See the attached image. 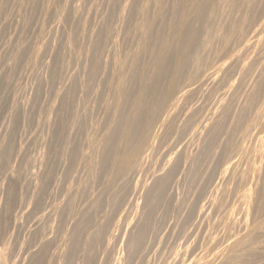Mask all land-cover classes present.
<instances>
[{"label":"bare ground","instance_id":"1","mask_svg":"<svg viewBox=\"0 0 264 264\" xmlns=\"http://www.w3.org/2000/svg\"><path fill=\"white\" fill-rule=\"evenodd\" d=\"M3 1V0H2ZM5 1V0H4ZM7 1V0H6ZM13 1V0H12ZM39 2L38 3H40V0H38ZM50 1H52V0H50ZM63 0H61V2H62ZM73 0H70V1H68V0H66V2L65 1H63V2H65L66 3V5L64 6V7H60V10L61 11H58L59 13V17L58 18H60L59 20H61L62 21V25H63V21H64V23L67 25V24H70V25H72L73 23H75V21H76V23H75V25L77 24V26H78V24H80L79 23V19L77 20V17H79V15H80V17H84L83 16V13L85 14V16L87 15L86 13H85V11L86 12H88L89 10H85V8L89 5V4H87L86 2H85V4H87V5H85L86 7H84V10L82 9V8H80V9H82L83 11H81V12H83L82 13V15L80 14V10L78 9V5L76 4V3H78V2H76V3H74V1L72 2ZM76 1H78V0H76ZM82 1V0H81ZM81 1H80V4H82L81 3ZM84 1H86V0H84ZM117 1V0H116ZM116 1H115V3H116ZM122 1L123 0H121V3H122ZM138 1V0H137ZM137 1L136 0H132V2H136V4H138L137 3ZM141 1V0H140ZM147 1V0H146ZM151 1V0H150ZM154 0H152V2H153ZM163 1V0H162ZM171 1V3H172V0H170ZM181 1V5H182V9H180V11L178 10V11H176V10H172L171 11V8L173 7H171L170 6V10L168 9V7H165V5L164 6H162V8H166V9H168L169 11H171V12H169V13H167V14H169V16H166V15H164L163 16V14H161V12L159 13V11H158V14H161V16L162 17H160V15H157V16H159L160 18V22H157L158 24V26H160V25H162L163 27H159L161 30H158L157 29V25L155 24V25H153V26H157L156 27V29H157V31H155V29H152V28H155V27H152L151 26V22H149L148 21V16L150 17V15H148L147 16V14H149V13H151V10L153 11V7H152V9H151V7L150 6H148V7H150V12H149V8L147 9L148 10V12H147V10H144V8H143V10L141 9L142 7H144V6H142V5H140V6H142V7H140V6H138V5H135V9H136V6L137 7H139V9H141V13L143 14V16L141 15V13H140V15L139 16H142V20H141V18H140V20H141V23L139 22V24L137 23V27L139 28L138 30H140V33L139 34H142V36L144 37V40H145V38H146V40H147V38H152V40L154 39V41H152V44H153V42H157V45H155L156 46V48L155 49H153L152 48V51H150V52H152V54L150 53V55L151 56H149V60H148V62H147V64H146V66L145 65H142V61L144 60L143 59V57H142V52L144 51H142V52H140V54L141 55H135V56H133L132 57V55H134V54H129V57H131L130 59H128V58H126V57H128V56H126V55H128V54H124L126 57H124L123 59H121L122 58V56H124L123 55V48H122V53H121V58H120V56L117 58V59H115L114 57V60H115V64L117 65L116 66V70H118V71H116L117 73L116 74H118V75H116V82L112 79V81L116 84H114L113 85V87H115V89L113 88L112 89V92H114L113 94H111V93H109L110 95H112L111 96V98H110V100L112 99V105L110 106V107H108V110L110 109V111H111V115L110 114H108V115H110V117H107L108 119L106 120L105 118H103L105 121H101V122H103V123H96V121H95V123L93 124V130H92V135L91 136H89L88 135V137H89V139H88V144H89V147L87 146L86 147V150H87V148H89L90 150H88V151H86L85 150V148H84V150L85 151H82L83 149V147H82V145H80L82 148H79L80 149V151H82L81 153H79V150L78 149H75L79 144H81V143H79V142H77V143H75L76 145L74 146V144L73 145H71V147L72 146H74L75 148H73V151H75V150H78L75 154H74V156H77L78 155V153H79V155L77 156L78 157V159H76V157H74L75 158V160H76V162H77V160H78V165H80L81 166V170H80V168H79V172H81V174H82V172H83V174L79 177V175H78V178H76L75 177V179L77 180V181H75L76 182V187H73V189L72 188H70V190L71 191H68L69 193H68V195L66 196L67 198H65V201L61 204V205H59V206H57V205H54V203H55V200H54V203H53V200L51 201V203L53 204V206H51V208H50V206H49V208H50V210H48L47 208H44L43 209V206H44V199H49V198H45V195H47V188L45 187V186H47L49 183L51 184L52 182H49V183H47L46 181H48V180H46V179H43V180H45V182L47 183H44L43 181H41L42 183H44V185H43V187L44 188H42V187H40V186H36L37 184H33L34 186H33V188H31V189H33L32 191L31 190H29L30 188V186H28V188H27V190H29V191H31L32 192V196H31V202H29V204L28 205H32L31 207H32V210L29 212V214L28 215H32V217L31 218H34V230H33V233L31 234L30 233V236L29 237H31L32 235H33V237H35V241L36 240H38L37 241V243H38V247H37V250H34V249H32V251H31V248H32V246H31V248L29 247V243H31V241H29V243H26V245H25V247H19L20 248V250H19V252H18V254L19 255H17L18 256V258H16V260L14 259V263L13 264H21V262L23 261V260H25V256L27 255V257L29 258V264H42L41 262V260L43 259V257H44V255H46V252L49 250V248L58 240L59 242H61V244H62V247H64L63 248V254H62V257L64 258H61V259H63V262H61V264L63 263V264H69L70 263V261L73 259V258H76L77 256H80L79 254H81V258L82 259H80V263H82V262H84V264L86 263V264H92L93 262H95V259H96V257H97V255H98V253H100L101 252V254H100V256L101 255H103V256H105V255H108L110 252V250L111 251H113L112 249H114L113 247H112V249H110V242L111 241H113L112 243H113V245H114V241H115V245H116V241H118V239H119V237H120V232H122L123 230V225L124 224H128V223H125L126 222V220L128 221V219H126L127 218V211H128V209L126 210V208L124 209V207L126 206V207H129V209H131L132 207H135L136 209H139V204H140V202H139V200H137V195H138V193H140V191L144 188V190H145V192H144V195H142L143 197V205L141 206V210H140V214H139V219H138V221L135 223V225L133 226V227H131V230H130V228H129V230H130V232H129V234H127L128 235V237L126 236L125 238H128V239H126L127 241H125L126 243H125V249H123L124 251H126V254L127 255H125L126 256V258H127V260H129L128 262H130V264H131V262H132V264L134 263L133 262V260H132V258L133 257H135V256H139L140 255V253L142 252H144V251H142L143 249L144 250H146V248L144 247V245L146 244V242H148V239H149V235L151 236V234L153 233V234H156L157 233V230H158V228H159V225L157 224V221H156V212L157 211H159L160 209H162V208H164V207H166L167 206V204H170V203H167L168 201H170V196H168V195H170V194H168V189H169V186L171 185L170 183H173V182H171L172 181V179L175 177V175H176V173H178V170H179V167H181V162H184V163H187L188 164V167H187V171H186V169H185V171L187 172V174H186V176H187V178L190 176L192 179H190V182H192V180L194 181L197 177L196 176H198V173H200V169H201V167L204 169V167H206L205 166V164L202 166V164L204 163V161H205V159L204 158H206V155L207 154H209V152L207 153V151L209 150V149H212V148H210V147H212V144L214 143V141H216V138H217V136H219V135H221V134H219V131L221 130V132H222V129H221V127L223 128V126H222V124L220 125V123H219V119L220 118H218V117H216L217 115L218 116H220L219 114H221V115H223V117L226 119L227 117H225V116H228V113L229 114H233L234 113V109H235V111L236 110H239L238 109V105L236 106V108H232L231 106L233 105V103H231L230 101L231 100H228L229 98H227L226 100H224V102H222V104H220L219 106L221 107L220 109V111L217 113V112H215L214 113V115H213V117H211L210 118V120L212 119V118H215L216 120H219L218 121V123H219V126H217V125H215V124H213V123H215V121L213 120V122H212V120L211 121H208V119L207 120H205V116H203L201 113H199V111H198V109H200V106L198 107V106H193V107H190V108H188L187 109V107H186V105H187V103H188V101L194 96V95H196V96H202V94H201V92H203V90L205 89V87H204V89L199 93V91H200V89L201 88H203V86L205 85V73H206V69H205V66H206V62L208 61L209 62V60H211L212 59V55L210 54V52L214 55V53H215V56L217 57V58H222L223 59V57H228L227 55L228 54H230V52H232L233 51V48H234V45H235V43L237 44V42H241V39H245L244 38V36H245V34L247 33V31L249 30V31H251L252 29L251 28H254V26H255V23L257 24L258 23V28L256 29L255 28V30H253V34H255V35H253V37H258L259 36V34L260 33H263L264 34V32L262 31V30H264V19H263V17H262V22H261V17H260V20H258L259 19V14L260 13H262V11H264V0H186L185 1V4L183 3L182 4V0H179V2ZM9 2V1H8ZM8 2H7V5H8ZM14 3V5L16 6V7H18V6H21V2H23V0H14L13 1ZM15 2H16V4H15ZM19 2H20V5H19ZM30 2V1H29ZM35 2V1H34ZM42 2V1H41ZM47 2H49V0L47 1ZM53 2L56 4V3H60V1L58 0L57 2H55V1H52V4H53ZM88 2H91L90 0L88 1ZM93 2V1H92ZM97 2H98V0H97ZM105 2V1H104ZM107 2V1H106ZM112 2V1H111ZM124 2V1H123ZM129 2V1H128ZM143 2H144V0H143ZM165 2V1H164ZM166 2H169L168 0L166 1ZM178 2V0L176 1V3ZM184 2V1H183ZM10 3H11V1H10ZM45 3V2H44ZM99 3V2H98ZM118 3V2H117ZM140 3V2H139ZM156 3V4H155ZM175 3V5H177V6H175L174 5V3L172 4V5H174L176 8H180L181 7V5L178 3V4H176ZM220 3H221V8H222V11H220V12H218V8L220 7ZM5 4H6V2H5ZM4 4V5H5ZM13 4H11L12 6H13ZM35 4H37L36 2H35ZM41 4V3H40ZM46 4V3H45ZM50 4V3H49ZM49 4H46V6H44V7H46L47 8V6L49 5ZM58 4H56V6L58 5ZM63 4V3H62ZM61 4V5H62ZM79 4V3H78ZM93 4V3H92ZM101 4V3H100ZM105 4V3H104ZM133 3H129V7L130 8H132V5ZM142 4V3H141ZM151 4V3H150ZM149 4V5H150ZM163 4V3H162ZM26 5V4H25ZM42 5V4H41ZM54 5V4H53ZM97 5V4H96ZM99 5V4H98ZM105 5H107V3L105 4ZM105 5H103V8H104V6ZM120 5H122V4H120ZM134 5H133V8H134ZM143 5H144V3H143ZM156 6V8L158 9V8H160V11H161V2H160V0H155L154 1V4H153V6ZM157 5H158V7H157ZM170 5V4H169ZM168 5V6H169ZM178 5L180 6V7H178ZM184 5V6H183ZM23 6V5H22ZM21 6V7H22ZM35 6V5H34ZM43 6V5H42ZM55 6V5H54ZM54 6H51L52 7V9L53 10H56V6L54 7ZM84 5H82V6H80V7H83ZM91 6V5H90ZM94 6H95V4H94ZM102 6V5H101ZM115 6V5H114ZM117 6H118V4H117ZM127 6V5H126ZM128 6H127V8H128ZM167 6V5H166ZM1 7V6H0ZM4 7H7V8H11L10 6H4ZM16 7H14L15 9H16ZM28 7H30V6H28ZM27 7V8H28ZM32 7H33V5H32ZM36 7V6H35ZM57 7H59V6H57ZM112 8H114L113 6H111ZM110 7V8H111ZM124 7V6H123ZM146 7V6H145ZM7 8H3L4 10L5 9H7ZM20 8V7H19ZM23 8V7H22ZM22 8H20V9H22ZM26 8V9H27ZM50 8V7H49ZM62 8V9H61ZM91 9H94V11H92L93 13L94 12H96V10H95V8H92V6L90 7ZM96 8H97V6H96ZM102 8V7H101ZM106 8V7H105ZM109 8V9H110ZM118 8V7H117ZM127 8H126V11H127ZM132 8V10H134ZM147 8V7H146ZM175 8V9H176ZM12 9V8H11ZM9 10L10 11V13L12 12V10ZM29 9V8H28ZM48 9V8H47ZM119 9V8H118ZM172 9H174V8H172ZM245 9V10H244ZM260 9V10H259ZM19 10V9H18ZM23 10V9H22ZM33 10H38V9H34L33 8ZM41 10V9H40ZM46 10V9H45ZM48 10H51V8L50 9H48ZM58 10H59V8H58ZM106 10V9H105ZM115 10H116V8H115ZM136 10H138V9H136ZM221 10V9H220ZM259 10V14H258V11ZM16 11H17V9H16ZM27 11V10H26ZM31 11V10H30ZM57 11V10H56ZM79 12V14H78V16H77V13ZM114 11V10H113ZM120 11V10H119ZM118 11V12H119ZM122 11V10H121ZM128 11H129V8H128ZM157 11V10H156ZM155 11V12H156ZM8 12V11H7ZM14 12H15V10H14ZM21 13H22V11H20ZM23 12H24V10H23ZM37 12H39V11H37ZM42 12H44V11H42ZM41 12V13H42ZM48 12H50V11H48ZM51 12H54V11H51ZM50 12V13H51ZM63 12V13H62ZM66 12V13H65ZM91 12V11H90ZM99 12V11H98ZM101 12V11H100ZM111 12V11H110ZM125 12V11H124ZM130 12V11H129ZM132 13H133V11H131ZM131 12H130V14H131ZM139 12H140V10H139ZM164 12H165V10H164ZM163 11H162V13H164ZM166 12H168V11H166ZM165 12V13H166ZM6 13V12H5ZM21 13H20V15H21ZM31 13V12H30ZM33 13H35V11H33ZM92 13V14H93ZM105 13V12H104ZM134 13H135V11H134ZM154 13V12H153ZM157 13V12H156ZM164 13V14H165ZM15 14H17V12H15ZM38 14V13H37ZM52 14V13H51ZM101 14H103L102 12H101ZM109 14H114V13H109ZM120 14V13H119ZM263 14V13H262ZM9 15V14H8ZM7 15V16H8ZM14 15V14H13ZM20 15H19V13H18V16L20 17ZM28 15V14H27ZM39 15V14H38ZM43 15H44V13H43ZM94 15V14H93ZM107 15V14H106ZM132 15V14H131ZM131 15H130V17H128V14L126 15L127 16V18H133L134 20H132V19H130V22H131V20L132 21H134L135 22V17L138 15V13H136V16H133V17H131ZM134 15V14H133ZM153 15V14H152ZM156 15V14H155ZM256 15V16H255ZM264 15V14H263ZM263 15H261V16H263ZM3 16H5V14H4V12H3V10H1V8H0V23H1V19H2V17ZM12 16V15H11ZM11 16H9V17H11ZM32 16V15H31ZM54 17H53V19L54 18H56V22H57V17L55 16V14L53 15ZM90 16H91V14H90ZM90 16H87V17H89L90 18ZM102 16V15H101ZM108 16V15H107ZM112 16H114V15H112ZM119 16V15H118ZM123 16V15H122ZM121 16V17H122ZM139 16H138V18H139ZM146 16H147V18H146ZM26 17V16H25ZM28 17H30V15L28 16ZM27 17V18H28ZM71 17H72V19H71ZM79 17V18H80ZM86 17V19L88 20V18ZM92 17H94V16H92ZM91 17V18H92ZM95 17H97V16H95ZM117 17V16H116ZM124 17H125V15H124ZM156 17V16H155ZM4 18V17H3ZM26 18V19H27ZM32 18V17H31ZM30 18V19H31ZM34 18V17H33ZM43 18V17H42ZM46 18H47V16H46ZM102 18H103V16H102ZM105 19H106V16L104 17ZM109 18V17H108ZM126 18V17H125ZM137 18V19H138ZM153 18V17H152ZM11 19V18H10ZM10 19H9V21H10ZM13 19V18H12ZM20 19V18H19ZM26 19H24L25 21H27ZM29 19V18H28ZM39 19V18H38ZM50 19V18H49ZM70 19V20H69ZM82 21H86V19H84V18H80ZM93 19V18H92ZM100 19V18H99ZM110 19V18H109ZM108 19V20H109ZM113 18H111V20H112ZM120 19V18H119ZM129 19H127V20H129ZM154 19V18H153ZM4 22L3 23H5L6 21H7V18L5 17L4 19ZM16 20V19H15ZM23 20V21H24ZM32 20V19H31ZM40 20V19H39ZM103 20V19H102ZM101 20V21H102ZM116 20H117V18H116ZM121 20V19H120ZM149 20H150V18H149ZM155 20V19H154ZM11 21H14V20H11ZM10 21V22H11ZM29 21V20H28ZM34 21V20H33ZM36 21V20H35ZM38 21V20H37ZM46 21V20H45ZM60 21V22H61ZM69 21H71V23L69 22ZM82 21H81V24H82V28L80 27L81 26V24H80V28L78 27L77 29L79 30V31H76L74 28H73V32H74V30L76 31V33H78V34H80V36L82 37V35L81 34H85V31L86 30H88V28L89 27H91V26H89V27H87V29L85 28V26H84V24L82 23ZM93 21V20H92ZM92 21L90 22L89 20H88V23H92ZM104 21V20H103ZM107 21V20H106ZM156 21V20H155ZM157 21H158V19H157ZM258 21H260V22H258ZM8 22V21H7ZM17 22V21H16ZM21 23H23L22 21H20ZM42 22V21H41ZM40 22V23H41ZM50 22H52L51 21V19H50ZM73 22V23H72ZM98 22V21H97ZM111 22V21H110ZM114 22H115V20H114ZM154 22V21H153ZM9 23V22H8ZM11 23H13V22H11ZM11 23H9V25L11 24ZM15 23V22H14ZM13 23V24H14ZM30 23V22H29ZM32 23V22H31ZM39 23V22H38ZM46 23V22H45ZM99 23H100V21H99ZM117 23H118V21H117ZM117 23H116V26H118V27H120L121 26V24H122V20H121V23H118V24H120V26L119 25H117ZM124 23H125V21H123V24L122 25H124ZM126 23H127V21H126ZM125 23V24H126ZM156 23V22H155ZM260 23V24H259ZM2 24V23H1ZM15 24H17V23H15ZM14 24V25H15ZM36 25H37V22L35 23ZM44 24V23H43ZM50 24V23H49ZM54 24V23H53ZM58 24H59V21H58ZM87 24V23H86ZM85 24V25H86ZM101 24H103V23H101ZM104 24H105V21H104ZM107 24H112V23H109V22H107ZM129 21H128V23H127V25L129 26ZM134 24V23H133ZM5 25H7V26H9L8 24H6L5 23ZM12 25V24H11ZM18 25V28H19V24H17ZM24 25V23L22 24V26ZM30 25V24H29ZM39 25V24H38ZM37 25V26H38ZM46 25V24H45ZM44 25V26H45ZM56 25H57V23H56ZM65 25V26H66ZM74 25V24H73ZM97 25V24H96ZM126 25V27L127 28H125V29H127L128 30V26ZM139 25V26H138ZM16 26V25H15ZM25 26H26V24H25ZM28 26V25H27ZM31 26V25H30ZM36 26V27H37ZM43 25L41 24V27H42ZM43 26V27H44ZM46 26H49V25H46ZM53 26L54 25H52V27L51 28H53ZM61 27V31L63 30L62 29V26H61V23H60V25H58L57 27ZM65 26L63 25V27L65 28ZM93 26V25H92ZM95 26V25H94ZM99 26H100V24H99ZM106 26V28H109V27H107V25H105ZM125 26V25H124ZM132 26V25H131ZM130 26V27H131ZM136 26H135V28H136ZM164 26H167L166 28H168V32L170 31V32H172V36L170 35L171 33H169V36L168 37H166V36H164L163 35V30H162V28H164V30H165V27ZM4 27V26H3ZM50 27V26H49ZM56 27V28H57ZM59 27V28H60ZM73 27V26H72ZM75 28H76V26H74ZM100 27H102V26H100ZM110 27H114V26H110ZM123 27V26H122ZM133 27H134V25H133ZM20 28H21V26H20ZM27 28V27H26ZM30 28V27H29ZM29 28H27V29H29ZM32 28V27H31ZM30 28V29H31ZM48 28V27H47ZM46 28V29H47ZM56 28H53L52 30H53V33L54 34H51L50 33V35L52 36V38H54V36L53 35H55L56 34V36H57V33L55 32L56 30H58V29H56ZM69 28H70V26H69ZM99 28V27H98ZM116 28V27H115ZM115 28H112L113 30L115 29ZM132 28V27H131ZM2 29V28H1ZM0 29V30H1ZM4 29V28H3ZM5 29H6V27H5ZM11 29H12V27H11ZM27 29H26V31H27ZM46 29H45V33H48V31H46ZM90 29V28H89ZM103 29V28H102ZM112 29H110L111 31H112ZM124 29V28H123ZM122 29V30H123ZM132 29H134V28H132ZM131 29V30H132ZM25 30V29H24ZM33 30V29H32ZM31 30V31H32ZM47 30H49V29H47ZM52 30H50V31H52ZM55 30V31H54ZM60 30V29H59ZM58 30V31H59ZM91 30H92V28H91ZM105 30V29H104ZM108 30V29H107ZM109 30V31H110ZM116 30V29H115ZM119 31H121L120 29H118ZM117 30V31H118ZM127 30H126V32H127ZM130 30V29H129ZM33 31H35V30H33ZM41 31V30H40ZM61 31H59V32H61ZM66 31V30H65ZM65 31H63V32H65ZM123 31H125V30H123ZM135 32L137 31V29H135L134 30ZM155 31V32H154ZM262 31V32H261ZM6 32V31H5ZM20 32V31H19ZM24 32V31H23ZM44 32H43V34H44ZM88 33H87V35H88V38L91 40H93V42H94V37H95V35L98 33V30H97V33L95 32V30H94V32L92 31V34H91V32L88 30L87 31ZM90 32V33H89ZM113 32V31H112ZM130 32H132V31H130ZM168 32H167V30H165V33L164 34H168ZM7 33V32H6ZM15 33H16V31H15ZM18 33V32H17ZM16 33V34H17ZM29 33V32H28ZM36 33H38V32H36ZM66 33V32H65ZM95 35H94V34ZM100 33V32H99ZM104 33H106V32H104ZM104 33H102V34H104ZM109 33V32H108ZM114 33V32H113ZM132 33H134V32H132ZM136 33H138V31L136 32ZM135 33V34H136ZM251 33V32H250ZM250 33L248 34V35H250ZM4 34V33H3ZM9 34H11V33H9ZM15 34V35H16ZM20 33H18L16 36H18ZM33 34V33H32ZM62 34V33H61ZM60 33H58V35L60 36L61 35ZM74 34V33H73ZM101 34V35H102ZM110 34V33H109ZM115 34V33H114ZM113 34V35H114ZM123 34H124V32H123ZM125 34H127L128 35V33H125ZM124 34V35H125ZM131 34V33H130ZM258 34V35H257ZM22 35H24V33L22 34ZM21 35V36H22ZM26 35V34H25ZM41 34L39 33V36H40ZM64 35V34H63ZM69 35H70V33H69ZM86 35V34H85ZM90 35V36H89ZM98 35V34H97ZM105 35H107V34H105ZM260 35H262V34H260ZM2 36V35H1ZM5 36H6V34H5ZM27 36V35H26ZM34 36V35H33ZM38 36V35H37ZM37 36H35L34 38L35 39H33V40H36L37 39ZM39 36H38V39H37V41H39ZM41 36H43V35H41ZM45 36H46V34H45ZM51 36H50V38H48V36H46V39L48 38V39H51V41L49 40V42H51V43H48V39L46 40L47 41V43H45V45H43L42 47H44V49H46V50H44L43 51V49H42V51L44 52V53H46L47 55H48V57L50 56H52V53H50L51 55H49V52H51V50L53 49V47L51 48V47H49V48H51V49H49V48H46L47 46L46 45H49V44H54V42H56V44H54V45H56L57 46V43H59V40H58V42L57 41H55L54 39V42L52 43V38H51ZM58 36V37H59ZM66 36V35H65ZM77 36V34H75V35H73V36H67V38H66V41H65V44L63 43V48L66 46V50L68 49V51H72V50H74V47H76L77 46V39H79L78 41L79 42H81V38H80V36L78 35V37L79 38H77L76 37ZM110 36V35H109ZM116 36V35H115ZM118 36V35H117ZM122 36V35H121ZM126 36V35H125ZM130 36H133L132 34L130 35ZM141 36V35H140ZM140 37L141 39L143 38V37ZM170 36H171V38H170ZM263 36V35H262ZM14 38H15V36H13ZM19 37V36H18ZM18 37H16V38H18ZM62 37H64V36H62ZM84 37V36H83ZM97 37V36H96ZM104 37V36H103ZM128 37V38H127ZM135 37H137V35L135 36ZM139 37V36H138ZM137 37V38H138ZM250 37V36H249ZM257 37L255 38V39H257ZM260 37V36H259ZM258 37V38H259ZM3 38V37H2ZM24 38V37H23ZM27 38H28V36H27ZM41 38H45V37H41ZM65 38V37H64ZM84 38H86L85 40H87L86 42L88 43V40L89 39H87V37H84ZM106 38V37H105ZM122 38V37H121ZM121 38H120V40H121ZM125 38V37H124ZM126 38L129 40V39H131V37H129V36H126ZM125 38V39H126ZM133 38V37H132ZM136 38V41H138V39ZM262 38H264V36L262 37ZM0 39H1V37H0ZM5 39V38H4ZM6 39H7V37H6ZM20 39V38H19ZM55 39H56V37H55ZM57 39H60L61 40V36H60V38H57ZM97 39H99V38H97ZM96 39V40H97ZM127 39H126V41L125 40H123V41H125V43L126 44H123L124 46H122V47H124V50H126V51H124V53H126L127 52V44H128V41H127ZM248 39H250V38H247V40ZM254 39V38H253ZM3 40V39H2ZM8 40V39H7ZM11 40V39H10ZM12 40H14V42H16L15 41V39H12ZM16 40H18V39H16ZM22 40V39H21ZM28 40V39H27ZM32 40V39H31ZM30 40V41H31ZM32 40V41H33ZM85 40L83 41L84 43H85ZM103 40V39H102ZM135 40V39H134ZM133 40V41H134ZM215 40H217L218 42H220L219 44H221L220 45V47L219 48H215V50L213 49V47H215V46H217L218 45V42L216 43V42H214ZM238 40V41H237ZM251 40V39H250ZM259 40V39H258ZM261 40V39H260ZM24 41H25V39H24ZM31 41V42H32ZM62 41V40H61ZM60 41V47H61V45H62V42ZM63 41V42H64ZM101 41V40H100ZM99 41V43H102V42H100ZM105 41V40H104ZM103 41V42H104ZM115 41H117V37H116V40H114V42ZM130 41V40H129ZM132 41V40H131ZM133 41H132V43H133ZM136 41H134V42H136ZM140 41V40H139ZM236 41V42H235ZM262 41H264V39L262 40ZM3 42H4V40H3ZM9 42H11V41H9ZM14 42H13V44H14ZM18 42V41H17ZM23 42V41H22ZM21 42V43H22ZM26 42H28V41H26ZM31 42H28V44H30ZM105 42H107V41H105ZM112 42V41H111ZM114 42L113 43H109V45L110 44H114ZM147 42V41H146ZM148 42H149V40H148ZM249 42V41H248ZM253 41H251V43H252ZM38 43H40V42H38ZM43 43V42H42ZM83 43V45H85L86 44V46H87V43H85L84 44ZM118 43V42H117ZM119 43H124V42H120L119 41ZM130 43L131 42H129V45H130ZM140 43H142V42H140ZM150 43V42H149ZM213 43L214 44H217V45H215V46H213ZM234 43V44H233ZM247 43V42H246ZM253 43H255L256 44V41L255 42H253ZM252 43V44H253ZM2 44V43H1ZM11 44H12V42H11ZM23 44V43H22ZM25 45H26V43H24ZM33 44H35V41H34V43ZM93 44V45H92ZM107 44H108V42H107ZM134 44V43H133ZM132 44V45H133ZM138 44V43H137ZM143 44V43H142ZM232 44H233V47L231 48V46H232ZM244 44V43H243ZM250 44V43H249ZM249 44H244L243 45V47H244V51H242L241 50V48L239 49V50H241L242 51V53H244V52H246V50L248 49V51H250L251 49H250V47H249ZM261 44H263V43H261ZM8 45V44H7ZM10 45V44H9ZM8 45V46H9ZM16 45V44H15ZM21 45V44H20ZM32 45V44H31ZM30 45V46H31ZM40 45H42V44H40ZM52 45H50V46H52ZM95 44L94 43H91V46H90V43H89V45H88V47L90 46V48H86L87 49V51L85 52V54H86V56H89V55H91V58H93L92 57V55H94L92 52H93V50L95 49V52H96V48H92V46H94ZM102 45V44H101ZM104 45V47L106 48V46H105V44H103ZM127 45V46H126ZM135 45V44H134ZM141 45V44H140ZM139 44L136 46V47H138L139 48V46H140ZM146 45H148L147 43H146ZM150 45V44H149ZM4 46V45H3ZM2 46V47H3ZM8 46H5V48L6 47H8ZM12 47H13V45H11ZM10 46V47H11ZM29 46V45H28ZM29 46V47H30ZM35 47H37L38 46V44L37 45H34ZM58 46H59V44H58ZM79 46H80V44H79ZM86 46H83V47H86ZM95 46H97V45H95ZM112 46V45H111ZM114 46V48H113V50H114V52H115V50H116V47H118V45L115 47V45H113ZM126 46V47H125ZM131 46V45H130ZM129 46V47H130ZM153 46V45H152ZM237 46V45H236ZM1 47V48H2ZM10 47H8L9 49H10ZM19 47H21V46H19ZM41 47V46H40ZM80 47H82V46H80ZM98 47H99V45H98ZM103 47V46H102ZM128 47V48H129ZM135 47V46H134ZM134 47H132V49L134 48ZM144 47H147V46H145L144 45ZM149 47H151V45L149 46ZM154 47V46H153ZM240 47H241V45H240ZM243 47H242V49H243ZM252 47H255V46H252ZM257 47V46H256ZM8 48H7V50H8ZM15 48H16V46H15ZM18 48V47H17ZM16 48V49H17ZM31 48L33 49V45H32V47H30V50H31ZM62 48V49H63ZM77 48H79L78 46H77ZM77 48H75V50L77 49ZM105 48H103V49H105ZM111 48V47H110ZM126 48V49H125ZM238 48V47H237ZM28 50L26 51V48H24V46L23 47H21L20 48V52H19V55L18 54H16L15 53V50H14V48H13V54L15 53V55H18V56H14L13 54V56L14 57H12V60H10L11 62H10V64L9 63H6V69H7V71L9 70L10 71V69L13 67L14 68V66H16V68L17 67H21L20 65L18 66V64H19V62L21 63L22 61H21V59L20 58H22L23 57V55L25 54V52H27V54L28 53H30L31 51H33V50H31L30 52H28L29 51V48H27ZM36 49V53H37V49H39V47L38 48H35ZM47 49H49L50 51H48L47 52ZM54 49H58V48H55L54 47ZM61 49V48H60ZM60 49H58V51L60 50ZM61 49V50H62ZM100 49H102V48H100ZM118 49H119V47H118ZM130 49V48H129ZM148 49H150V48H148ZM217 49V50H216ZM250 49V50H249ZM264 49V48H263ZM40 50H41V48H40ZM75 50H74V53H75ZM82 49H77V52L78 51H81ZM99 50V49H98ZM97 50V51H98ZM136 50H137V48H136ZM136 50H134L133 49V51L134 52H136ZM253 50V49H252ZM260 50H262V49H260ZM260 50H258L257 51V53H255L256 55L258 54V52H260ZM4 51V50H3ZM6 51V50H5ZM9 51H11V49L9 50ZM16 51V52H17ZM39 51V50H38ZM46 51V52H45ZM54 51V50H53ZM83 51V50H82ZM111 51V50H110ZM109 50L107 51V55H108V52H110ZM120 51V50H119ZM129 52L131 51V49L130 50H128ZM141 51V50H140ZM146 51H147V49H146ZM236 51V50H235ZM234 51V52H235ZM238 51V50H237ZM254 51H255V49H254ZM42 52V53H43ZM60 52V51H59ZM59 52H57L58 54H60ZM62 52H64V54H66L65 53V50H63ZM61 52V53H62ZM94 52V53H95ZM101 52L102 53H104L102 50H100L99 51V54H101ZM114 52H113V55H114ZM128 52V53H129ZM132 52V51H131ZM130 52V53H131ZM138 52V51H137ZM6 53V52H5ZM39 53H41V52H39ZM54 53H55V51H54ZM72 53V52H71ZM92 53V54H91ZM98 53V52H97ZM117 52H115V54H116ZM148 55H149V53L148 52H146ZM241 53V55H240V53H235V55L237 56H234L235 57V63L236 62H240V61H242V59L240 60V56H242V57H245V56H243V55H245V53L244 54H242ZM252 53V52H251ZM250 53V54H251ZM261 54H262V52H260ZM264 53V52H263ZM1 54V53H0ZM9 53H7V55H8ZM10 54H11V52H10ZM33 55L35 54L34 53V51H33V53H32ZM45 54V55H46ZM58 54H57V56H58ZM64 54H63V56H64ZM77 54V53H76ZM79 54V56L81 55L80 54V52L78 53ZM84 54V55H85ZM105 53L104 54H101V56L103 57L104 56V58H106L105 57V55H106ZM110 54V53H109ZM7 55H5V56H7ZM11 55V56H12ZM30 55H31V53L29 54V57H30ZM47 55L45 56L46 58H47ZM67 55H69L68 54V52H67V54L65 55L66 57H67ZM72 55H74V57H76V55L75 54H73L72 53ZM72 55H70L71 56V59L73 60V58H72ZM83 55V56H84ZM96 55H98V54H96ZM111 55V54H110ZM209 55H211V58H210V56ZM233 55V54H232ZM240 55V56H239ZM248 55V54H247ZM256 55H255V58H256ZM25 56V55H24ZM35 56V55H34ZM55 56H56V54H55ZM60 56V55H59ZM86 56H84V57H82V55H81V57L82 58H85ZM99 56V55H98ZM144 56V55H143ZM251 56V55H250ZM261 56V55H260ZM26 57H27V59H28V62H29V59H32V57L31 58H29L27 55L25 56V59H26ZM40 56H38V58H39ZM44 57V56H43ZM44 57V58H45ZM61 57V56H60ZM66 57H63L64 58V61H63V59H61L63 62H67L66 61V59L68 60V58H66ZM101 57V59H100V61H102V58ZM110 57V56H109ZM142 57V58H141ZM232 57V56H231ZM233 57V58H234ZM262 57H263V55H262ZM7 58L9 59V58H11L10 57V55H9V57L7 56ZM24 58V57H23ZM22 58V59H23ZM52 58H53V56H52ZM56 58V57H55ZM55 58H53V60L55 59ZM77 58H78V55H77ZM100 58V57H99ZM108 58V57H107ZM106 58V59H107ZM141 58V59H140ZM147 58V57H146ZM216 58V59H217ZM248 58V57H247ZM253 58V57H252ZM4 59V58H3ZM6 59V58H5ZM4 59V60H5ZM26 59V60H27ZM36 59H37V57H36ZM42 59V58H41ZM40 59V60H41ZM48 59V58H47ZM58 59H59V57H58ZM71 59H69V60H71ZM89 59H90V57H89ZM89 59H87V61L89 60ZM96 59H98V58H96ZM95 59V60H96ZM105 59V60H106ZM109 59V58H108ZM107 59V60H108ZM112 59V58H111ZM143 59V60H142ZM213 59H215V58H213ZM221 59V60H222ZM259 59H261V57L259 58ZM259 59L258 60H256V61H258V63L257 62H255L256 64H259ZM7 60V59H6ZM26 60H24L23 61V63L24 62H27ZM40 60H36L37 62H39ZM46 60V59H45ZM45 60H43L44 62H45ZM60 59L58 60V62L60 63V61H61ZM71 60V61H72ZM75 60H77V59H75ZM80 60V59H79ZM93 60V59H92ZM95 60H93V62L95 63H97V61H95ZM105 60H103V62L101 63V62H99L100 64H103V67L105 66L104 64V62H105ZM113 60V59H112ZM140 60H142V61H140ZM240 60V61H239ZM250 60H251V57H250ZM252 60H254V59H252ZM262 60H264V59H262ZM3 61V60H2ZM36 61H34V63L36 62ZM42 61V60H41ZM40 61V62H41ZM43 61L41 62V66H42V63H43ZM49 61V60H48ZM52 61V60H51ZM57 61V60H56ZM61 61V62H62ZM71 61L69 62V64L71 63ZM87 61L85 62H82V63H87ZM91 61V60H90ZM90 61L88 62V64L90 63ZM98 61H99V59H98ZM129 61V67H128V65H127V62ZM141 63H140V62ZM216 61V60H215ZM215 61H213V62H215ZM217 61L218 62H220L218 59H217ZM216 61V62H217ZM53 62V61H52ZM51 62V63H52ZM78 62V61H77ZM77 62H76V64L75 65H77ZM109 62V61H108ZM107 61H106V63H108ZM112 62V61H111ZM111 62H110V64H111ZM212 62V63H213ZM215 62V64L217 65V63ZM244 61H242V63H243ZM251 62H253V61H251ZM2 63V65H0V66H3V64L5 65V63H3V62H1ZM0 63V64H1ZM23 63H21V64H23ZM33 63V62H32ZM33 63V64H34ZM47 63V62H46ZM49 63V62H48ZM50 63V65H55L56 63H52L51 64ZM59 63H58V65H59ZM92 63V62H91ZM95 63V64H96ZM99 63H97V65H100ZM113 63V62H112ZM139 63L141 64V67L139 66ZM145 63H146V59H145ZM144 63V64H145ZM211 63V64H212ZM221 63V62H220ZM233 63V62H232ZM231 63V64H232ZM8 64V65H7ZM38 64V63H37ZM37 64H35L36 66H38V68L36 69V67L34 68V71H35V69H36V72L38 73V69L40 68L41 69V67H39V64L37 65ZM45 64V63H44ZM62 64V67L61 68H64V66H63V63H61ZM60 64V65H61ZM73 64V65H74ZM87 64V65H88ZM114 64V63H113ZM208 64V63H207ZM226 64V63H225ZM25 65H26V63H25ZM32 65V64H31ZM34 65V66H35ZM58 65H56V67L58 66ZM72 65V64H71ZM70 65V66H71ZM82 65V64H81ZM93 65L94 64H92L91 66L93 67ZM125 65H127V66H125ZM212 65H214V63L212 64ZM212 65H211V67H212ZM216 65H214V66H216ZM220 66H221V64H219ZM218 65V66H219ZM239 65H241V62H240V64ZM255 64L254 63H248L247 62V64H242V66H241V70H240V76H239V78L240 79H238V83H243V80H244V78L246 77V76H248V75H254L253 76V78H255V80H254V82L252 83V86H251V91L250 92H254V94L252 95V93H250V95H252L253 96V98H254V95L256 96V93H255V90L257 89V94H258V92L262 89V88H264V72H263V66H262V68H255L254 69V66ZM261 65H262V63H261ZM264 65V64H263ZM44 66V65H43ZM46 66H48V65H46ZM46 66H45V68H46ZM67 66V65H66ZM84 66V65H83ZM88 66H90V65H88ZM107 66V65H106ZM111 67H113V66H115V65H113L112 66V64L110 65ZM109 66V67H110ZM124 66L125 67H128V70H126L127 68H124ZM208 66V65H207ZM213 66V67H214ZM223 66H224V61H223ZM223 66H221L220 68H219V70H221V68H223ZM227 66V65H226ZM226 66H225V68H226ZM233 66V65H232ZM236 66H238V63L236 64ZM235 66V67H236ZM254 66V67H253ZM258 66V65H257ZM23 67H25V66H22L21 68H22V70L24 71L26 68H24L23 69ZM26 67H29L28 65L26 66ZM51 67V66H50ZM53 67V66H52ZM72 67V66H71ZM101 67H102V65H101ZM101 67H99V69H98V67H97V69L98 70H101L100 68ZM209 67H210V65H209ZM235 67H233V69L235 68ZM239 67V66H238ZM261 67V66H260ZM0 68H2V67H0ZM12 68V69H13ZM30 68V67H29ZM29 68H27V70L29 69ZM44 68V67H43ZM55 66L53 67V68H49V70L50 69H53L52 71H51V73L52 72H56V71H58V70H56V71H54L55 69ZM58 68V67H57ZM56 68V69H57ZM60 68V69H61ZM78 68V67H77ZM81 68V67H80ZM86 68V67H85ZM107 68V70H109V68H108V66L107 67H104V70L103 71H105V74H107L106 73V71L107 70H105ZM115 68V67H114ZM207 68V67H206ZM218 68V67H217ZM3 69H5L4 67H3ZM6 69H5V71H3L2 69L0 70V71H3V72H7L6 71ZM15 69V68H14ZM13 69V70H14ZM19 69V68H18ZM17 69V70H18ZM33 69V68H32ZM47 69V68H46ZM45 69V70H46ZM97 69H95V70H97ZM103 69V68H102ZM208 69H210V68H208ZM214 69V72L212 73V74H210V72L212 71V69H210L211 71L210 72H208L210 75H209V77L207 76V78L209 79V80H211V81H215V77L218 75L217 73H218V70L216 69L215 70V68H213ZM232 69V68H231ZM256 69H258L257 70V74H255V70ZM261 69V70H260ZM30 70L31 69H29L27 72H30ZM42 71H43V69H41ZM40 70V71H41ZM44 70V71H45ZM48 70V69H47ZM63 69H61V71H62ZM77 70H79V69H77ZM86 70H87V68H86ZM89 70H91L90 69V67H89V69H88V71ZM97 70V71H98ZM223 70H225V69H222V71ZM239 70V69H238ZM8 71V72H9ZM18 71H20V70H18ZM39 71V72H40ZM41 71V72H42ZM43 71V72H44ZM68 71V70H67ZM70 71H71V69H70ZM96 71V73H98L99 74V71L97 72ZM112 71V70H111ZM114 71V70H113ZM226 71L228 72V70L226 69ZM234 71H235V74H236V69H234ZM12 72H15V73H17L16 71H12ZM12 72H10V74H11V77L13 76L12 75ZM40 72V73H41ZM59 72V71H58ZM58 72H56V73H58ZM78 72V71H77ZM80 72H82V71H80ZM83 72H84V68H83ZM91 72H94L93 70H91ZM90 72V73H91ZM225 72V71H224ZM224 72H222V73H224ZM229 72H231V76H233V78H230L229 80H231V79H234L235 77H234V75H233V70L232 71H229ZM23 73V72H22ZM30 73H32V72H30ZM46 73H47V71H46ZM60 73H64V72H60ZM74 73H76V70H75V72ZM74 73H73V75H74ZM100 73H103L102 71L100 72ZM112 73V72H111ZM207 73V74H208ZM239 73V72H238ZM5 74V73H4ZM7 74H9V73H7ZM6 74V75H7ZM14 74V73H13ZM18 74V73H17ZM20 74H21V72H20ZM19 74V75H20ZM25 74V73H24ZM23 74V75H24ZM42 74V73H41ZM77 74V73H76ZM83 74V73H82ZM88 74V72L86 71L85 72V77L86 76H88L87 75ZM104 74V73H103ZM206 74V75H207ZM229 74V73H228ZM27 75H28V73H27ZM45 75H47V74H45ZM54 75V74H53ZM53 75H51L50 77L51 78H53ZM58 75H61V74H59L58 73ZM64 75V74H63ZM68 75V74H67ZM66 75V76H67ZM93 74H91V76H92ZM102 75V74H101ZM107 75H109L108 77H110L111 76V74L110 73H108ZM107 75H106V77H107ZM113 75V74H112ZM223 75V74H222ZM221 75V77H223ZM239 75V74H238ZM1 76L2 75H0V80H2L1 79ZM4 76V75H3ZM21 76V75H20ZM76 76V75H75ZM75 76H73V77H75ZM89 76H90V74H89ZM94 76V75H93ZM92 76V77H93ZM114 76H115V74H114ZM227 76V75H226ZM225 76V77H226ZM10 77V75H9V78H11ZM23 77V76H22ZM37 77V76H36ZM38 77H39V75H38ZM38 77H37V79H38ZM42 77H44L43 79L45 80V76H44V74H43V76ZM49 77V78H50ZM65 76H63V78H64ZM69 77H70V75H69ZM77 77V76H76ZM80 77V76H79ZM95 77V76H94ZM103 77L105 78V76L103 75ZM108 77H107V79H108ZM220 77V80H222V78ZM224 77V78H225ZM227 77H230V75L229 76H227ZM250 77V76H249ZM4 79H5V77H3ZM18 78H19V76H18ZM47 78V77H46ZM66 78V77H65ZM78 78V77H77ZM87 78V77H86ZM89 78V77H88ZM97 78V77H96ZM104 78H102V79H104ZM207 78H206V80H207ZM217 78H218V76H217ZM8 79V78H7ZM12 79H15V77L14 78H12ZM17 79V78H16ZM43 79H41V77L39 78V81H42ZM71 79H72V77H71ZM74 80H75V78H73ZM70 80V82L72 83L74 80ZM106 79V80H107ZM110 79V78H109ZM236 79V78H235ZM234 79V80H235ZM248 79V78H247ZM6 80V79H5ZM19 79H17V81H18ZM24 80V79H23ZM30 80V79H29ZM49 80V79H48ZM58 80V79H57ZM57 80L55 81V84L57 85ZM66 80V79H65ZM64 80V84L66 83V81ZM78 80V79H77ZM87 80V79H86ZM94 80H95V78H94ZM111 80V79H110ZM249 80H252V78L250 79L249 78ZM3 81V80H2ZM7 81V80H6ZM5 81V82H6ZM12 81H14V80H12ZM16 81V80H15ZM17 81H16V83H17ZM37 82V83H39V84H37L36 82V85H42L41 84V82ZM83 81V80H82ZM85 81V80H84ZM92 81V80H91ZM103 82H105L104 80H102ZM102 81H101V83H99V84H102ZM223 81H225L224 79H223ZM247 81V86L249 85V87H250V85H251V82L249 83L248 82V80H246ZM9 82H11L10 80H9ZM25 82V81H24ZM47 82V81H46ZM48 82H50V81H48ZM60 82L62 83V81L60 80ZM69 82V81H68ZM97 82V81H96ZM207 82H208V80H207ZM206 82V83H207ZM222 82V81H221ZM229 82V81H228ZM233 82H235V81H233ZM4 83V82H3ZM8 82H6V84H7ZM18 83H19V81H18ZM22 83H23V81H22ZM51 83V82H50ZM60 83V84H61ZM74 83L75 84H77V82H76V80L74 81ZM92 83H95V81H93V82H91V85H92ZM112 83V82H111ZM217 83V82H216ZM219 83V82H218ZM232 83V82H231ZM246 83V82H245ZM249 83V84H248ZM15 84V83H14ZM13 83L12 84H7V85H9L8 87L10 88V85H12V87L13 88H15L16 86L14 85ZM21 84V83H20ZM25 84V83H24ZM31 84V83H30ZM47 84V83H46ZM46 84H44L43 86H45ZM49 84V83H48ZM47 84V85H48ZM54 84V85H55ZM64 84H63V86H64ZM79 84V83H78ZM88 84V83H87ZM96 84V83H95ZM104 84V83H103ZM102 84V85H103ZM108 84V86L106 85V83L104 84V86L106 85L107 87H109L110 85H112V84H109V82L107 83ZM215 84V83H214ZM213 84V85H214ZM220 84H222V83H220ZM220 84H218V85H220ZM227 84V85H226ZM228 84H230V83H225V85H226V87L227 86H229ZM235 84V83H234ZM234 84H232V85H234ZM14 85V86H13ZM17 85V84H16ZM29 85V84H28ZM66 85V84H65ZM68 86H69V84H67ZM66 85V86H67ZM71 86H73V84H70ZM83 85V84H82ZM102 85L100 86V87H102ZM135 86V88H133V90L134 91H130L131 89V87L130 86ZM212 85V86H213ZM217 85V84H216ZM224 85V84H223ZM3 86V85H2ZM22 86H24L23 84H22ZM51 84H49L48 85V87L50 88V89H52L51 87ZM61 86V85H60ZM66 86H64V87H66ZM76 86H78V85H76ZM84 86V85H83ZM88 86V85H87ZM94 86V85H93ZM103 86V87H104ZM105 86V87H106ZM208 86L209 85H207V88H208ZM215 86V85H214ZM213 86V87H214ZM11 87V88H12ZM20 87V86H19ZM25 87V86H24ZM34 87H36L37 88V86H34ZM40 87V89H42L43 87L42 86H39ZM47 86H45L44 87V89H47L48 88ZM70 87V86H69ZM75 87V86H74ZM74 87H72L73 89H74ZM79 87H80V85H79ZM79 87H78V89H79ZM95 87H97V86H95ZM102 87V88H103ZM210 87V86H209ZM226 87H224V88H226ZM244 87H246V84L245 85H243V88H241V90H239L240 91V93L243 91L242 89H244ZM248 87V88H249ZM8 88V89H9ZM36 88H33L32 90H34L35 89V92H36ZM48 88V89H49ZM53 88H55L56 89V87H53ZM59 88V87H58ZM61 88V87H60ZM71 88V87H70ZM83 88V87H82ZM81 88V90H84V89H82ZM85 88H87L86 87V85H85ZM92 88H94V87H91V89ZM112 88V87H111ZM212 88V87H211ZM211 88H209L210 90H211ZM217 88V87H216ZM215 87H214V89H216ZM247 88V87H246ZM0 89H1V87H0ZM38 89V88H37ZM39 89V92H36V93H40V90ZM44 89H42V91L41 92H43V90ZM55 89H52L53 91L55 90ZM104 89V88H103ZM105 89H107V88H105ZM213 89V88H212ZM219 89L221 90V86H219ZM228 89H232V86H231V88L229 87ZM233 89L235 90H237L238 89V87L237 88H234L233 87ZM5 90V89H4ZM24 90V89H23ZM22 90V91H23ZM52 90L49 92V91H47L46 90V92H48V93H50L51 95L52 94H55L56 92V90L54 91L55 93H53L52 92ZM63 90H64V88H63ZM62 90V91H63ZM75 90V89H74ZM87 90V89H86ZM96 90V89H95ZM95 90H93V91H95ZM108 90V89H107ZM114 90V91H113ZM206 91H207V89H205ZM216 90H218V89H216ZM224 90V89H223ZM246 90V89H245ZM9 91H11V89L9 90ZM9 91L7 90L6 92H8L7 94H8V96L10 95V93L13 91H11L10 93H9ZM18 91H20V90H18ZM27 91H28V89H27ZM69 91H70V89L68 88V87H66V90L64 91V93L65 94H71V93H69ZM78 91V90H77ZM89 91H90V89H89ZM97 91V90H96ZM104 91V90H103ZM109 91V90H108ZM111 91V90H110ZM219 91V90H218ZM222 91V90H221ZM230 91V90H229ZM228 91V93L226 92V95H228V94H230L231 93V91L229 92ZM1 92H3V91H1ZM5 92V91H4ZM17 92V91H16ZM24 92V91H23ZM33 92V91H32ZM34 92V93H35ZM45 92V91H44ZM43 92V93H44ZM52 92V93H51ZM59 92V91H58ZM57 92V93H58ZM74 92H76V90L74 91ZM87 92V94L85 93V92H83L84 94H86V95H88V91H86ZM101 94H102V89H101ZM208 92V91H207ZM211 92V91H210ZM224 92V91H223ZM247 92V91H246ZM13 93V92H12ZM30 93V92H29ZM48 93H46L48 96H49V94ZM97 93V92H96ZM95 93V94H96ZM197 93H199L200 95H197ZM212 93H214V91L212 92ZM216 93H217V91H216ZM222 94V92H219V94ZM239 93V92H238ZM248 93V92H247ZM60 94H61V92H60ZM74 94V93H73ZM80 94H82V93H80ZM90 94V93H89ZM95 94H94V96H95ZM105 94H106V92H104V96H105ZM204 94V93H203ZM211 94V93H210ZM218 94V95H219ZM235 94V93H234ZM233 94V95H234ZM242 94V93H241ZM12 95V94H11ZM10 95V96H11ZM43 95H45V94H43ZM63 93L61 94V97H65V98H67V100L69 99L68 97H66L67 95H63ZM72 95V94H71ZM86 95H81V96H85L86 97ZM96 95H98V93L96 94ZM215 95V94H214ZM224 95V94H223ZM232 95V94H231ZM238 95V94H237ZM245 95V94H244ZM244 95H243V97H244ZM247 95V94H246ZM12 96H14V95H12ZM17 95H15V99H16V101L14 102V104L15 103H17V105L14 107L11 103V99H14V98H10V97H8V99L10 98V104H8V100H6V98L7 97H5V95H4V97H5V100L6 101H4L3 100V102H1V103H4V102H7V103H4V104H8V105H12L13 107H14V109H11V112L14 110V113L12 112V113H9L10 115H8V116H11V114H12V116H13V120L11 119V121H13L14 123H12L11 122V126H13V129L16 131V132H21V131H17L16 129H17V127H19V125L21 124V123H23L22 121H21V123H19V121H17L19 124H17L18 126L16 127V124H15V121L14 120H18V118H20V117H18L17 115H18V113L19 112H21L23 109H25V108H21L19 105H18V103L20 104H22L23 105V103L25 102V103H28V102H31V101H29V100H32V99H34V96L32 97L31 96V98L32 99H30V97H29V100H27V102H26V99H25V101L22 103V99L20 100V102H18V100H17V98L18 97H16ZM27 96V95H26ZM58 96V95H57ZM89 96V95H88ZM87 96V97H88ZM93 96V95H92ZM195 96V97H196ZM201 96L199 97L200 99H202L201 98ZM204 96H206V94L204 95ZM217 95H215V97H216ZM3 97V98H4ZM23 97H24V95H23ZM40 97V96H39ZM38 97V98H39ZM49 97H51V96H49ZM53 97H55L56 98V96H54L53 95ZM52 97V102L54 101L53 98ZM60 97V96H59ZM70 97V96H69ZM236 97H238V96H234L233 98H235V99H237ZM250 98H252L251 96H249ZM2 98V99H3ZM41 98V97H40ZM58 98V97H57ZM72 98V97H71ZM89 98V97H88ZM88 98H87V102H88ZM91 98V97H90ZM93 98V97H92ZM97 98V97H96ZM101 98H104L103 96L101 97ZM107 98V97H106ZM220 98H222V97H220ZM224 98V97H223ZM239 98V97H238ZM2 99H1V101H2ZM20 99V98H19ZM37 99V98H36ZM35 99V100H36ZM48 99V98H47ZM58 99H60V98H58ZM57 99V100H58ZM75 99H78V98H75ZM81 99V98H80ZM83 99V98H82ZM194 98H192V100H190V101H193L194 102V100H193ZM197 98H195V100H196ZM216 99H218V96H217V98ZM240 99V98H239ZM248 99V98H247ZM255 100H256V97L254 98ZM258 99V98H257ZM70 100V99H69ZM73 100V99H72ZM72 100L71 101H69V105H71V108H72V106H73V108L72 109H74V106L75 105H73L74 104V102L72 103ZM104 100H105V98H104ZM215 100V99H214ZM222 100V101H223ZM241 100V99H240ZM246 100V99H245ZM13 101V100H12ZM33 101V100H32ZM38 101L39 102H41L39 99H38ZM44 101V100H43ZM50 101V102H51ZM62 103L64 102V98H63V101H62V98H61V100H60ZM75 101H77V100H75ZM81 101V100H80ZM84 101H85V98H84ZM96 101V99L94 100V102ZM108 101V100H107ZM106 101V102H107ZM198 101V100H197ZM203 102L205 101L204 100V98H203V100H202ZM208 101V100H207ZM218 101V100H217ZM221 101V100H220ZM243 101V100H242ZM249 101V100H248ZM252 100H250V102L248 103V106L247 107H245L244 109L243 108H241L242 110H239V112L237 111L236 112V114L234 115V118H235V124H234V122H233V124H232V122L231 123H229V122H227L228 124H232V125H235V126H233L234 127V131L232 132H230L229 131V129H228V131L230 132H228L229 134L228 135H230V136H232V134H235L236 132L235 131H237V134H238V136L237 135H235V137H238V139H236L235 138V140H236V142L235 143H233V145H232V147L230 148V144L233 142L232 140H234V138H233V136H232V142L230 143L229 141V144L227 145V149H231V155L229 156V155H227V154H229V153H227L225 156L226 157H228L226 160L224 159L225 158V156H224V158H223V156H222V158L224 159V161H222V158L220 157V156H218L217 155V157H218V159H221V163H224V167H223V169H221V172H219V173H221V175H219V176H221L222 177V179L224 180V179H229V181H231V180H234V179H236V180H238L237 181V183H238V185H239V187H236V188H239L238 190H237V193H236V195H235V193H234V191L236 190L235 189V184H237V183H233V187H234V191H232L231 189H230V192L232 191L233 193L232 194H234L235 195V198H234V196H232V197H230L231 198V200H232V202H231V205L229 206V205H226L225 206V204L223 203L224 201H222V199H221V201H219V199H220V197H217V198H219V199H217L216 197H215V199L213 200V199H211V200H213L212 201V205L213 206H215L214 208H216V209H219V211L221 212L222 211V213L221 214H223L222 216L225 218L224 220H223V222L225 221L226 222V224H227V228H230V229H228V231H229V237H233L234 238V236H235V239H236V235L235 234H238V233H241L242 231H243V235L242 236H240V237H237V239L235 240V241H233V242H226V243H230L228 246H227V255L224 257L225 258V262L226 261H236V262H238V263H243L245 260H243L244 258V255H248V256H251L254 252L256 253L257 251H255L254 249H253V247H255L254 245H256V244H258L259 242V240L261 239V238H263L264 239V218H263V222H260L259 220H261L260 218H262V217H264V137H262L261 138V136L263 135L262 133H260L262 130H264L262 127H261V131L260 130H258L257 131V121H258V119L260 118V117H262L263 115H264V100L261 102V103H259V105H258V107L257 108H255L256 110H255V112L253 113V115L252 116H249L250 115V113H251V110H252V108H254L256 105H257V102H251ZM257 101V100H256ZM33 102H35V101H33ZM38 102V103H39ZM50 102H48V104L50 103ZM66 102V101H65ZM68 102V101H67ZM79 102V101H78ZM105 102V103H106ZM110 102V101H109ZM239 101H237V103H238ZM0 103V104H1ZM38 103H35L34 105L36 106ZM44 103V102H43ZM55 103V102H54ZM57 103H59V100H58V102ZM76 103V102H75ZM196 103V102H195ZM194 103V104H195ZM206 103V102H205ZM217 103H220L219 101L217 102ZM236 103V104H237ZM240 103V102H239ZM243 103V102H242ZM20 104V105H21ZM29 105H30V103H28ZM40 104V103H39ZM52 104V103H51ZM61 104V103H60ZM68 104V103H67ZM77 104V103H76ZM84 104V103H83ZM85 104H86V102H85ZM84 104V105H85ZM90 104V103H89ZM191 105V102L190 103H188V105ZM193 104V105H194ZM209 104V103H208ZM215 104V103H214ZM232 104V105H231ZM21 105V106H22ZM27 104H24L23 106H26ZM32 105H33V103H32ZM32 105H30V107L32 106ZM41 105V104H40ZM43 105V104H42ZM45 106H46V103L44 104ZM44 105H43V107H44ZM57 105H59V104H57ZM63 105V104H62ZM79 105V104H78ZM82 105V104H81ZM101 105V104H100ZM108 105V103H106V106ZM202 105V104H201ZM205 105V104H204ZM217 105V104H216ZM245 105V104H244ZM9 106V107H10ZM56 106V105H55ZM53 107L52 105H50V107L48 106L47 108V110H45V112L46 111H48V112H46V113H49V114H51L52 113V111L53 110H56V109H54V108H56V107ZM83 106V105H82ZM81 106V107H82ZM97 106V105H96ZM103 105H101V109H104L103 107H102ZM192 106V105H191ZM209 106H210V104H209ZM219 106H218V108H219ZM234 106V107H235ZM243 106V105H242ZM254 106V107H253ZM1 107V106H0ZM7 107V109L9 108L8 106H6ZM27 107H28V109H27ZM29 106H26V109L25 110H30L29 108H30ZM38 106H36V108H37ZM85 107H87V106H85ZM95 107V106H94ZM204 107V106H203ZM206 107V106H205ZM214 107V106H213ZM58 108H59V106H58ZM61 108V107H60ZM60 108H59V110H60ZM64 108V107H63ZM62 108V109H63ZM80 108V107H79ZM97 108V107H96ZM95 108V109H96ZM207 108V107H206ZM6 109V108H5ZM31 109H33L32 107H31ZM34 109H35V107H34ZM38 109V108H37ZM42 109V108H41ZM82 109H85V108H82ZM87 109H90L91 110V107L90 108H87ZM106 110H107V108H105ZM208 109V108H207ZM215 109V108H214ZM233 109V110H232ZM4 110V109H3ZM2 110V111H3ZM24 110V111H25ZM44 110V109H43ZM78 110H81V108L80 109H78ZM100 110V109H99ZM99 110H98V113H99ZM1 110H0V114H2L1 112H2ZM34 111V110H33ZM64 111V110H63ZM74 111H77L76 110V107H75V110H73V112ZM82 111V110H81ZM80 111V112H81ZM102 111V110H101ZM209 111H211L210 109H209ZM232 111V112H231ZM5 112H7V111H5L4 110V114H5ZM26 112H28V111H26ZM25 112V113H26ZM31 111H29L28 113H30ZM37 113L39 112V111H36ZM42 112V111H41ZM42 113V114H46V113ZM58 112V111H57ZM71 112V111H70ZM92 112V110L90 111V113ZM103 112V111H102ZM176 112V114L174 115V113ZM231 112V113H230ZM22 113H23V111H22ZM59 113V112H58ZM77 113V112H76ZM84 113L86 114V112H85V110H84ZM84 113H81V116H82V114H84ZM93 113V112H92ZM105 113V112H104ZM182 114L183 115V113H184V116H185V119H183V120H185V121H183V120H181V118H177L178 116H177V114L179 115V114ZM211 113V112H210ZM39 114V113H38ZM54 114H55V111H54ZM62 114V113H61ZM68 113H66V115H67ZM74 113H72V115H73ZM78 114V113H77ZM80 114V113H79ZM101 114V112L99 113V115ZM199 114V115H198ZM26 115L27 114H25L24 116L26 117ZM29 115V114H28ZM27 115V116H28ZM30 115H31V113H30ZM33 115V114H32ZM37 115V114H36ZM48 115V114H47ZM59 115L60 114H58L57 116L59 117ZM96 115V114H95ZM101 115H103V114H101ZM181 115V116H182ZM216 115V116H215ZM7 116V117H8ZM18 118H17V117ZM23 116V117H24ZM38 116V115H37ZM46 116V115H45ZM50 116H52V114L50 115ZM54 116V115H53ZM55 116H56V114H55ZM63 116V115H62ZM76 116H78V115H76ZM76 116H75V118H76ZM80 115H79V118L81 117ZM85 116V115H84ZM88 116L89 117H91L88 113H87V117L86 118H88ZM93 116V115H92ZM177 116V117H176ZM180 116V115H179ZM211 116V115H210ZM229 116H231V115H229ZM24 117V118H25ZM32 117H34L35 118V115L34 116H31V118ZM57 117V118H58ZM61 117V116H60ZM58 118V119H61V118ZM97 117V116H96ZM100 117V116H99ZM104 117H106V116H104ZM174 117V118H173ZM175 117L177 118V121H183V124L181 125V126H183V128H179V129H181V131H182V129H183V131H182V133H179V135H181V136H183V135H185V137L187 138V136H188V138H189V140H191L192 142H196V149H197V151H196V154L195 155H190L189 156V154H188V156H187V154H184V152L182 151L183 150V148H182V150L179 148V150H181L180 152L178 151V152H176V153H178V155L177 154H175V156H174V159H173V157H172V159H173V161H171V162H169V159H170V157H169V155H168V157H169V159H166V161H168V165H166V168H165V166H163V168H159V169H161L160 170V172H162V169H163V173H162V175L161 174H159L160 172H158L159 171V169H158V171H157V169H156V171L158 172V176H154L155 175V173L153 174V182H152V184L149 186V185H147L146 184V186H145V184H142V180L140 181V183L142 184V185H140V184H138V181H137V178L138 177H140V175L142 176L143 175V171H144V169H146L145 168V163H146V160H148V158L149 157H152L153 156V158H154V148L152 147L153 145V143H152V140H156V139H159V137L161 136V133L160 132H158L159 130H161L162 131V129H164L165 130V128L167 129L166 131H167V134L169 133V134H171V132L173 133V131H174V129L173 128H171L169 125H171L172 126V124L170 123V122H172L174 125L176 124L175 122H176V119H175ZM233 116H231V118H232ZM3 118H4V116H3ZM11 118V117H10ZM17 118V119H16ZM30 118V117H29ZM34 118H33V121H34ZM36 118H38V117H36ZM36 118H35V120H36ZM40 118V117H39ZM51 118V120L52 119H54L55 117H50ZM68 118V117H67ZM74 118V117H73ZM73 118L71 117V119L73 120ZM83 118V117H82ZM82 118H80V121H82ZM85 118V119H86ZM92 118V117H91ZM169 118H171L172 120L173 119H175V122H173L172 120H170ZM184 118V117H183ZM207 118V117H206ZM234 118H232V120L234 119ZM263 118V117H262ZM0 119H1V117H0ZM6 119L7 118H5V120H4V122L7 124V126L5 127V128H7L8 127V119H9V117H8V119H7V121H6ZM26 119H27V117H26ZM43 119V118H42ZM63 119V118H62ZM78 119V118H77ZM96 119V118H95ZM98 119H100V118H97V120ZM179 119V120H178ZM2 120V119H1ZM23 121H24V119H22ZM29 120V119H28ZM27 120V121H28ZM31 120V119H30ZM45 120V119H44ZM49 119H47V121H48ZM51 120H50V122H51ZM55 120H56V118H55ZM54 120V121H55ZM69 121H70V119H68ZM67 120V121H68ZM71 120V121H72ZM83 120H84V118H83ZM90 120H92L93 121V118L92 119H90ZM170 120V121H169ZM224 120V119H223ZM227 120V119H226ZM229 120V119H228ZM45 122V123H47V124H45V125H47L46 127L48 128V130H49V128H51V127H56V126H53V125H51V127H49L48 126V122ZM54 121H52V124L54 123H56V122H54ZM68 121V122H69ZM80 121H79V123L78 124H76V125H78L79 127H80ZM86 120H84L83 122H82V124L85 122ZM89 121V120H88ZM87 121V122H88ZM92 121H89V124H90V122H92ZM169 121V122H168ZM221 121H222V119H221ZM225 121V120H224ZM234 121V120H233ZM261 121H262V119H261ZM1 122H3V121H1ZM0 122V123H1ZM8 122V123H7ZM35 122V121H34ZM37 122H38V120H36V124H37ZM43 122V121H42ZM41 122V123H42ZM50 122H49V124H50ZM59 122V121H58ZM73 122V121H72ZM78 122V121H77ZM77 122H75L74 121V123H77ZM94 122V121H93ZM92 122V123H93ZM25 123V122H24ZM28 123V122H27ZM31 123H32V121H31ZM60 123H61V120H60ZM181 123V122H180ZM180 123H178L179 125H180ZM227 123H223V124H227ZM15 124V125H14ZM33 124V123H32ZM39 124V123H38ZM37 124V125H38ZM42 124H44V123H42ZM59 124V123H58ZM62 124V123H61ZM61 124H59V126L61 125ZM81 124V125H82ZM85 124V123H84ZM89 124L87 125V123H86V129L88 128L87 126H89ZM216 124H217V121H216ZM227 124V128H228V125ZM262 124H264V122H262ZM29 125H31V124H29ZM29 125H27V126H29ZM34 125V124H33ZM37 125L36 126H29V127H31V129L33 128V127H37ZM63 125V124H62ZM61 125V126H62ZM65 125V124H64ZM174 125H173V127H174ZM259 125H260V123H259ZM258 125V126H259ZM2 126H3V124H2ZM5 126V125H4ZM16 127V129H15V127ZM23 125L21 124V127H22ZM26 126V125H25ZM26 126V127H27ZM39 126V125H38ZM59 126H58V128L57 129H59V130H57V131H59V134H58V136H59V138H60V136H61V134L62 133H60L61 131H63L64 129L66 130V127L65 128H63V130L62 129H60L59 128ZM65 126H67L68 128L69 127H71V128H73L72 126H68V124L67 125H65ZM75 126V125H74ZM83 126H85V125H83ZM90 126H91V124H90ZM177 126V125H176ZM264 126V125H263ZM63 127V126H62ZM92 127V126H91ZM178 127H180V126H178ZM177 127V128H178ZM4 128V129H5ZM9 128L10 129H12L11 127H10V124H9ZM25 128V127H24ZM44 128H45V126H44ZM46 128V129H47ZM74 128H76V127H74ZM82 128V127H81ZM84 129H85V127H83ZM90 128V127H89ZM172 129L173 131H171L170 129ZM224 128L226 129V127L224 126ZM223 128V129H224ZM231 128V127H230ZM236 128V129H235ZM4 129H2V130H4ZM20 129V128H19ZM21 129H23V128H21ZM28 129V128H27ZM30 129V128H29ZM33 129H35V128H33ZM38 129V128H37ZM53 129H56V128H53ZM52 129V130H53ZM156 129H158V131L156 130ZM175 129H176V127H175ZM231 129H233V128H231ZM260 129V128H259ZM1 130V131H2ZM6 130V132H8L9 133V129H5ZM52 130H50V131H52ZM61 130V131H60ZM69 130V129H68ZM73 130V129H72ZM78 128H77V132H78ZM88 130V129H87ZM87 130L85 131V132H87ZM227 130V129H226ZM1 131H0V133H1ZM26 131V130H25ZM28 131V130H27ZM38 132H40V130H37ZM44 131V130H43ZM47 131V130H46ZM54 131V130H53ZM84 131V130H83ZM169 131H171V132H169ZM177 131V130H176ZM179 132H181L180 130H178ZM13 132V131H12ZM22 132H23V130H22ZM35 133H36V130L34 131ZM33 132V135L35 134ZM70 132V131H69ZM73 132H75V131H73ZM80 132V131H79ZM81 132H82V130H81ZM175 132V131H174ZM220 132V133H221ZM224 132V131H223ZM222 132V134H224ZM263 132V131H262ZM4 133H5V131H4ZM4 133H2L3 135H4ZM11 133V132H10ZM24 133V135L23 136H25V132H23ZM28 133H29V131H28ZM28 133H27V136L26 137H29L28 136ZM41 133V132H40ZM53 133V132H52ZM55 133H56V130H55ZM64 133V132H63ZM67 133H68V131H67ZM88 134L90 133V129L88 130V132H87ZM90 133V134H91ZM177 133V132H176ZM226 133H227V131H226ZM232 133V134H231ZM13 134H15V132L14 133H12V136H13ZM18 134V133H17ZM22 134V133H21ZM20 134V135H21ZM30 134H32V131L29 133V135ZM37 134V133H36ZM44 134V133H43ZM71 134V133H70ZM80 134V133H79ZM79 134H78V136H79ZM82 134V133H81ZM163 134H165V133H163ZM167 134H165V135H167ZM168 134V135H169ZM173 134H175V133H173ZM173 134H171V135H173ZM219 134V135H218ZM261 134V136H260V138H259V135ZM1 135V134H0ZM8 134H6L4 137H5V141H6V136H7ZM19 135V134H18ZM18 135H16V136H18ZM38 135V134H37ZM40 135V134H39ZM38 135V136H39ZM47 135H48V132H47ZM49 135H50V133H49ZM54 135V134H53ZM53 135H51L52 136V138L50 137V136H48V137H50L51 139H55V138H53L54 136ZM62 135H64V134H62ZM75 135H76V133H75ZM75 135H73L72 137H74ZM86 135V134H85ZM84 135V138H86L87 137V135L85 136ZM167 135V136H168ZM171 135H170V138H171ZM178 135V134H177ZM176 135V136H177ZM187 135V136H186ZM225 135H227V134H225ZM224 135V136H225ZM225 136V137H229V136ZM9 136V135H8ZM7 136V137H8ZM11 136V135H10ZM10 136H9V138H10ZM11 136V137H12ZM16 136H13V137H16ZM42 136V135H41ZM40 136V137H41ZM44 136V135H43ZM42 136V137H43ZM58 136H57V139H59L58 138ZM67 136H68V134H67ZM77 135L74 137V139L77 137V138H79ZM167 136H164L165 137V139H167L166 137ZM3 136H1V138H2ZM3 137V138H4ZM12 137V138H13ZM34 137V136H33ZM39 137V138H40ZM44 137H46V136H44ZM65 138L64 139H66V135L64 136ZM162 137V136H161ZM180 137V136H179ZM184 136H183V138H185ZM0 138V139H1ZM2 138V139H3ZM17 138V137H16ZM16 138H15V141L17 142L18 140H16ZM22 138V137H21ZM20 138V139H21ZM24 138V137H23ZM30 138H31V136H30ZM50 138H48V139H50ZM63 138V137H62ZM76 138V139H77ZM83 137H80L78 140H80V141H84V140H81ZM173 138H174V135H173ZM177 138H178V136H177ZM177 138H175L176 140H174V139H172L173 141H177L178 139ZM230 138V137H229ZM228 138V139H229ZM253 138H255V139H253ZM25 140H28V138L26 139V138H24ZM37 140L38 139V137L35 135V138H34V140ZM43 138H40V140H42ZM46 139V138H45ZM71 139V138H70ZM75 139V140H76ZM87 139V138H86ZM161 139V138H160ZM168 139H169V136H168ZM167 139V140H168ZM211 139V140H210ZM223 139V138H222ZM227 139V140H228ZM231 139V138H230ZM229 139V140H230ZM248 139H250V141L253 139V141L254 140H258V142L260 143L259 144V146L257 147V148H255L254 150L252 149V153H253V155L252 156H250V158L248 157L247 158V150L248 149H250V148H248L247 150H245L246 149V147H244V145L245 144H243V143H245ZM11 140V139H10ZM10 140H8V141H10ZM14 140V139H13ZM24 140V141H25ZM31 139H29V141H30ZM34 140H32L33 141V143L35 142ZM39 140V139H38ZM61 140V139H60ZM68 140V139H67ZM67 140H66V142H67ZM73 140V139H72ZM75 140H73L74 142H75ZM163 140V139H162ZM171 140V141H172ZM184 139H182L181 141H183ZM187 140V139H186ZM219 140V139H218ZM217 140V141H218ZM221 140V139H220ZM220 140H219V142L218 143H220ZM224 140V139H223ZM222 140V141H223ZM225 140H226V138H225ZM237 140H239V141H237ZM1 141H3V140H1ZM12 141V140H11ZM14 141V142H15ZM23 141V139L21 140V141H18L19 143L20 142H22ZM47 141V140H46ZM49 141V140H48ZM47 141V142H48ZM56 141V140H55ZM190 141V142H191ZM252 141V142H253ZM15 142V143H16ZM26 142V143H25ZM25 142H22V143H25V144H28V145H30L29 143H27V141H25ZM38 142V141H37ZM43 143H44V139H43V141H42ZM53 142V141H52ZM51 142V144H53ZM65 142V141H64ZM68 142H69V140H68ZM87 142V141H86ZM160 142H161V140H160ZM180 142V141H179ZM185 142V141H184ZM183 142V143H184ZM255 142H257V141H254V143ZM257 142V143H258ZM8 143H10V142H8ZM13 143V142H12ZM14 143V144H15ZM30 143H32V142H30ZM32 143V144H33ZM39 143L41 144V147L44 145V148L46 147L45 146V143L43 144V143H41L40 141H39ZM49 143H50V141H49ZM70 143L72 144L73 142L70 140ZM69 143V144H70ZM79 143V144H78ZM171 143V142H170ZM174 143V142H173ZM172 143V144H173ZM188 143H189V141H188ZM188 143H187V145H188ZM217 143V142H216ZM222 143V142H221ZM225 142H223V144H224ZM248 143L249 144H251L249 141H248ZM254 143H252V144H254ZM1 144H2V142H1ZM1 144H0V146H1ZM13 144V145H14ZM31 144V145H32ZM43 144V145H42ZM51 144H49L50 146H51ZM78 144V145H77ZM174 144H177V143H174ZM181 144H182V142H181ZM186 144V143H185ZM185 144H183V145H185ZM190 144V143H189ZM195 144V143H194ZM215 144V143H214ZM3 145L4 144H2V150H0V161H2V159L7 155L8 156V154H9V156L11 155V152L13 153V154H16V153H18V152H20L21 150L18 148L17 150L15 149V147L14 148H11V149H9V147H7L8 149H6V148H4V149H6L7 150V152H6V150H4L3 149ZM12 145V144H11ZM12 145V146H13ZM19 144L17 143V146H18ZM20 145H21V143H20ZM23 145V144H22ZM48 145V144H47ZM65 145H67V144H65ZM65 145H64V147H62V149L63 148H65ZM87 144L85 143V146H86ZM158 145V144H157ZM156 145V146H157ZM162 145V144H161ZM182 145V146H183ZM215 145H217V144H215ZM214 145V146H215ZM222 145V144H221ZM225 145H226V143H225ZM225 145H223V147H226ZM14 146H16V145H14ZM25 148H27V145H23ZM34 146H36V148L38 147V146H40V145H34ZM32 147L31 146V149L32 148H34L33 150L36 152L37 150H36V148L35 147ZM49 146V147H50ZM53 146V145H52ZM68 146V145H67ZM84 146V145H83ZM163 146V145H162ZM165 146V145H164ZM174 146V149L176 150V145H173ZM173 146L170 144V148H173ZM177 146H180V145H177ZM193 146V145H192ZM213 146V147H214ZM246 146V145H245ZM247 146H248V144H247ZM251 146V145H250ZM4 147H5V145H4ZM19 147V146H18ZM22 147V146H21ZM60 147V146H59ZM59 147H58V149H59ZM161 147V146H160ZM194 147V146H193ZM218 147V146H217ZM229 147V148H228ZM253 147H255V146H253ZM17 148V147H16ZM28 148H30V147H28ZM40 148V147H39ZM39 148H37V149H39ZM53 148H57V145L56 146H54ZM52 148V149H53ZM61 148V147H60ZM219 148V147H218ZM1 149V148H0ZM23 149V148H22ZM42 149V148H41ZM47 149V148H46ZM158 149V148H157ZM164 149H165V147H164ZM169 149V148H168ZM167 149V150H168ZM173 149V150H174ZM178 149V148H177ZM223 149V148H222ZM226 148L225 149H223V150H227ZM5 151V156L4 157H2L1 158V156H2V154H1V151H2V153H4V151ZM15 150V151H14ZM20 150V151H19ZM33 150H30V152L31 151H33ZM43 150V149H42ZM41 150V151H42ZM55 150H57V149H55ZM185 150L187 151V149H186V147H185ZM24 151H28L29 152V150L27 149V150H25L24 149ZM41 151H39V152H41ZM60 151V150H59ZM62 151H64V150H62ZM71 151V150H70ZM69 151V152H70ZM73 151H71V152H73ZM156 151V150H155ZM170 151V150H169ZM172 151V150H171ZM215 151V150H214ZM225 151H224V154H225ZM229 151V150H228ZM249 151V150H248ZM38 152V151H37ZM37 152H36V154H37ZM38 152V153H39ZM43 152V151H42ZM41 152V153H42ZM45 152H47V151H45ZM52 153H54L53 151H51ZM161 152V151H160ZM173 152V151H172ZM216 152V151H215ZM250 152V151H249ZM248 152V153H249ZM20 153H22L23 154V151L22 152H20ZM34 153V152H33ZM41 153H39V154H41ZM51 153V154H52ZM56 153V152H55ZM54 153V155H56ZM67 153V152H66ZM156 153V152H155ZM159 153V152H158ZM163 153H166L167 154V152H163ZM192 153V152H191ZM222 154L223 152H219V154ZM30 154V153H29ZM32 154V153H31ZM46 154V153H45ZM50 154V156H52ZM68 155H69V157H71L72 155H70V153H67ZM66 154V155H67ZM214 155H215V153H213ZM246 154V155H245ZM4 155V154H3ZM17 155V154H16ZM34 155V154H33ZM44 155V154H43ZM43 155L41 154V156L43 157ZM47 155V154H46ZM58 155H59V157H60V153H58ZM58 155H56V158H57V156ZM65 155V156H66ZM161 155V154H160ZM165 155V154H164ZM213 155V156H214ZM248 155H251V153L250 154H248ZM5 157L4 159H6V158H9V156L8 157ZM30 156V155H29ZM29 156H27L28 158H29ZM49 156V155H48ZM64 156V155H63ZM64 156V157H65ZM158 156V155H157ZM208 156V155H207ZM212 156V155H211ZM11 158H12V156H10ZM13 157H16L15 155L13 156ZM24 157V156H23ZM37 157V156H36ZM39 157H40V155H39ZM38 157V158H39ZM47 157V156H46ZM73 157H71L70 158V160L72 159L73 160ZM165 157V156H164ZM163 157V158H164ZM167 157V158H168ZM216 156H214L213 158H215ZM220 157V158H219ZM18 158V157H17ZM20 158V157H19ZM52 158H54V157H52ZM52 158H48V159H52ZM62 158V157H61ZM61 158H58V159H61ZM10 159V158H9ZM44 158H42V161L41 160H39L40 162V164L45 160H43ZM47 159V158H46ZM58 159H56L57 161H59ZM159 159V158H158ZM172 159H170V160H172ZM207 159V158H206ZM215 159H217V158H215ZM245 159H246V161H245ZM7 160V159H6ZM5 160V161H6ZM12 161L14 160V159H11ZM16 160H18V159H16ZM20 160H21V163L23 162V158H22V156H21V159H19V162H17L16 163V165H18V167H21V165L22 164H20L19 165V163H20ZM25 160V159H24ZM37 159H35V158H33V159H29L28 160V163L25 161L24 163H27L26 164V166L24 165V167H23V165H22V168H24L25 170V173L23 172V169L21 170V169H17V170H15V173H16V171H22L24 174H25V176H24V179L25 180H27L28 182H29V184L30 183H33L35 180H36V175H37V173L35 174L33 171H32V169L31 168H33V166L36 164V162H37V164H38V160L36 161ZM55 159H52L51 161H54ZM65 160V159H64ZM68 161V158H67V162H69V163H72L71 161ZM9 161V160H8ZM15 161V160H14ZM13 161V162H14ZM45 161H47V160H45ZM57 161H55L56 162V164H58V162ZM66 161V160H65ZM216 162H219L218 160H215ZM246 163H245V162ZM7 162V161H6ZM54 162V163H55ZM60 162V164L63 162V158H62V160L61 161H59ZM243 162L245 163V166L243 165V168H242V164H243ZM2 162H0V164H1ZM23 163V164H24ZM45 163V162H44ZM52 163V162H51ZM53 163V165H55ZM69 163H67V165L69 164ZM75 163V162H74ZM77 163L75 164L77 167H79L78 165H77ZM156 163V162H155ZM220 163V162H219ZM3 164V163H2ZM10 165H11V163H9ZM36 164V165H37ZM40 164H38V167H39V165ZM46 164H48V163H46ZM46 164H45V167H46ZM60 164H58L60 167H61V165ZM162 164L164 165V162H162ZM208 164V163H207ZM206 164V165H207ZM15 165V166H16ZM35 165V166H36ZM44 165V164H43ZM67 165L65 166L64 164H63V167L65 166V167H67ZM70 165H73V163L72 164H70ZM70 165H68V169H69V167H70ZM149 165V164H148ZM210 165H211V163H210ZM215 165V164H214ZM220 165V164H219ZM4 166V165H3ZM12 166V165H11ZM10 166V167H11ZM15 166H13V168L15 167ZM74 166V165H73ZM72 166V167H73ZM146 166H147V164H146ZM151 166V165H150ZM162 166V165H161ZM187 166V165H186ZM216 166V165H215ZM222 166V165H221ZM8 167V170H9V165L7 166ZM37 167V168H38ZM44 167V168H45ZM58 167V166H57ZM76 167V168H77ZM153 167V166H152ZM157 167V166H156ZM217 167H218V163H217ZM0 168H1V166H0ZM50 168V167H49ZM71 168V167H70ZM148 168H149V166H148ZM148 168H147V170H145V171H151L152 169H149L148 170ZM214 168V167H213ZM2 169V168H1ZM16 169V168H15ZM34 169V168H33ZM36 169V168H35ZM41 169V168H40ZM39 168L38 169H36L37 171L38 170H40ZM63 169L65 170V172L63 171ZM62 169V171L64 172V174L67 176V174H66V169L65 168H63ZM67 169V170H68ZM154 169V168H153ZM206 169H207V167H206ZM5 170H6V168H5ZM11 170V169H10ZM48 170V167L46 168V171ZM61 169H59V171H60ZM73 170H74V167H73ZM77 170V169H76ZM216 170L218 171L219 170V168L217 169L216 168ZM215 169L213 170V171H216ZM3 171H4V167H3V170H2V172L1 173H3ZM14 171V170H13ZM20 171V172H21ZM36 171V172H37ZM41 171V170H40ZM40 171L38 172V174H42L43 172H41L40 173ZM44 171H45V169H44ZM49 171V170H48ZM51 171H52V169H51ZM58 171V170H57ZM70 171V169L68 170V172ZM72 171V170H71ZM75 171V170H74ZM78 171V170H77ZM77 171H75V172H77ZM155 170H153L152 172H154ZM155 171V172H156ZM204 172H205V170H203ZM8 172V171H7ZM20 172H19V174H20ZM22 172H21V174H22ZM75 172L74 173H72V174H75ZM207 172H208V170H207ZM0 173V174H1ZM9 173V172H8ZM142 173V174H141ZM183 173H184V171H183ZM182 173V174H183ZM206 173V172H205ZM19 174H18V172H17V174H16V176L18 177L19 176ZM48 174V173H47ZM47 174H45V172H44V175H47ZM50 174V173H49ZM64 174L63 175H61L60 177H63L64 176ZM72 174H71V176H72ZM185 174H183L184 176H185ZM203 174V173H202ZM201 174V176H203ZM210 175H212L211 173H209ZM2 175V174H1ZM4 175V174H3ZM23 175V174H22ZM22 175H20L21 177H22ZM43 175V174H42ZM41 175V176H42ZM54 175V174H53ZM57 175L59 176L60 174H59V172L57 173ZM56 175V170H55V176H57ZM9 176H10V178H9ZM14 172H12L10 175H8V178L11 180L12 178L13 179H15V178H17V177H15L14 178ZM19 176V177H20ZM40 176V177H41ZM51 176V174L49 175V177ZM68 176H70V172L68 173ZM67 176V177H68ZM70 176V177H71ZM75 176H76V174H75ZM144 177H145V175H143ZM142 176V177H143ZM149 176V175H148ZM151 176H152V174H151ZM185 176V177H186ZM199 176H200V174H199ZM198 176V177H199ZM217 176V175H216ZM229 176V177H228ZM236 176H238V179H237V177ZM1 177H3V176H1ZM18 177V178H19ZM20 177V178H21ZM38 177H39V175H38ZM43 177H45V178H47L48 179V176H42V178ZM53 177V176H52ZM65 177V176H64ZM69 177V178H70ZM147 177V176H146ZM235 177V178H234ZM4 178V177H3ZM8 178H7V180H8ZM17 178V179H18ZM57 178V177H56ZM68 178V179H69ZM184 178V177H183ZM200 178H204V176L203 177H200ZM199 178V179H200ZM207 179L209 178V177H206ZM217 178V177H216ZM23 178H21V180H22ZM23 179V180H24ZM39 178H37V181H39L38 180ZM55 179V178H54ZM61 179V178H60ZM60 179H57V180H60ZM67 179V181H68V183L70 184L71 183V181L69 182V180ZM71 179V178H70ZM140 179H142L141 177H140ZM148 179H149V177H148ZM186 179V178H185ZM20 180V179H19ZM18 180V181H19ZM24 180V181H25ZM72 180H73V178H72ZM197 180V179H196ZM204 180V182H205V180L206 179H203ZM202 179H201V181H203ZM212 180V179H211ZM216 180V179H215ZM215 180H214V182H215ZM257 180H259V182L260 181H262L261 183V185H258L256 182H257ZM9 181V180H8ZM18 181H16V183L18 182ZM25 182V183H27L28 184V182ZM56 182V179L55 180H53V182ZM61 181V180H60ZM174 181V180H173ZM175 181H176V179H175ZM200 181V182H201ZM222 181V180H221ZM228 181V180H227ZM226 181V182H227ZM228 181V182H229ZM7 182V181H6ZM6 182H3V186L6 184ZM21 182V181H20ZM20 182H18L17 184H19ZM41 182L39 181V183H40V185H42L41 184ZM73 182V181H72ZM199 182V181H198ZM204 182L202 183V184H204ZM206 182H207V180H206ZM205 182V183H206ZM213 182V181H212ZM217 182V181H216ZM226 182H225V184H226ZM258 182V183H259ZM0 183H2V182H0ZM9 183V182H8ZM15 183V182H14ZM24 183V182H23ZM37 183V182H36ZM63 183V182H62ZM143 183H145V181H143ZM181 183V182H180ZM186 183V182H185ZM189 183V182H188ZM195 183V182H194ZM11 184V183H10ZM13 184V183H12ZM10 185L11 186V189H13L12 187H13V185ZM21 185H22V182L20 183ZM19 184V185H20ZM28 184V185H29ZM46 184V185H45ZM61 184V183H60ZM63 184H65V183H63ZM69 184H66V185H69ZM75 184V183H74ZM174 184H176V183H174ZM193 184V183H192ZM197 184V183H196ZM217 184V183H216ZM228 184H230V185H232L231 183H228ZM260 184V183H259ZM7 185H9V184H7ZM39 185V184H38ZM57 186L59 185V184H56ZM62 185V184H61ZM72 185V184H71ZM195 185V184H194ZM199 185V184H198ZM205 185V184H204ZM211 185H212V183H211ZM211 185H209V186H211ZM219 185V184H218ZM223 186H224V183L222 184ZM237 185V186H238ZM257 185L258 186H261V188L259 187H257ZM1 186V185H0ZM25 186V187H24ZM24 186H22V188L24 187V188H26V185H24ZM51 185H49V187H50ZM64 186V185H63ZM149 186V187H148ZM220 186V185H219ZM2 187V186H1ZM0 187V188H1ZM32 187V186H31ZM54 187H56L55 185H54ZM54 187L51 189V187H50V189L51 190H53L54 189ZM172 187H173V185H172ZM177 187H178V185H177ZM199 187H202V186H199ZM208 187V186H207ZM225 187V186H224ZM231 187V186H230ZM5 188H6V190H8L9 191V189L6 187V185H5ZM58 188V187H57ZM67 188V187H66ZM188 188V187H187ZM186 188V189H187ZM191 188V187H190ZM189 188V189H190ZM195 188V187H194ZM198 188V187H197ZM226 188V187H225ZM68 189V188H67ZM184 189V188H183ZM193 189V188H192ZM191 189V190H192ZM203 189H204V186L202 187V190L200 189V191H201V193L203 192ZM219 189H220V187H219ZM222 190H221V192L220 193H222V192H226V191H223V188H221ZM2 190H3V188H2ZM15 190V189H14ZM21 190V189H20ZM25 190V189H24ZM26 190V191H27ZM49 190V189H48ZM55 190H57V189H55ZM54 190V191H55ZM64 191H63V193L65 192V187H64V189H63ZM177 190V189H176ZM180 191H181V189H179ZM188 190V189H187ZM199 190V189H198ZM209 190V189H208ZM214 190V189H213ZM212 190V191H213ZM229 190V189H228ZM11 191V190H10ZM13 191V190H12ZM11 191V192H12ZM171 191V190H170ZM195 191V190H194ZM200 191H198V192H200ZM216 191V190H215ZM220 191V190H219ZM4 192H6L5 190H4ZM11 192H9V193H4V194H10ZM14 192H16V191H13V193ZM18 192H20V191H18ZM18 192H16V193H18ZM30 192V193H31ZM67 192V191H66ZM65 192V193H66ZM178 192V191H177ZM177 192H173V193H177ZM196 192V191H195ZM205 192V191H204ZM230 192H228L227 191V193H230ZM0 193H1V189H0ZM15 193V194H16ZM23 193H25V191L23 192ZM23 193H22V195H23ZM50 193V190L48 191V194ZM55 193H56V191H55ZM61 193H62V191H61ZM62 193V194H63ZM65 193L63 194L64 196H65ZM173 193L171 194V195H173ZM179 193V192H178ZM185 193V192H184ZM192 193V192H191ZM211 193V192H210ZM217 193V192H216ZM20 195H21V193H19ZM26 194H27V196H29L28 194L29 193H25L24 195H25V197H24V195H23V200H26L25 198H27V196H26ZM136 194V197L134 196ZM204 194V193H203ZM214 194H215V192L213 193V196H214ZM3 195V194H2ZM18 194H16V196H17ZM20 195H18L19 197H20ZM51 195V194H50ZM57 195V194H56ZM176 195V194H175ZM184 195V194H183ZM191 195V194H190ZM199 196L201 195V194H198ZM216 195V194H215ZM222 195V194H221ZM1 196V195H0ZM60 196H61V194H60ZM63 196V197H64ZM182 196V195H181ZM195 196H197V195H195ZM203 196V195H202ZM202 196H200V197H202ZM217 196V195H216ZM225 196H226V193H225V195H224V198H225ZM228 196V195H227ZM226 196V197H227ZM229 196H230V194H229ZM228 196V197H229ZM4 197H6L7 198V196H4ZM8 197H9V195H8ZM12 197V196H11ZM22 197V196H21ZM30 197V196H29ZM48 197V196H47ZM51 197H55L54 195H53V192H52V195H51ZM50 197V198H51ZM135 197V198H134ZM176 197V196H175ZM179 197V196H178ZM194 197V196H193ZM206 197V196H205ZM223 197V196H222ZM227 197V198H228ZM2 198H3V196H2ZM1 198V199H2ZM10 198V197H9ZM13 198H14V195H13ZM18 198V197H17ZM174 198V197H173ZM223 198V199H224ZM5 199V198H4ZM8 199V198H7ZM59 199H60V197H59ZM177 199V198H176ZM229 199V198H228ZM8 200H10L11 202L13 201H16L15 199L14 200H11V198L10 199H8ZM21 200H22V198H21ZM64 200V199H63ZM183 200V199H182ZM190 200V199H189ZM199 200V199H198ZM18 201V200H17ZM28 201V200H27ZM46 201V200H45ZM49 201V200H48ZM174 201V200H173ZM192 201V200H191ZM195 201V200H194ZM201 201V200H200ZM226 201V200H225ZM5 202V201H4ZM4 202H3V204H4ZM9 202V201H8ZM8 202H6V203H8ZM10 202V203H11ZM12 202V203H13ZM24 202V201H23ZM58 202V201H57ZM182 202V201H181ZM184 202H185V200H184ZM196 202H198V201H196ZM202 202H204V201H202ZM10 203H8V205L7 204H4V205H7V206H9L10 205ZM15 203V202H14ZM19 204H20V202H18ZM167 203V204H166ZM180 203V202H179ZM205 203V202H204ZM227 203V202H226ZM229 203V202H228ZM16 204V207H17V203H15ZM48 205H50V203H47ZM47 204H46V206H47ZM58 204V203H57ZM188 204V203H187ZM194 204V203H193ZM199 204V203H198ZM202 204V203H201ZM12 205V204H11ZM28 205H27V207H28ZM171 205V204H170ZM185 205V204H184ZM204 205V204H203ZM225 207H224V206ZM0 206H1V204H0ZM13 206V205H12ZM169 206V205H168ZM176 206V205H175ZM181 206V205H180ZM187 206V205H186ZM189 206V205H188ZM193 206H195V205H193ZM192 206V207H193ZM198 206V205H197ZM200 206V205H199ZM207 206V205H206ZM206 206H204V207H206ZM210 206H211V204H210ZM229 206V207H228ZM6 207V206H5ZM14 207V206H13ZM20 207H21V205H20ZM20 207H19V211L18 212H20ZM23 207V206H22ZM22 207H21V209H22ZM178 207V206H177ZM182 207V206H181ZM181 207H180V209H181ZM201 207H202V205H201ZM135 208H134V210H135ZM179 208V207H178ZM191 208V207H190ZM190 208H188V209H190ZM199 208V207H198ZM209 208V207H208ZM9 209H13V208H11V207H9ZM23 209H25V208H23ZM30 208L28 207V210H29ZM45 209H47L46 211H45ZM165 209V208H164ZM197 209V208H196ZM200 209V208H199ZM210 209V208H209ZM215 209V210H216ZM8 210V209H7ZM26 210V209H25ZM166 211H165V213H163V215L165 214L166 216H167V213L169 212V210L166 208L165 209ZM167 210H168V212H167ZM203 210V209H202ZM214 209H213V213H214V211H215ZM6 211V210H5ZM14 211V210H13ZM22 211H24V210H22ZM131 211H132V213H133V209H131ZM131 211H129V212H131ZM136 211H138V210H136ZM161 211V210H160ZM162 211L164 212V210L162 209ZM185 211H186V209H185ZM192 211V210H191ZM191 211H189V212H191ZM196 211V210H195ZM198 211V210H197ZM218 211V212H219ZM4 212V211H3ZM2 212V208L0 207V215H2L1 213H3ZM27 212V213H28ZM56 212H57V215H59V218L57 219L56 217H53V216H51V215H53L54 213H55V215H56ZM167 212V213H166ZM179 212V211H178ZM182 212V211H181ZM202 211H200L199 213H201ZM216 212V211H215ZM17 213V212H16ZM21 214H23L22 212H20ZM26 212H25V214H27ZM59 213V214H58ZM139 213V212H138ZM160 213V212H159ZM158 213V214H159ZM180 213V212H179ZM192 213H193V211H192ZM204 213V212H203ZM206 213V212H205ZM213 213H211V214H213ZM9 215H13L12 214V212L11 213H8ZM18 215H20L19 213H17ZM133 214H135V213H133ZM137 214V213H136ZM135 214V215H136ZM172 214V213H171ZM184 214H185V212H184ZM187 214V213H186ZM189 214H191V213H189ZM17 215V216H18ZM130 215H131V213H130ZM201 215V214H200ZM203 215H205V214H203ZM213 215H215V213L213 214ZM216 215H218L217 214V212H216ZM216 215H215V217H216ZM8 217V215H5V217ZM21 216V215H20ZM22 216H25V215H22ZM22 216H21V218H22ZM137 216V215H136ZM136 216H134V218H136ZM166 216H164L165 218H167ZM169 216V215H168ZM183 216V214L181 215V217ZM185 216V215H184ZM188 216V218H189V215H187ZM186 216V217H187ZM0 217H2V216H0ZM4 217V216H3ZM11 217V216H10ZM10 217H9V219L8 218H5V219H8L9 221L11 220L10 219ZM28 217V216H27ZM50 217H53V218H56L57 220H58V223L57 222H55V225L56 226H54L53 224L50 226L49 224H48V222H49V220H51L50 219ZM161 217V216H160ZM194 217H196V215L194 216ZM201 217V216H200ZM206 217V216H205ZM205 217H204V220H205ZM211 217H212V215H211ZM219 217H220V214H219ZM222 217V218H223ZM16 218L17 217H15V216H13V218H12V221H11V225H12V223L14 224V225H21L22 227H21V229H20V231H19V228H18V231L16 232V231H14V235H17V233L18 232H21V231H23L24 229H23V225L25 226V227H28V226H26V223H25V221L23 222V223H25V224H21V223H19V224H17L18 222H17V220H16ZM20 218V217H19ZM20 218V219H21ZM52 218V219H53ZM133 218V219H134ZM138 218V217H137ZM169 218V217H168ZM187 218V219H188ZM192 218V217H191ZM213 218H214V216H213ZM211 219V221L210 222H212V223H215V222H218V221H216V220H214V219ZM0 219H3V218H0ZM4 219V220H5ZM56 219H53V220H56ZM130 219V218H129ZM133 219H131V221H133ZM161 219V218H160ZM163 219V218H162ZM161 219V220H162ZM170 219V218H169ZM180 219V218H179ZM182 219V222H183V218H181ZM180 219V220H181ZM190 219V218H189ZM196 219V218H195ZM219 219V218H218ZM217 219V220H218ZM22 220H24L23 218H22ZM27 220H29L28 222H27V224L29 223V222H31L32 220L31 219H27ZM26 220V221H27ZM31 220V221H30ZM137 220V219H136ZM158 220V219H157ZM160 220V221H161ZM184 220H185V218H184ZM210 220V219H209ZM212 220H214V222L212 221ZM220 220H221V217H220ZM7 221V220H6ZM8 221V222H9ZM48 221V222H47ZM166 221H167V219H166ZM191 221H192V219H191ZM197 222H200V221H198V220H196ZM202 221V220H201ZM4 222V221H3ZM20 222V221H19ZM51 223H52V220L50 221ZM53 222V223H54ZM178 222V221H177ZM194 222V221H193ZM196 222V223H197ZM221 222H222V220H221ZM220 221H219V224L221 223ZM223 222H222V224H223ZM57 223V224H56ZM165 223V222H164ZM211 223V224H212ZM6 224H7V222H6ZM45 224H47V226L45 225ZM174 224V223H173ZM192 224H195V223H192ZM201 224H202V222H201ZM218 224V225H219ZM7 225H9V224H7ZM29 225H30V223H29ZM49 225V226H48ZM130 225V224H129ZM180 225V223L178 224V226ZM197 225V224H196ZM205 225V224H204ZM215 225V224H214ZM221 225V224H220ZM219 225V226H220ZM232 225V226H231ZM2 225L0 224V227H1ZM125 226V225H124ZM128 226V225H127ZM161 226V225H160ZM217 226V225H216ZM229 226V227H228ZM9 227H11L10 225H9ZM14 227V226H13ZM168 227V226H167ZM198 227H199V225H198ZM212 227H213V225H212ZM210 227L211 228V230L212 229H214V231H215V229L217 228V227ZM223 227H224V225H223ZM223 227H221V228H223ZM232 227V228H231ZM1 228H6L4 225L1 227ZM0 228V229H1ZM29 228H30V226H29ZM32 228V227H31ZM126 228V227H125ZM171 228V227H170ZM180 228H182V227H180ZM183 228H185V227H183ZM182 228V229H183ZM187 228V227H186ZM220 228V229H221ZM14 228H12V230H13ZM23 229V230H22ZM191 229V228H190ZM219 229V230H220ZM15 230V229H14ZM31 230V229H30ZM30 230H29V232H30ZM49 230L50 231H52L53 232V235H52V238H51V236H45L46 235V231L48 232L47 234H49ZM127 230V229H126ZM207 230V229H206ZM222 230V229H221ZM223 230H225L226 231V228L225 229H223ZM222 230V231H223ZM1 231V230H0ZM3 231V230H2ZM26 231V230H25ZM28 231V230H27ZM26 231V232H27ZM114 231H115V233H117V234H115L114 233ZM173 231V230H172ZM195 231V230H194ZM197 231V230H196ZM202 231V230H201ZM213 231V230H212ZM213 231V232H214ZM218 231V230H217ZM3 232H6L7 233V228H6V230L5 231H3ZM2 232V233H3ZM11 232H13V231H11ZM11 232H10V234H11ZM125 232H127V231H125ZM159 233H157L156 235L157 236H160V235H158V234H160L161 232L160 231H158ZM182 232H184V229H183V231ZM189 232V231H188ZM216 232V231H215ZM224 232V231H223ZM238 232V233H237ZM2 233L0 232V237H1V235H2ZM8 233H9V228H8ZM7 233V234H8ZM51 233V232H50ZM164 233V232H163ZM169 233V232H168ZM212 233V232H211ZM4 234V233H3ZM22 234V233H21ZM28 234V233H27ZM27 234H26V237H27ZM152 234V236L154 237H152L153 239H151V240H155V241H157L156 240V238H155V236L156 235H153ZM162 234V233H161ZM175 234V233H174ZM199 234H202L201 232L199 233ZM210 234V233H209ZM224 234V233H223ZM226 234V233H225ZM186 235V234H185ZM188 235V234H187ZM195 235H197L198 236V234L197 233H195ZM217 235V234H216ZM215 235V236H216ZM241 235V234H240ZM6 236V235H5ZM13 236V235H12ZM23 236V235H22ZM124 236V235H123ZM156 236V237H157ZM192 236V235H191ZM202 236V235H201ZM211 236V239H212V236L213 235H210ZM239 236V235H238ZM8 237H9V235H8ZM14 237V240L16 239L15 238V236H13ZM46 237V238H45ZM47 237L49 238L50 237V239H47ZM147 237H148V239H147ZM167 238H169L168 236H166ZM171 237V236H170ZM181 237V236H180ZM188 237H189V235H188ZM192 237H194V235L192 236ZM196 237V236H195ZM207 237V236H206ZM221 237H222V235H221ZM18 238V237H17ZM28 238V237H27ZM175 238V237H174ZM187 238V237H186ZM208 238H210L209 237V235H208ZM216 238H219L218 236H216ZM215 238V239H216ZM227 238V237H226ZM232 238V239H233ZM23 239H25L24 237H23ZM121 239V238H120ZM159 239V238H158ZM163 239V238H162ZM166 239V238H165ZM164 239V240H165ZM176 239H178V238H176ZM201 238H199V240H200ZM207 239V238H206ZM215 239H212V240H214V242H216L217 244H219V242L220 241H215ZM12 240H13V238H12ZM125 240V239H124ZM171 240V239H170ZM188 240V239H187ZM197 239H195V241H196ZM204 240V239H203ZM212 240H210V241H212ZM218 240H221L220 238L218 239ZM229 240V239H228ZM11 241V240H10ZM21 241H22V239H21ZM149 241H150V239H149ZM160 241V240H159ZM198 241V240H197ZM197 241L195 242V243H197ZM206 241V240H205ZM225 241V240H224ZM224 241H223V244H226V243H224ZM229 241H232L231 240V238H230V240ZM58 242V243H59ZM119 242V241H118ZM152 242V241H151ZM154 242V241H153ZM169 242V241H168ZM172 242V241H171ZM170 242V243H171ZM180 242V241H179ZM199 242V241H198ZM213 242V241H212ZM222 242V241H221ZM220 242V243H221ZM20 243V242H19ZM57 243V242H56ZM194 243V242H193ZM201 243V242H200ZM199 243V244H200ZM202 243H203V241H202ZM201 243V244H202ZM60 244V243H59ZM119 244V243H118ZM121 244V243H120ZM124 244V243H123ZM163 244H164V242H163ZM184 244V243H183ZM187 244V243H186ZM190 244V243H189ZM217 244H215L216 246H217ZM222 244V245H223ZM260 244V243H259ZM262 244V243H261ZM2 246H4V244H1ZM34 245L35 246H37L35 243H34ZM112 245V246H113ZM147 245V244H146ZM150 245L152 246V243H150ZM153 245H155V244H153ZM168 245H169V243H168ZM173 245V244H172ZM177 245H179V244H177ZM194 246H195V244H193ZM191 246V247H193V248H190L191 250H195V253H196V248L194 247V246ZM204 245V244H203ZM214 245V244H213ZM15 246V245H14ZM34 246V247H35ZM59 246H61V245H59ZM187 246V245H186ZM188 246H190V245H188ZM206 246V245H205ZM207 246H209V243H208V245ZM58 247V246H57ZM57 247H55V249L57 248ZM61 247V248H62ZM117 247V246H116ZM120 247H121V245H120ZM162 247V246H161ZM166 247H167V243H166ZM180 247V246H179ZM198 247H199V245H198ZM211 247V246H210ZM210 247L208 248V249H210ZM259 247V246H258ZM4 248V247H3ZM5 248H7V247H5ZM4 248V249H5ZM9 248H11V247H9ZM9 248H7V249H9ZM53 249H54V247H52ZM50 249V250H52V252H54V251H56L57 252V250H55L54 249V251H53V249ZM124 248V247H123ZM152 248V247H151ZM154 248V247H153ZM152 248V249H153ZM157 248V247H156ZM175 248V247H174ZM186 248V247H185ZM200 248V247H199ZM216 248V247H215ZM214 247H212L211 249L212 250H214L215 249ZM218 248H219V246H218ZM255 248H257V247H255ZM116 249V248H115ZM147 249H149V248H147ZM201 249H203V248H201ZM206 249H207V247H206ZM211 249H210V251H211ZM245 249H247V253H243V254H239L238 252L239 251H242V250H245ZM261 249V248H260ZM151 250V249H150ZM183 250H186V249H183ZM189 249L187 248V250L186 251H188ZM193 250V251H194ZM199 250V249H198ZM216 250V249H215ZM214 250V251H215ZM7 251V250H6ZM11 253L13 254V253H15L16 252V249H11ZM14 251V252H13ZM119 251V250H118ZM123 251V252H124ZM147 252L149 251V250H146ZM165 251H167V250H164V252ZM175 251V250H174ZM181 251V250H180ZM186 251H184V252H186ZM203 251V250H202ZM205 251V250H204ZM221 251V250H220ZM10 252V251H9ZM55 252V255H57V253H59V252H57L56 253ZM109 252V253H108ZM114 252H116L117 253V251L115 250ZM113 252V253H114ZM120 252V251H119ZM158 252V251H157ZM183 251H181V253H182ZM183 252V253H184ZM206 252H207V250H206ZM205 252V253H206ZM212 252V254L214 253L213 251H211ZM211 252H210V254H211ZM226 252V251H225ZM263 252V251H262ZM5 252L2 250V249H0V264H6V258H5V254H4ZM10 253V254H11ZM61 253V252H60ZM125 253V252H124ZM141 253V254H142ZM175 253H177V251L175 252ZM181 253L179 254V255H181ZM182 253V254H183ZM187 253V252H186ZM190 253V255H188L189 257L192 255L191 254V251L189 252ZM203 253V252H202ZM216 253H217V251H216ZM215 253V254H216ZM9 253L7 252V255H8ZM119 254V253H118ZM117 254V255H118ZM120 254H122V252L120 253ZM139 254V255H138ZM145 254V253H144ZM178 254V253H177ZM177 254L175 255V256H177ZM185 254V253H184ZM204 254V253H203ZM208 254V253H207ZM259 254V253H258ZM261 254V253H260ZM16 255V254H15ZM75 255H77V256H75ZM149 255V254H148ZM161 255H162V253H161ZM193 255H194V253H193ZM206 255V254H205ZM225 255V254H224ZM8 256H10V255H8ZM12 256H14V255H12ZM12 256L10 257V258H12ZM38 256V257H37ZM50 256V255H49ZM61 256V255H60ZM75 256V257H74ZM113 256V255H112ZM115 256V255H114ZM119 256V255H118ZM144 256V255H143ZM145 256H146V254H145ZM144 256V257H145ZM157 256V255H156ZM175 256L173 257V259H177V258H175ZM183 257H184V255H182ZM252 256H254V255H252ZM251 256V258H253ZM35 257H37L36 259H35ZM117 257V256H116ZM159 257V256H158ZM172 257V256H171ZM193 257V259H194V256H192ZM200 257V256H199ZM199 257L197 258L198 260H200L199 259ZM215 257V256H214ZM218 257V256H217ZM217 257H215V258H217ZM219 257H221V255L219 256ZM256 257V256H255ZM8 259H9V257H7ZM14 258V257H13ZM47 258V257H46ZM78 258V257H77ZM99 258V257H98ZM104 259L103 260H106L105 259V257H103ZM110 258H112V257H110ZM126 258L124 257V259L126 260ZM146 258V257H145ZM144 258V259H145ZM185 258V257H184ZM202 258V257H201ZM205 258V257H204ZM207 258V257H206ZM210 258V257H209ZM35 259V260H34ZM51 259V258H50ZM60 259V258H59ZM109 259V257L107 258V260ZM113 259V258H112ZM116 259V258H115ZM118 259H119V257H118ZM123 259V257H122V260H124ZM138 260L140 259L139 257L137 258ZM143 259V258H142ZM141 259V260H142ZM170 259V258H169ZM181 259H182V257H181ZM179 257H178V260H181ZM191 259V258H190ZM208 259V258H207ZM218 259V258H217ZM246 259V258H245ZM248 259V258H247ZM246 259V260H247ZM10 260V259H9ZM12 260V259H11ZM34 260V261H33ZM45 260V259H44ZM43 260V261H44ZM57 260V259H56ZM75 260V259H74ZM77 260V259H76ZM81 260H82V262H81ZM99 260V259H98ZM106 260V261H107ZM132 260V261H131ZM137 260V261H138ZM141 260H139V261H141ZM167 260V259H166ZM171 260H172V258H171ZM178 260H176V262L178 261ZM203 260V259H202ZM206 260V259H205ZM214 260H216V259H214ZM8 261V260H7ZM52 261H54V260H52ZM59 261V260H58ZM73 261V260H72ZM71 261V262H72ZM97 261V260H96ZM106 261H103V264H104V262H106ZM111 261V260H110ZM121 261V260H120ZM134 261H136V260H134ZM168 261V260H167ZM174 261V260H173ZM182 262H183V260H181ZM186 260H184V262H185ZM190 261V260H189ZM194 261H195V259H194ZM193 261V262H194ZM212 261V260H211ZM221 261V260H220ZM257 261V260H256ZM260 261V260H259ZM8 262H11V261H8ZM7 262V263H8ZM26 262H27V260H26ZM74 262V261H73ZM98 262V261H97ZM96 262V263H97ZM114 262V261H113ZM127 262V263H128ZM144 262V261H143ZM142 262V263H143ZM164 262V261H163ZM169 262V261H168ZM187 262V261H186ZM196 263H197V260L195 261ZM201 262V261H200ZM204 262V261H203ZM217 262V261H216ZM248 261H246V263H247ZM250 262V261H249ZM248 262V263H249ZM75 263V262H74ZM74 263H71V264H74ZM80 263H77V264H80ZM110 263V262H109ZM112 263V262H111ZM120 263V262H119ZM124 263V262H123ZM126 263V264H127ZM145 263V262H144ZM171 263V262H170ZM188 263V262H187ZM186 263V264H187ZM191 263H192V261H191ZM212 263V262H211ZM259 263V262H258ZM10 264V263H9ZM22 264H26V263H22ZM44 264V263H43ZM46 264V263H45ZM76 264V263H75ZM129 264V263H128ZM134 264H136V263H134ZM148 264V263H147ZM149 264H151V263H149ZM169 264V263H168ZM172 264V263H171ZM174 264H176V263H174ZM181 264H184V263H181ZM194 264V263H193ZM207 264H210V263H207ZM213 264H215V261H214V263ZM219 264V263H218ZM222 264H225V263H222ZM227 264V263H226Z\"/></svg>","mask_w":264,"mask_h":264},{"label":"rangeland","instance_id":"2","mask_svg":"<svg viewBox=\"0 0 264 264\" xmlns=\"http://www.w3.org/2000/svg\"><path fill=\"white\" fill-rule=\"evenodd\" d=\"M8 1H9V2H8ZM10 1H11V3H10ZM13 1H14V0H13ZM13 1H12V0H7V1H6V0H5V1H4V0H3V1L0 0V6H1L0 8H1V10H3V12H4V14H5V16H3V17H4V18L6 17V18H7V21H8L9 23H11V22L14 23V22H15V23H17V24H19V25L21 26V28H20V26H19V28H18V25L15 24V23H14V24H15L16 26H15L13 23H11L12 25H11V24L9 25V23L6 21L5 23L9 25V26H7V25H5V23H3V22H4V20H3L4 18L2 17V19H1V23H2V24L0 23V29H1V28H2V29L0 30V37H1V39H0V53H1V54H0V63L3 62V63H5V65L3 64V66H0V67H2V68H0V70L2 69L3 71H5V69H6V63H9V64H10V62H11L10 60H12V57H14V56H15V57L18 56V55H19V52H20V48L23 47V46H24V48H26V51L28 50L27 48H29V51H28V52H30L31 50L34 49L33 51H34V53H35V54H34L35 56L32 54L33 51H31V52H30V53H31L30 57H29V54H30V53L27 54V52H25V54H24L25 56L27 55L29 58L32 57V59H29V62H28L27 57H26L27 60L25 59V56H24V55H23L24 58L22 57L23 59L20 58L21 61H22L21 63H23L24 60L27 61V62H24L23 64H21L20 62H19V64H18V66L20 65L21 67H22V66H25V67H23V69L26 68L24 71L22 70L21 67H17V68H16L17 65L14 66L15 69L12 67L14 70H13L12 68L10 69V71L8 70L9 72L7 71V69H6L7 72L0 71V75H2V76H1V79L3 80V81L0 80V87H1V89H0V103L3 102V100H4V101H6V100L9 101L10 98H14L15 95H17L16 97H18V98H17L18 102H20L21 99H22V100H21L22 103L25 101V99H26V102H27V100H29V97H30V99H32L31 96H32V97L34 96V99H32V100L35 101V102H33L32 100H29V101H31V102H28V103H30V105H32V103H33V105L31 106L33 109H31V107H30V105H29L28 103H25V102L23 103V105H24V104H27L26 106H29V107H30V108H29L30 110H25V109H26V106H23V105L20 103V104L22 105V106H21V105L18 103V105H19L21 108H22V107L25 108V109L22 108V109H23V110H22L23 113H22V111L18 113L17 116L20 117V118H18V117L16 116V117L18 118V120H14V121H15V124H16V123L19 124V123H21V121L23 122V123H21V124L23 125L22 127H21V124L19 125V127H17L18 125L16 124L17 129H16V127L14 126L15 129H16L17 131L19 130V131H21V132H16V131L13 129V126H11V125H12L11 122L14 123L13 121H11V119L13 120V116H12V114H11V116H8V115H10L9 113H12V112L14 113V110H15L14 107L17 105V103L14 104V102L16 101V99H15V98H14V99H11V102H12L11 104H12L13 106L15 105L14 107H13L12 105H11V106L8 105V104H10V101H9V102L7 101V102H8L7 105L4 104V103H7V102H4V103H1V104H0V106H1V107H0V110L2 111V110L4 109L5 111H7V112H5V114H4V110H3V111L1 112L2 114H0V117H1V119H2V120L0 119V122L3 121V122L0 123V131H1L2 129H4V128L7 126V124L4 122V120H5V118L8 119V117H9V119H8V122H9V123L7 122V123H8V127L5 128V129H9V130H8L9 133L6 132L5 129L2 130L1 133H0V134H1V135H0V138H1V136L4 137L6 134H8L9 136H10V135L12 136V133H14V132H15V134H13V136H16V135L19 134L18 136H16L17 138H16V137H13V136H12L13 138H12L11 136H10V138H9V136L7 135L8 137L6 136V141H5V137H4V138L2 137L3 139H2V138L0 139V144H1V142H2V144L5 145V147H4V145H3V149H4V148L8 149L7 147H9V149L15 147L16 150L19 148V149L21 150V151L19 150L20 152L23 151V154L20 153V152H18V153H16L17 155H16V154H13V153L11 152V155H10V156H12V158H11V157L9 156V154H8V156H9L10 159H9V158H6L7 160L4 159V158L7 156V155L5 156V151H4V150H6V149L3 150L4 153H2V151H1V154H2L1 158L4 157V156H5V157L2 159V161H0V162L3 163V164H2V163L0 164V166H1V168H2V169L0 168V173L2 172L3 167H4V171H3V173H1L2 175L0 174V182H2V183H0V185L2 186V187L0 186V187H1V188H0V189H1V193H0V195H1V196H0V204H1V206H0V207L2 208V212L4 211L3 213H1L2 215H0V216H2V217H0V218H3V219H0V224H1L2 226L4 225V226L7 228V233H8V228H9V233L7 234L6 232H3V231L6 230V228H1L2 226L0 227V228H1V229H0L1 231H0V232H1V233H2V232L4 233V234L2 233V235H1V237H0V249H2V250L5 252V253H4V254L6 255L5 258H6L8 261H11V262H8V261L6 260V264H9V263H10V264H13V263H14V259L16 260V258H18L17 255H19L18 252H19L20 248H21V247H25L26 243H29V241L32 240L31 243H29V244H30L29 247L31 248V246H32L31 251H32V249L37 250V247H38V243H37L38 240L35 241V237H33V235H32L31 237H29V236H30V233H31V232L33 233V230H34V227H33V226H34V225H33V224H34V218H31L32 215H28L29 212L32 210V207H31L32 205H31V204L28 205L29 202H31V196H32V192H31V191L33 190V189H31V188H33V186H34L35 184H37V185H36L37 187L40 186V187L44 188V187H43L44 183H46V182H47V183L52 182L51 184L49 183L47 186H45L46 188L48 187V188H47V195H45V198H49V199H48L49 201H48L47 199H44V206H43V209H44V208H47L48 210H50L51 206H53V204L51 203V201L53 200V203H54V200H55L54 205H57V206L61 205V204L65 201V198H67L66 196H67L68 193H69L68 191H71L70 188L73 189V187H76V182H75V181H77V180L75 179V177L78 178V175H79V177H80V176L83 174V172H82V174H81V172H79V168H80V170H81V166L78 165V163H77L78 160H77V162H76V160H75L74 157H76V159H78L77 156L79 155V153H81L82 151H85L87 146L89 147V144H88V139H89V137H88V135H89V136L92 135L91 132H92V130H93L92 128H93V124L95 123V121H96V123H103V122H101V121H105L103 118H105V119L107 120V119H108L107 117H110V115H111V111H110V109L108 110V107H110V106L112 105V102H111L112 99L110 100V98H111L112 95H110L109 93L112 92V89H113V88L115 89V87H113V85H114L115 83L112 81V79L115 81L116 78H117L116 75H118V74H116V73H117L116 71H118V70H116V69H117V68H116L117 65L115 64V60H114V58L116 57L115 59H117V58L121 55V53H122V51H121L122 48H123V55H124V54H128V55H126V56H128V57H126V56L124 55V56H122V58H121V56H120L121 59H123L124 57L130 59L131 57H129V54H131V55L134 54V55H132V57L135 56V55H138V56H139V55H141L140 52H142V51L144 50V51L142 52V57H143L144 60L142 59L143 61H142V60H140V61H142V65H145V66H146V64H147V62H148V60H149V56H151L150 53L152 54V52H150V51H152V48H153V49L156 48L155 45H157V42H153V44H152V41H154V39L152 40V38H147V40H146V38H145V40H144V37L142 36V34H139V33H140V30H138L139 28H138L136 25H137V23L139 24V22L141 23V20H142V16H143L142 13H143V12L141 13V9L143 10V8H144V10H147V9L149 8L148 10H149V12H150V10H151L152 7H153V11L151 10V13H149L148 10H147V12L149 13V14H147V16L150 15V14H151V15H150V17L148 16V18H147V16H146V18L148 19L149 22H151V23H150L151 26H152V27H155V26H153V25H155V24L157 25V24H158L157 22H160V21H159V20H160L159 18L162 17L161 14H163V16H164V15L169 16V14H170L169 12H171L172 10H176V11L179 10V11H180V9L183 8L182 5H181V1L179 2V0H178L177 3H176L177 0H172V3H171L170 0H168L169 2H166L167 0H163V1L160 0V2H161V8H162V6L165 5V7H168V9L170 10V6H171V7L173 6L172 8H174V9L171 8V11H169V10L166 9L165 7L162 8L161 11H160V8L157 9L155 5L153 6L155 0H154L153 2H152V0H151V1H150V0H147V1L144 0V2H143V0H141V1H140V0H138V1L136 0L138 4H136V2H132V0H123L124 2L122 1V3H121V0H117V1H116V0H98L99 3L97 2V0H90L91 2H88L89 0H86V1H84V0H82V1H81V0H78V1L73 0L74 3H76V2L79 3V4H78V3H76V4L79 6L78 9L80 10L79 12H80L81 15H82V13H83V12H81V11H83V10H84V7H86L85 5L89 4V5L85 8V10H86V9L89 7V8L87 9V10H89V11H88V12L85 11V13H86L87 15L85 16V14L83 13V16H84V17H80V15H79V17H80V18H84V19H86V17H87V16H90V14H91L90 18H89V17H87V18H88V20H89L90 22L93 20L92 23H91V24L88 23V20H87V19H86V21L84 22V21H82L83 19L81 20L79 17H77V20L79 19V23H80V24H81V21H82V23L84 24V26H85L86 29H87V27L91 26V27H89L90 29L88 28V30L91 32V34H92V31L94 32V30H95V32L97 33V30H98V33H97L98 35H97V34L95 35V34H94L95 32L93 33V34L95 35V37H94V42H93L92 39L90 40V39L88 38V35H87V33H88L87 31H88V30L85 31V34H86V35H85V34H81L82 37L80 36V34H78L79 32L76 33V31H79V30H80V29H79V30L77 29V28L80 26V24H78V26H77V24L75 25L76 21H75V23L72 22L74 25H73V24H72V25H70V24H67V25H66V24L64 23V21H63V25H64V26L66 25L65 28L63 27V25H62V21L59 20L60 18H58V17H59V14H58L59 12H58V11H61V10H60V7H64V6L66 5V3H65L66 0H63V1H65V2H63V1L61 2V0H59L60 3H59V4L56 3V4H58L57 6H59V7H57L56 4H55L54 2H53V4H54L56 7L52 4V1L57 2L58 0H52V1L49 0V2H47L48 0H40V3H41L43 6H42L40 3H38V2H39L38 0H23V2H21V6L23 5V6H22L23 8H22L21 6L16 7V6L13 4V3H14ZM29 1H30V2H29ZM34 1H35L37 4H35ZM41 1H42V2H41ZM68 1H70V0H68ZM73 1H72V2H73ZM80 1H81V3H82V2H83V3L80 4ZM92 1H93V2H92ZM104 1H105V2H104ZM106 1H107V2H106ZM111 1H112V2H111ZM115 1H116V3H115ZM128 1H129V2H128ZM133 1H134V0H133ZM164 1H165V2H164ZM183 1H184V2H183ZM185 1H186V0H182V4H183V3L185 4ZM5 2H6V4H5ZM7 2H8V5H7ZM44 2H45L46 4H49V3H50V4L47 6V8H48V9L51 8V10H48L46 7H44V6H46V4H45ZM85 2H86L87 4H85ZM117 2H118V3H117ZM139 2H140V3H139ZM62 3H63V4H62ZM92 3H93V4H92ZM100 3H101V4H100ZM104 3H105V4L107 3V5H105ZM129 3H130V4L133 3V4L131 5L132 8H133V5H134V4H135V5H138V6L142 5V6H144V7L140 6V7H142V8L139 9V7L136 6V9H138V10H136V9H135V5H134V8H133L134 10H132V8H130V7L128 6ZM141 3H142V4H141ZM143 3H144V5H143ZM150 3H151V4H150ZM162 3H163V4H162ZM173 3H174V5H175V3H176V4L179 3V4L181 5V7L178 5V7H180V8H176L175 6H177V5L174 6V5H172ZM4 4H5L6 6H10L13 10H12L11 8L4 7V6H5ZM11 4H13V6H12ZM15 4H16V2H15ZM25 4H26V5H25ZM61 4H62V5H61ZM94 4H95V6H94ZM96 4H97V5H96ZM98 4H99V5H98ZM117 4H118V6H117ZM120 4H122V5H120ZM139 4H140V5H139ZM149 4H150V5H149ZM155 4H156V3H155ZM169 4H170V5H169ZM19 5H20V2H19ZM32 5H33V7H32ZM34 5H35L36 7H35ZM63 5H64V6H63ZM82 5H84V6H83V7H80V6H82ZM90 5L92 6V8H95L96 12H94V13L92 12V11H94V9H91V8H90V7H91ZM101 5H102V6H101ZM103 5H105L104 8H103ZM114 5H115V6H114ZM126 5L128 6L130 12L133 11V13L131 12L132 15H131L130 12L128 11V8H127ZM166 5H167V6H166ZM168 5H169V6H168ZM28 6H30V7H28ZM51 6H54V7L56 8L57 11H56V10H53ZM96 6H97V8H96ZM111 6H113L114 8H112ZM123 6H124V7H123ZM145 6H146L147 8H146ZM148 6H150L151 9H150V7H148ZM183 6H184V5H183ZM14 7H16L17 11H16V9H15ZM19 7L22 8V9L24 10V12H23V10L20 9ZM27 7H28L29 9H28ZM49 7H50V8H49ZM101 7H102V8H101ZM105 7H106V8H105ZM110 7H111V8H110ZM117 7H118L119 9H118ZM157 7H158V5H157ZM221 7H222V6H221V3H220V7L218 8V12L222 11V8H221ZM3 8H7V9L4 10ZM26 8H27V9H26ZM33 8H34V9H38V10H33ZM58 8H59V10H58ZM80 8H82L83 10L80 9ZM109 8H110V9H109ZM115 8H116V10H115ZM126 8H127V11H126ZM175 8H176V9H175ZM10 9L12 10L11 13H10V11H9ZM18 9H19V10H18ZM40 9H41V10H40ZM45 9H46V10H45ZM61 9H62V8H61ZM105 9H106V10H105ZM177 9H178V10H177ZM220 9H221V10H220ZM14 10H15V12H17V14H15ZM26 10H27V11H26ZM30 10H31V11H30ZM113 10H114V11H113ZM119 10H120V11H119ZM121 10H122V11H121ZM139 10H140V12H139ZM144 10H143V11H144ZM156 10H157V11H156ZM164 10H165V12H166V11H168V12L165 13ZM244 10H245V9H244ZM259 10H260V9H259ZM259 10L257 11L258 14H259ZM7 11H8V12H7ZM20 11H22V13H21ZM33 11H35V13H33ZM37 11H39V12H37ZM42 11H44V12H42ZM48 11H50V12H51V11H54V12H51V13H52V14H51V13L48 12ZM90 11H91V12H90ZM98 11H99V12H98ZM100 11H101L103 14H101ZM110 11H111V12H110ZM118 11H119V12H118ZM124 11H125V12H124ZM134 11H135V13H134ZM155 11H156L157 13H156ZM158 11H159V13L161 12V14H158ZM162 11H163L165 14L162 13ZM5 12H6V13H5ZM30 12H31V13H30ZM41 12H42V13H41ZM77 12H78V11H77ZM79 12L77 13V16H78ZM104 12H105V13H104ZM153 12H154V13H153ZM18 13H19V15H20V13H21L20 17L18 16ZM37 13H38L39 15H38ZM43 13H44V15H43ZM62 13H63V12H62ZM65 13H66V12H65ZM92 13H93L94 15H93ZM109 13H114V14H109ZM119 13H120V14H119ZM136 13H138L137 16H136ZM140 13H141L142 16H139ZM167 13H169V14H167ZM262 13L264 14V11H262ZM262 13L259 14V19H258V20H260V17H261V22H262V20L264 19V15H263ZM8 14H9V15H8ZM13 14H14V15H13ZM27 14H28V15H27ZM54 14H55V16L58 18V19H57V22H56V18L53 19V17H54L53 15H54ZM106 14H107L108 16H107ZM127 14H128V17H130V15H131V17L136 16V17H135V22L132 21V20H134L133 18H130V19H132L131 22H130V19L127 18V16H126ZM133 14H134V15H133ZM152 14H153V15H152ZM155 14H156V15H155ZM7 15H8V16H7ZM11 15H12V16H11ZM29 15H30V17H28ZM31 15H32V16H31ZM101 15L103 16V18H102ZM112 15H114V16H112ZM118 15H119V16H118ZM122 15H123V16H122ZM124 15H125L126 18L124 17ZM157 15H160V17L157 16ZM261 15H263V16H261ZM9 16H11V17H9ZM25 16H26V17H25ZM46 16H47V18H46ZM92 16H94V17H92ZM95 16H97V17H95ZM105 16H106V19L104 18ZM116 16H117V17H116ZM121 16H122V17H121ZM138 16H139V18H138ZM155 16H156V17H155ZM255 16H256V15H255ZM27 17H28L29 19H28ZM31 17H32V18H31ZM33 17H34V18H33ZM42 17H43V18H42ZM91 17H92L93 19H92ZM108 17H109L110 19H109ZM152 17H153L156 21H155ZM262 17H263V19H262ZM10 18H11V19H10ZM12 18H13V19H12ZM19 18H20V19H19ZM26 18H27V19H26ZM30 18H31L32 20H31ZM38 18H39L40 20H39ZM49 18L51 19L52 22H50V19H49ZM99 18H100V19H99ZM111 18H113V19L111 20ZM116 18H117V20H116ZM119 18L122 20V24H123V21H125V23H126V21H127V23H128V21H129V23H130L129 26L127 25V23H126V24L124 23L125 26L122 25V24H121V26H120V24H118V23H121V20H120ZM137 18H138V19H137ZM140 18H141V20H140ZM149 18H150V20H149ZM9 19H10V21H11V20H14V21H11V22H10ZM15 19H16V20H15ZM24 19H26L27 21H25ZM71 19H72V17H71ZM102 19L105 21V24H104V21H103ZM108 19H109V20H108ZM127 19H129V20H127ZM157 19H158V21H157ZM23 20H24V21H23ZM28 20H29V21H28ZM33 20H34V21H33ZM35 20H36V21H35ZM37 20H38V21H37ZM45 20H46V21H45ZM69 20H70V19H69ZM101 20H102V21H101ZM106 20H107V21H106ZM114 20H115V22H114ZM139 20H140V21H139ZM16 21H17V22H16ZM20 21H22V22L24 23L23 26H22L23 23H21ZM41 21H42V22H41ZM58 21H59V24H58ZM60 21H61V22H60ZM97 21H98V22H97ZM99 21H100V23H99ZM110 21H111V22H110ZM117 21H118V23H117ZM138 21H139V22H138ZM153 21H154V22H153ZM29 22H30V23H29ZM31 22H32V23H31ZM36 22H37V25L39 24L38 26L35 24ZM38 22H39V23H38ZM40 22H41V23H40ZM45 22H46V23H45ZM69 22L71 23V21H69ZM107 22L112 23V24H107ZM155 22H156V23H155ZM258 22H260V21H258ZM261 22H260V23H261ZM43 23H44V24H43ZM49 23H50V24H49ZM53 23H54V24H53ZM56 23H57V25H56ZM60 23H61V26H62V29H63L62 31H61V27H60V26H59L60 28L57 27L58 25H60ZM86 23H87V24H86ZM101 23H103V24H101ZM116 23H117V25H119L120 27L116 26ZM133 23H134V24H133ZM260 23H259V24H260ZM25 24H26V26H25ZM29 24H30L31 26H30ZM41 24H42L43 26L46 24V25H49L50 27H49V26H46V25H45L44 27H43V26L41 27ZM85 24H86V25H85ZM96 24H97V25H96ZM99 24H100V26H102V27H100ZM27 25H28V26H27ZM52 25H54L53 28H56V27H57L56 29L59 28L60 30H59V29H58V30L61 31V32H59L58 30H56V31L54 30V31L57 33V36H56V34L53 35L54 38H52V36L50 35L51 32H52L51 34H54V33H53V30H52L53 28H51ZM88 25H89V26H88ZM92 25H93V26H92ZM94 25H95V26H94ZM105 25H107V27H109V28H106ZM126 25L129 27L128 30L125 29V28H127ZM131 25H132V26H131ZM133 25H134V27H133ZM158 25H159V24H158ZM158 25H157V26H158ZM3 26H4V27H3ZM36 26H37V27H36ZM69 26H70V28H69ZM72 26H73V27H72ZM74 26H76V28H75ZM110 26H114V27H110ZM122 26H123V27H122ZM130 26H131L132 28H134V29H132ZM135 26H136V28H135ZM138 26H139V25H138ZM157 26H156V27H157ZM5 27H6V29H5ZM11 27H12V29H11ZM26 27H27V28H29V27L31 28V27H32V28H31V29H30V28L27 29ZM47 27H48V28H47ZM80 27H81V28L83 27L82 24H81ZM80 27H79V28H80ZM98 27H99V28H98ZM115 27H116V28H115ZM156 27H155V28H152V29H155V31H157V29H158V30H161L160 28L163 27V26L160 25V26L157 27V29H156ZM159 27H160V28H159ZM164 27H165V30H167V32H168V28H166L167 26H164ZM3 28H4V29H3ZM46 28L49 29V30H47ZM73 28H74L76 31L74 30V32H73ZM91 28H92V30H91ZM102 28H103V29H102ZM112 28H115L116 30H115V29L113 30ZM123 28H124V29H123ZM255 28H256V29L258 28V23H257V24L255 23V26H254V28H251V29H252L251 31H249V30L247 31V33H246L245 36H244L245 39H241V42H237V44L235 43L234 48H233V51L230 52V54L227 55L228 57H223V59H222V58H217V57L215 56V53H214V55L212 54V53L214 52L213 50H212L213 52L211 51L212 53L210 52V54L212 55V59L209 60V62H208V61L206 62V66H205V69H206V70H205V71H206V73H205V77H206V78H207V76L209 77V75L212 74V73L214 72V69H213V68H215V70H216V69L218 70V73H217V74H218V75H217L218 78H217V76H216V77H215V81H211V80H209V79L207 78L208 82H207V80H206V78H205V81H206L207 83L205 82V85L203 86V88L200 89L199 93L204 89V87H205V89H207L208 92L204 89L203 92H201L202 96H201L199 93H197V95H200L202 99L199 98L200 96H196V95H194V96L192 97V98H194V99H193L194 102H193V101H190V100H192V98L188 101V103L191 102V105H192V106H191L190 104L188 105V103H187L186 107H187V109H188V108H190V107H193V106L195 107V106H198V105H199V106H200V109H198V111H199V113H201V112L203 113V114H202V113H201V114H202L203 116H205V120L208 119V121H211V120L213 119V120L215 121V120H216L215 118L218 117V118H220V119H219L220 121H219V120H216V121H217V124H216V121H215V123H213V124L219 126V123H220V125H221V124H222V126L224 125V126L226 127L227 130L224 128V126H223L224 129L221 127L222 132L224 131V132H223L224 134H222V132H221V130H220V131H219V134H221V135L218 134L219 136H217L216 141H214V143L217 144V145H215V144L213 143V144H212V147H210V148H212V149H209V150L207 151V153L209 152V154H207L208 156L206 155V158H207V159L204 158L205 161H204V163L202 164V166L205 164V166L207 167V169H206V167H204V166H203L204 169L201 167V169H200L201 171H200V173H198V176H199V174H200V176H199V177L196 176V177H197V178H196L197 180L195 179L194 181L192 180V182H190V179H192V178H191L190 176L187 178V176H186V174H187L186 171H187L188 164H187V163H184V162H181V167H179L178 173H176L175 177L172 179L171 182H173V183H170L171 185L169 186V189H168V194H170V193L172 194L173 192H177V191H178L179 193L177 192V193H173V195H171V194L168 195V196H170V201H168L167 203H170L171 205L166 203L167 206L164 207L165 209L167 208V209L169 210V212H168V210H167L168 213L166 212V213H167V216H166L165 214L163 215V213H165V211H166L164 208H162V209L164 210V212L162 211V209H160L161 211L159 210V211L156 212V217H155V218H156L157 224L159 225V228H158V230H157V233H159L158 231H160V232L162 231V232H161L162 234L160 233V234H158V235H160V236H157V235H156L157 233H156V234H153V233H152L153 235H156V236H157V237L155 236V238H156L157 241H155V240H151V239L154 238V237L152 236V234H151V236H150V235L148 236L149 239H150V241H149V239H148V237H147L148 242H146L147 245L145 244L144 247L146 248V250H149V251L147 252L146 250L143 249L142 251H144V252H143V253L141 252L142 254L140 253V255L138 254L139 256H135V257L132 258V260H133L134 263H136V264H147V263H148V264H149V263H151V264H168V263H169V264H171V263H172V264H174V263H176V264H181V263L186 264V263L188 262L187 264H193V263H194V264H207V263L213 264L214 261H215V264H218V263H219V264H222V263H225V264H226V263H227V264H240V263H238V262H236V261H226V262H225V261H224V260H225L224 257L227 255V246H228L231 242L235 241V240L237 239V237L242 236L244 233H243V231H242L241 233H238V232H237L238 234H235V235H236V239H235V236H234V238H233V237H229L230 235H229V231H228V229H230V228H227V227H226L227 224H226L225 221L223 222V220H224L225 218L222 216L223 214H221L222 211L220 212L219 209L214 208L215 206L212 205V201L215 199V197H216V198H217V197H220V199L217 198V199H219V201H221V199H222V201H224L223 203L225 204V206H226V205H229V206H230L232 200L235 198V195H236V193H237V190L239 189V188H236V187H239V185H238V183H237L238 180L234 179V180L229 181L228 178L223 180L222 177L219 176V175H221V173H219V172H221V169H223V167L225 166L224 163H221V162L224 161V159L226 160V159L231 155V149H230V148L232 147L233 143L236 142L235 138L238 139V137H235V135L238 136L237 131H235V132H236L235 134H232V133H231L232 136H233V138H234V140H232V139H233L232 136L228 135L231 131H232V132L234 131V127H233V126H235V125H232L233 122H234V124H235V118H234V115L236 114L237 111L239 112V110H242L241 108L244 109L245 107H247V106H248V103L250 102V100H252L251 102H257V105H256L255 107L253 106L254 108H252L251 113H250V115H249V116H252L253 113H254L255 110H256L255 108H257L258 105H259V103H261V102L264 100V88H262V89L258 92V94H257V89L255 90L256 96L254 95V98L256 97V100H257V101H256V100L253 98V96H252V95L254 94V92H250L251 89H252V88H251L252 83H253L254 80H255V78H253L254 75H251V74H250V75H248V76H246V77L244 78L243 83H241V84L238 83V79H240L239 76H240V70H241V66H242V64H247V62H248V63L250 62V63H254V64H255V65H254L255 67L253 66L254 69H255L256 67H257L258 69H259V68H262V66H263V69H264V65H263V64H264V60H262V59H264V53H263V52H264V49H263V48H264V41H262V40L264 39V38H262V37L264 36V34H263V33H260V34H262L263 36L259 34L260 37L258 36V37H259V38H258V37L256 36L257 39H255L256 37H253V35H255V34H253V30H255ZM24 29H25V30H24ZM26 29H27V31H26ZM32 29L35 30V31H33ZM45 29H46V31H48V33H45V32H44ZM104 29H105V30H104ZM107 29H108V30H107ZM110 29H112V31H113L115 34H114ZM118 29H120L121 31H119ZM122 29L125 30V31H123ZM129 29H130V30H129ZM131 29H132V30H131ZM135 29H137L138 33H136L137 31H136V32L134 31ZM31 30H32V31H31ZM40 30H41V31H40ZM50 30H52V31H50ZM65 30H66V31H65ZM109 30H110V31H109ZM117 30H118V31H117ZM126 30H127V32H126ZM162 30H163V35H164V36L168 37V36H169V33H171L170 35L172 36V32L169 31L168 34H167V33L164 34V33H165L164 28H162ZM5 31H6L7 33H6ZM15 31H16V33H17V32L20 33V34L18 35L19 37L16 36L18 33L16 34ZM19 31H20V32H19ZM23 31H24V32H23ZM63 31H65L66 33L63 32ZM80 31H81V30H80ZM130 31H132V32H134V33L130 32ZM155 31H154V32H155ZM262 31L264 32V30H262ZM262 31H261V32H262ZM28 32H29V33H28ZM36 32H38V33H36ZM43 32H44V34H43ZM90 32H89V33H90ZM99 32H100V33H99ZM104 32H106V33H104ZM108 32H109L110 34H109ZM123 32H124V34H125V33H128V35H127V34H125V35L131 37V39H129L130 41L127 39L128 37L126 38V36L123 34ZM250 32H251V33H250ZM3 33H4V34H3ZM9 33H11V34H9ZM23 33H24V35H22ZM32 33H33V34H32ZM39 33H40L41 35H43V36H41V35L39 36ZM58 33H60V34L62 33V34L60 35L62 41H61L60 39H57V38H60V36L58 35ZM69 33H70V35H69ZM73 33H74V34H73ZM102 33H104V34H102ZM130 33H131L133 36H130V35H131ZM135 33H136V34H135ZM249 33H250V35H248ZM5 34H6V36H5ZM15 34H16V35H15ZM25 34L28 36V38H27V36H26ZM45 34H46V36H48V38H50V36H51V38H52V43L54 42V40L57 41V42H58V40H59V43H57V46L54 45V44H56V42H54L53 45H52V44L46 45V46H47L46 48H49V47L52 48V47L54 46L55 48H58V49H60V48L62 49V48H63V43L65 44V41H66L67 36H68V37H69V36L71 37V36L77 34L76 37L79 38V37H78V35H79L80 38H81V42H79L80 40L77 39V46H78L79 48H77V46H76V47H74V50H75V48H77V49H79V50L82 49L83 51L81 50V51H78V52H77V49H76V50H75V53H74V50H72V51H68V49L66 50V46H65L62 50L60 49V50H59L60 52H59L58 49L56 50V49H54V47H53V49L51 50V52H49V55H51L50 53L53 52V53H52L53 58L56 57V58L53 60L52 56H51V57H50V56L48 57V55H47L46 53L43 52V51L46 50V49H44L45 46H44V47H42V46L45 45V43H47V41H48V43H51V42H49V40L51 41V39H48V38H47V39H48V40H47ZM63 34H64V35H63ZM101 34H102V35H101ZM105 34H107V35H105ZM113 34H114V35H113ZM252 34H253V35H252ZM1 35H2V36H1ZM21 35H22V36H21ZM33 35H34V36H33ZM37 35H38L39 38H40L39 41H37V39H38V36H37ZM65 35H66V36H65ZM109 35H110V36H109ZM115 35H116V36H115ZM117 35H118V36H117ZM121 35H122V36H121ZM136 35H137V37H138V36H139V37H138V38L135 37ZM140 35L143 37L142 39L140 38V37H141ZM257 35H258V34H257ZM13 36H15V38H14ZM35 36H37V39H36V40H33V39L36 38ZM58 36H59V37H58ZM62 36H64L65 38L62 37ZM83 36H84V37H87V39H89V40H88V43L86 42L87 40H85L86 38H84ZM89 36H90V35H89ZM96 36H97V37H96ZM103 36H104V37H103ZM171 36H170V38H171ZM249 36H250V37H249ZM2 37H3V38H2ZM6 37H7L8 40L6 39ZM16 37H18V38H16ZM23 37H24V38H23ZM34 37H35V38H34ZM41 37H45V38L43 39V38H41ZM55 37H56V39H55ZM105 37H106V38H105ZM116 37H117V41L114 42V40H116ZM121 37H122V38H121ZM124 37H125V38L127 39V41H128V44H127L128 46H127V45H126L127 47L125 46V47L127 48V52H126V53H124V51H126V50H124V47H122V46H124L123 44H126V43H127V42L125 43L126 39H125ZM132 37H133V38H132ZM4 38H5V39H4ZM19 38H20V39H19ZM97 38H99V39H97ZM120 38H121V40H120ZM136 38L138 39V41H136ZM247 38H250L251 40H250V39L247 40ZM253 38H254V39H253ZM2 39L4 40V42H3ZM10 39H11V40H10ZM12 39H15L16 42H14V40H12ZM16 39H18V40H16ZM21 39H22V40H21ZM24 39H25V41H24ZM27 39H28V40H27ZM31 39H32L33 41H32ZM53 39H54V40H53ZM63 39H64L65 41H64ZM96 39H97V40H96ZM102 39H103V40H102ZM134 39H135V40H134ZM258 39H259V40H258ZM260 39H261V40H260ZM30 40H31L32 42H31ZM46 40H47V41H46ZM78 40H79V41H78ZM84 40H85V43H87V46H86V44L83 42ZM100 40H101V41H100ZM104 40L107 41L108 44H107V42H105ZM123 40H125V41H123ZM131 40H132V41H133V40L136 41V42L133 41V43H134L135 45L132 43ZM139 40H140V41H139ZM148 40H149L150 43L148 42ZM151 40H152V41H151ZM9 41H11L12 44H11V42H9ZM17 41H18V42H17ZM22 41H23V42H22ZM26 41L31 42V43L28 44V42H26ZM34 41H35V44H33ZM60 41L62 42L61 47H60ZM63 41H64V42H63ZM99 41L102 42V43H99ZM103 41H104V42H103ZM111 41H112V42H111ZM119 41H120V42L122 41V42H124V43L121 44V43H119ZM146 41H147V42H146ZM237 41H238V40H237ZM248 41H249V42H248ZM251 41H253V42L256 41V44L253 43V42H252V43H253V44H252ZM13 42H14V44H13ZM21 42H22L23 44H22ZM38 42H40V43H38ZM42 42H43V43H42ZM113 42H114V44H110V45H109V43H113ZM117 42H118V43H117ZM129 42H131V43H130L131 46L129 45ZM140 42H142L143 44L140 43ZM214 42L217 43L218 41L215 40ZM235 42H236V41H235ZM246 42H247V43H246ZM1 43H2V44H1ZM24 43H26V45H25ZM83 43H84L85 45H83ZM89 43H90V46H91V43H94L95 45H97V46H95V45L92 46V48H96L97 50L99 49L98 51L96 50V52H95V49L93 50V52H92V53L94 54V55H92V57L94 56L93 58H91V55L86 56V54H85V52L87 51V49L90 48V46L88 47ZM137 43H138L139 45L141 44V45L139 46V48L136 47V46L138 45ZM146 43H147L148 45H146ZM219 43H220V42H218V45L213 43V46L217 45V46L213 47L214 50H215V48H219V47H220L221 44H219ZM243 43H244V44H249V43H250V44H249V47L251 46V47H250L251 50L249 49L250 51H248V49H247L246 52H244L245 55H243V56H245V57L240 56L241 53H242V51H244V47H243L244 44H243ZM261 43H263V44H261ZM7 44H8V45L10 44V45L8 46ZM15 44H16V45H15ZM20 44H21V45H20ZM31 44L33 45V49L31 48V50H30V47H32ZM37 44H38V46L35 47L34 45H37ZM40 44H42V45H40ZM58 44H59V46H58ZM79 44H80V46H82V47H80ZM101 44H102V45H101ZM103 44H105L106 48L104 47ZM132 44H133V45H132ZM149 44L151 45V47H149V46H150ZM233 44H234V43H233ZM233 44H232L231 48L233 47ZM3 45H4V46H3ZM11 45H13V47H12ZM28 45H29V46L31 45V46L29 47ZM50 45H52V46H50ZM92 45H93V44H92ZM98 45H99V47H98ZM111 45H112V46H111ZM113 45H115V47L118 45V47H119V49H118V47H116V50H115V52H117L116 54H115V52H114V50H113V48H114ZM144 45L147 46V47H144ZM152 45H153L154 47H153ZM236 45H237V46H236ZM240 45H241V47H240ZM2 46H3V47H2ZM5 46H8V47L11 46V47H10L11 51H9L10 49H9L8 47L5 48ZM15 46H16V48H17V47H18V48L16 49ZM19 46H21V47H19ZM40 46H41V47H40ZM83 46H86V47H83ZM102 46H103V47H102ZM129 46H130V47H129ZM134 46H135V47H134ZM252 46H255V47H252ZM256 46H257V47H256ZM1 47H2V48H1ZM38 47H39V49H37V53H36V49H35V48H38ZM110 47H111V48H110ZM128 47L131 49V51H132V52L130 51L131 53L128 51V50H130ZM132 47H134V48H133L134 50H136V48H137L136 52L133 51ZM237 47H238V48H237ZM242 47H243V49H242ZM7 48H8V50H7ZM13 48H14V50H15V53L18 54V55H15V53L13 54V52H14V51H13ZM40 48H41V50H40ZM51 48H49V49H51ZM86 48H87V49H86ZM100 48H102V49H100ZM103 48H105V49H103ZM126 48H125V49H126ZM148 48H150V49H148ZM240 48H241L242 51L239 50ZM42 49H43V51H42ZM49 49H47V52L50 51ZM114 49H115V48H114ZM146 49H147V51H146ZM252 49H253V50H252ZM254 49H255V51H254ZM260 49H262V50H260ZM3 50H4V51H3ZM5 50H6V51H5ZM17 50H18L19 52H18ZM38 50H39V51H38ZM53 50L55 51V53H54ZM63 50H65V53H66V54H67V52H68L69 55H67V57L65 56L66 54H64V52H62ZM85 50H86V51H85ZM100 50H102L105 54L107 53L108 50H109V51L111 50L110 52H108V55H107V54L105 55L106 58H107V57L109 58V59L107 58L108 60H107L106 58H104V56H103V57L101 56V54H104V53L101 52V54H99V51H100ZM119 50H120V51H119ZM140 50H141V51H140ZM216 50H217V49H216ZM235 50H236V51H235ZM237 50H238V51H237ZM258 50H260V52H262V54H261L260 52H258V54L256 55L255 53H257ZM16 51H17V52H16ZM84 51H85V52H84ZM137 51H138V52H137ZM234 51H235V52H234ZM5 52H6V53H5ZM10 52H11V54H10ZM39 52H41V53H39ZM42 52H43V53H42ZM45 52H46V51H45ZM57 52H59L60 54H58ZM61 52H62V53H61ZM71 52H72L73 54H75L76 57H74V55H72ZM79 52H80V54L82 55V57H84V56H86V57H85V58H82L81 55L79 56V54H78ZM94 52H95V53H94ZM97 52H98V53H97ZM113 52H114V55H113ZM128 52H129V53H128ZM146 52H148L149 55H148ZM251 52H252V53H251ZM254 52H255V53H254ZM7 53H9V54L7 55ZM76 53H77V54H76ZM92 53H91V54H92ZM109 53H110L111 55H110ZM235 53H237V54L240 53V55H239V56H240V60L242 59V61H244V62L242 63V61L239 60V61L241 62V65H239L240 62H236V63L234 62V61L236 60L234 56L237 55V54L235 55ZM244 53H242V54H244ZM250 53H251V54H250ZM12 54H13L14 56H13ZM45 54L47 55V58H48V59L45 57V56H46ZM55 54H56V56H55ZM57 54H58V56H57ZM63 54H64V56H63ZM84 54H85V55H84ZM96 54H98L99 56L96 55ZM232 54H233V55H232ZM247 54H248V55H247ZM5 55H7L8 57H9V55H10L11 58L8 59L7 56H5ZM11 55H12V56H11ZM59 55H60L61 57H60ZM70 55H72L73 60L71 59V56H70ZM77 55H78V58H77ZM83 55H84V56H83ZM143 55H144V56H143ZM211 55H209L210 58H211ZM250 55H251V56H250ZM255 55H256V58H255ZM260 55H261V56H260ZM262 55H263V57H262ZM38 56H40V57L38 58ZM43 56H44L45 58H44ZM109 56H110V57H109ZM231 56H232V57H231ZM237 56H238V55H237ZM237 56H236V57H237ZM36 57H37V59H36ZM58 57H59L60 60L63 59V61H64V58H63V57L68 58V60L66 59L67 62H63V61L61 60L62 62L60 61V63H59V62H58V60H59ZM89 57H90V59H89ZM99 57H100V58H99ZM101 57L103 58L102 61H100ZM113 57H114V58H113ZM142 57H141V58H142ZM146 57H147V58H146ZM233 57H234V58H233ZM247 57H248V58H247ZM250 57H251V60H250ZM252 57H253V58H252ZM260 57H261V59H259ZM3 58H4V59L6 58L7 60H6V59L4 60ZM41 58H42V59H41ZM96 58H98L99 61H98V59H96ZM111 58H112L113 60H112ZM141 58H140V59H141ZM213 58H215V59H213ZM216 58H217L221 63L218 62ZM40 59H41L42 61L46 59L45 62L43 61L42 66H41V62H42V61H41ZM69 59H71L72 61L69 60ZM75 59H77V60H75ZM79 59H80V60H79ZM87 59H89V60L87 61ZM92 59H93V60L96 59L95 61H97V63H99V62L102 63L103 60L106 59L105 62H104V63H105V64H104V65H105L104 67H107V66H108V68H109L110 71L107 70V68H106L105 70H107L106 73L109 71L108 73H110L111 76L108 77V76H109V75H107L108 73L105 74V71H103V70H104L103 64H100V63H99L100 65H97V63L95 62V63H96V64H95V63L93 62ZM145 59H146V63H145ZM221 59H222V60H221ZM252 59H254V60H252ZM258 59H259V64H256L255 62L258 63V61H256V60H258ZM2 60H3V61H2ZM36 60H37V61L40 60L41 62H40V61L37 62ZM48 60H49V61H48ZM51 60H52L53 62H52ZM56 60H57V61H56ZM90 60H91V61H90ZM215 60H216L218 63H217ZM34 61H36V62L34 63ZM70 61H71V63L69 64ZM77 61H78V62H77ZM84 61H85V62L87 61V63H82V62H84ZM89 61H90V63L88 64ZM106 61H107V62L109 61V62L106 63ZM111 61H112L114 64H113ZM140 61H139V62H140ZM213 61H215V62L217 63V65H216L215 62H213ZM223 61H224V66H223ZM251 61H253V62H251ZM32 62H33L34 64H33ZM46 62H47V63H46ZM48 62H49V63H48ZM51 62H52V63H56V64H55V65H54V64H53V65H50ZM76 62H77V65H75ZM91 62H92V63H91ZM110 62H111V64H112V66H113V65H115V66L111 67V66H110V65H111ZM212 62H213L214 65H216V66L212 65V64H213ZM232 62H233V63H232ZM25 63H26V65H25ZM37 63H38V64L40 63V64H39V67H41V69H43V71H44L46 68H47L48 70L46 69V70L43 72V71L39 68L38 70H39V71L41 70L42 72H41V71H40V72H41L42 74H41L39 71H38V73H37V72H36V69L38 68V66L35 65V64H37ZM44 63H45V64H44ZM52 63H51V64H52ZM58 63H59V65H58ZM61 63H63L64 68H61V67H62V64H61ZM74 63H75V64H74ZM128 63H129V61L127 62V65H128V67H129V64H128ZM140 63H141V62H140ZM140 63H139V66L141 67V64H140ZM144 63H145V64H144ZM207 63H208V64H207ZM211 63H212V64H211ZM225 63H226V64H225ZM231 63H232V64H231ZM237 63H238V66H239V67L236 66ZM261 63H262V65H261ZM31 64H32V65H31ZM38 64H37V65H38ZM60 64H61V65H60ZM71 64H72V65H71ZM73 64H74V65H73ZM81 64H82V65H81ZM87 64L90 65V66H88ZM92 64H94L93 67L91 66ZM219 64H221V66H223V68H221V70H219V68L221 67ZM0 65H2V63H1ZM7 65H8V64H7ZM27 65H28L30 68H29V67H26ZM34 65H35V66H34ZM43 65H44V66H43ZM46 65H48V66H46ZM56 65H58V66H57L58 68L56 67ZM66 65H67V66H66ZM70 65H71L72 67H71ZM83 65H84V66H83ZM101 65H102V67H101ZM106 65H107V66H106ZM127 65H125V66H127ZM207 65H208V66H207ZM209 65H210V67H209ZM211 65H212V67H211ZM218 65H219V66H218ZM226 65H227V66H226ZM232 65H233V66H232ZM257 65H258V66H257ZM45 66H46V68H45ZM50 66H51V67H50ZM52 66H53V67L55 66V68H54L55 70H54V71L58 70L59 72H58V71H56V72H58V73L61 74V75H58V73H56V72H52V73H51V71H52L53 69H50V70H51V71H50L49 68H53ZM60 66H61V67H60ZM109 66H110V67H109ZM125 66H124V68H127L126 70H128V67H125ZM213 66H214V67H213ZM225 66H226V68H225ZM235 66H236V67H235ZM260 66H261V67H260ZM3 67H4L5 69H3ZM35 67H36V69H35V71H34V68H35ZM43 67H44V68H43ZM77 67H78V68H77ZM80 67H81V68H80ZM85 67L87 68V70H86ZM89 67H90V69L93 70L94 72H91V70L88 71ZM97 67H98V69H99V67H101V68H100L101 70H98ZM114 67H115V68H114ZM206 67H207V68H206ZM217 67H218V68H217ZM233 67H235L234 69H236V71H237L236 74H235V71H234ZM18 68H19V69H18ZM27 68L31 69L30 72H32V73L27 72V71L29 70V69L27 70ZM32 68H33V69H32ZM56 68H57V69H56ZM60 68L63 69V70L61 71ZM83 68H84V72H83ZM102 68H103V69H102ZM208 68L212 69V71H211L210 69H208ZM231 68H232V69H231ZM17 69L20 70V71H18ZM70 69H71V71H70ZM77 69H79V70H77ZM95 69H97V70L99 71V74L96 73L97 70H95ZM222 69H225V70L222 71ZM226 69L228 70V72L226 71ZM238 69H239V70H238ZM258 69L255 70V74H257V70H258ZM67 70H68V71H67ZM75 70H76V73H77V74L74 73ZM111 70H112V71H111ZM113 70H114V71H113ZM232 70H233V72H234L233 75L235 74V75H234V77L236 78V79L234 78L235 80H234V79L229 80L230 78H233V76H231V75H232L231 72H229V71H232ZM260 70H261V69H260ZM12 71H16L18 74L15 73V72H12ZM46 71H47V73H46ZM77 71H78V72H77ZM80 71H82V72H80ZM86 71L88 72V74H87L88 76H86L87 78L85 77V72H86ZM98 71H97V72H98ZM101 71H102L104 74H103V73H100ZM210 71H211V72H210ZM224 71H225V72H224ZM10 72H12V75H13L12 77H11ZM20 72H21V74H20ZM22 72H23V73H22ZM60 72H64V73H60ZM90 72H91V73H90ZM111 72H112V73H111ZM208 72H210V74H209ZM222 72H224V73H222ZM238 72H239V73H238ZM263 72H264V70H263ZM4 73H5V74H4ZM7 73H9V74H7ZM13 73H14V74H13ZM24 73H25V74H24ZM27 73H28V75H27ZM73 73H74V75H73ZM82 73H83V74H82ZM207 73H208V74H207ZM228 73H229V74H228ZM6 74H7V75H6ZM19 74H20L21 76H20ZM23 74H24V75H23ZM43 74H44V76H45V80H46L47 82L43 79V78H44V77H42ZM45 74H47V75H45ZM53 74H54V75H53ZM63 74H64V75H63ZM67 74H68V75H67ZM89 74H90V76H89ZM91 74H93L95 77H94L93 75H92V76H93V77H92ZM101 74H102V75H101ZM112 74H113V75H112ZM114 74H115V76H114ZM206 74H207V75H206ZM222 74H223V75L225 74V75L223 76ZM238 74H239V75H238ZM3 75H4V76H3ZM9 75H10L11 78H9ZM38 75H39V77H38ZM51 75H53V78L50 77ZM66 75H67V76H66ZM69 75H70V77H69ZM75 75H76L78 78H77ZM103 75L105 76V78L103 77ZM106 75H107L108 79H107ZM221 75H222L223 77H221ZM226 75H227V76L230 75V77H227ZM263 75H264V74H263ZM18 76H19V78H18ZM22 76H23V77H22ZM36 76L38 77V79H37ZM63 76H65L66 78H65V77L63 78ZM73 76H75V77H73ZM79 76H80V77H79ZM225 76H226V77H225ZM249 76H250V77H249ZM3 77H5V79H6L7 81H6ZM14 77H15V79H12V78H14ZM40 77H41V79H43L42 81H39V78H40ZM46 77H47V78H46ZM49 77H50V78H49ZM71 77H72V79L75 78L77 84L74 83V81H75L74 79H73L74 81H73L72 83L70 82V80H72ZM88 77H89V78H88ZM96 77H97V78H96ZM115 77H116V78H115ZM220 77L222 78V80H220ZM224 77H225V78H224ZM7 78H8V79H7ZM16 78L19 79V80H18L19 83H18V81H17ZM94 78H95V80H94ZM102 78H104V79H102ZM109 78H110L111 80H110ZM237 78H238V79H237ZM247 78H248V79H247ZM249 78H250V79L252 78V80H249ZM23 79H24V80H23ZM29 79H30V80H29ZM48 79H49V80H48ZM57 79H58V80H57ZM65 79H66V80H65ZM77 79H78V80H77ZM86 79H87V80H86ZM106 79H107V80H106ZM223 79H224L225 81H223ZM9 80H10L11 82H9ZM12 80H14V81H12ZM15 80L17 81V83H16ZM56 80H57V82H56L57 85L55 84V81H56ZM60 80L62 81V83L60 82ZM64 80L66 81L65 84H66V85L69 84V86H70L71 88H70L68 85L66 86V85L63 83ZM82 80H83V81H82ZM84 80H85V81H84ZM91 80H92V81H91ZM102 80H104L105 82H103ZM246 80H248L249 83L251 82L250 87H249V85L247 86V81H246ZM5 81L8 82L7 84H12V83L14 84V83H15L14 85H15L16 87L13 88L12 85H10V88H9V87H8L9 85H7ZM22 81H23V83H22ZM24 81H25V82H24ZM36 81H37V82H38V81L41 82V84H42L44 81H45V82H44L42 85H36V83H37ZM48 81H50L51 83L48 82ZM68 81H69V82H68ZM93 81H95L96 84H95V83H92V85H91V82H93ZM96 81H97V82H96ZM101 81H102V84H103V83H104V84L106 83L107 86H108V84H107L108 82H109V84H112V83H113V84L110 85L109 87H107V86L105 85V86H106V87H105L104 84H103V85H102V84H99V83H101ZM221 81H222V82H221ZM228 81H229V82H228ZM233 81H235V82H233ZM252 81H253V82H252ZM3 82H4V83H3ZM35 82H36V83H35ZM111 82H112V83H111ZM115 82H116V81H115ZM216 82H217V83H216ZM218 82H219V83H218ZM231 82H232V83H231ZM245 82H246V83H245ZM20 83H21V84H20ZM24 83H25V84H24ZM30 83H31V84H30ZM46 83H47V84H48V83L51 84L52 87H51V86H50V87H51L52 89H55V88H53V87H56V89H55L56 91L54 90L56 93H55L52 89H50V88L48 87L49 84L47 85ZM60 83H61V84H60ZM78 83H79V84H78ZM87 83H88V84H87ZM214 83H215V84H214ZM220 83H222V84H220ZM225 83H230V84H228L229 86L226 87L227 84L225 85ZM234 83H235V84H234ZM249 83H248V84H249ZM16 84H17V85H16ZM22 84H23L25 87L22 86ZM28 84H29V85H28ZM37 84H39V83H37ZM44 84H46L45 86H47L49 89H48V88H47V89H44V87H45V86H43ZM54 84H55V85H54ZM63 84H64V86H66V87H68V88L70 89L69 93H71L72 95H71V94H65V93H64V91L66 90V87H64ZM70 84H73V86H71ZM82 84H83L84 86H83ZM213 84H214L215 86H214ZM216 84H217V85H216ZM218 84H220V85H218ZM223 84H224V85H223ZM232 84H234V85H232ZM245 84H246V87H247V88L244 87V89H242L243 91L241 92V93H242V94H241L239 90H241V88H243V85H245ZM2 85H3V86H2ZM14 85H13V86H14ZM60 85H61V86H60ZM76 85H78V86H76ZM79 85H80V87H79ZM85 85H86L87 88H85ZM87 85H88V86H87ZM93 85H94V86H93ZM101 85H102V87L104 86V87H103L104 89H103L102 87H100ZM115 85H116V84H115ZM115 85H114V86H115ZM207 85H209L210 87L208 86V88H207ZM212 85H213L215 88L217 87L216 89H218L219 91L216 90V89H214V87H213ZM19 86H20V87H19ZM34 86H37L38 89H37L36 87H34ZM39 86H42V87H43L42 89H44V90H43V92L45 91L44 93L41 92L42 89H40ZM74 86H75V87H74ZM95 86H97V87H95ZM219 86H221V90H222V91L219 89ZM231 86H232V89H228L229 87L231 88ZM11 87H12V88H11ZM58 87H59V88H58ZM60 87H61V88H60ZM72 87H74V89L76 90V92H74L75 90H74ZM78 87H79V89H78ZM82 87H83V88H82ZM91 87H94V88L91 89ZM111 87H112V88H111ZM130 87H131V88H130V89H131L130 91H134L133 88H135V86L132 85V86H130ZM211 87H212L213 89H212ZM224 87H226V88H224ZM233 87H234V88H237V87H238V89H237V90H236V89L234 90ZM248 87H249V88H248ZM8 88H9V89H8ZM33 88H36V92H39V89H40V90H41L40 93H36V92H35V89L32 90ZM63 88H64V90H63ZM81 88L84 89V90H81ZM105 88H107L109 91H108L107 89H105ZM209 88H211V90H210ZM4 89H5V90H4ZM10 89H11V91L13 90V91H12L13 93H12L11 91H9ZM23 89H24V90H23ZM27 89H28V91H27ZM86 89H87V90H86ZM89 89H90V91H89ZM95 89H96L97 91H96ZM101 89H102V94H101V92H100ZM223 89H224V90H223ZM245 89H246V90H245ZM7 90L9 91V93L11 92L10 95L12 94V95H14V96H12V95H11V96H10V95L8 96V94H7L8 92H6ZM18 90H20V91H18ZM22 90H23L24 92H23ZM46 90H47V91H49V90L51 91V90H52V92L55 93V94H52V95H51L50 93L46 92ZM62 90H63V91H62ZM77 90H78V91H77ZM93 90H95V91H93ZM103 90H104V91H103ZM110 90H111V91H110ZM229 90L231 91V93L228 94V95H226V92L228 93ZM1 91H3V92H1ZM4 91H5V92H4ZM16 91H17V92H16ZM32 91H33V92H32ZM50 91H49V92H50ZM58 91H59V92H58ZM86 91H88V95H89V96L86 95V94H87ZM113 91H114V90H113ZM210 91H211V92H210ZM213 91H214V93H212ZM216 91H217V93H216ZM223 91H224V92H223ZM230 91H229V92H230ZM246 91H247L248 93H247ZM29 92H30V93H29ZM34 92H35V93H34ZM52 92H51V93H52ZM57 92H58V93H57ZM60 92H61V94L63 93V95H67L66 97H68L70 100H69V99L67 100V98H65L63 95H62L63 97H61ZM83 92H85L86 94H84ZM96 92L98 93V95H96V94H97ZM104 92H106L105 96H104ZM219 92H222V94H221V93L219 94ZM238 92H239V93H238ZM46 93H48L49 96H51V97H49ZM73 93H74V94H73ZM80 93H82L83 95H86V97H85V96H81L82 94H80ZM89 93H90V94H89ZM95 93H96V94H95ZM113 93H114V92H112L111 94H113ZM203 93H204V94H203ZM210 93H211V94H210ZM234 93H235V94H234ZM250 93H252V95H250ZM43 94H45V95H43ZM94 94H95V96H94ZM205 94H206V96H204ZM214 94L218 96V99H216L217 96L215 97ZM218 94H219V95H218ZM223 94H224V95H223ZM231 94H232V95H231ZM233 94H234V95H233ZM237 94H238V95H237ZM244 94H245V95H244ZM246 94H247V95H246ZM4 95H5V97H7L6 100H5ZM23 95H24V97H23ZM26 95H27V96H26ZM53 95L56 96V98L53 97ZM57 95H58V96H57ZM92 95H93V96H92ZM235 95L238 96L241 100H240L238 97H236L237 99L233 98ZM243 95H244V97H243ZM39 96H40L41 98H40ZM59 96H60V97H59ZM69 96H70V97H69ZM87 96H88L89 98H88ZM102 96L105 98V100H104V98H101ZM195 96H196V97H195ZM249 96H251L252 98H250ZM3 97H4V98H3ZM8 97H10V98L8 99ZM38 97H39V98H38ZM52 97L54 98V99H53V100H54L53 102L51 101V100H52ZM57 97L60 98V99H58ZM71 97H72V98H71ZM90 97H91V98H90ZM92 97H93V98H92ZM96 97H97V98H96ZM106 97H107V98H106ZM220 97H222V98H220ZM223 97H224V98H223ZM2 98H3V99H2ZM19 98H20V99H19ZM36 98H37V99H36ZM47 98H48V99H47ZM61 98H62V101H63V98H64V102H63V103L60 101ZM75 98H78V99H75ZM80 98H81V99H80ZM82 98H83V99H82ZM84 98H85V101H84ZM87 98H88V102L86 101ZM195 98H197V99L195 100ZM203 98H204V100H205L204 102L202 101ZM227 98H229L228 100H231L230 102L233 103V105L231 104V105H232V106H231L232 108H236V106L239 104V105H238V109H239V110H236V111H235V109H234V110L232 109V110L234 111V113L232 114V113H231L232 111L230 112L231 114L228 113V116H225V117H227V118H226L227 120H226V119L223 117V115H221V114H219L220 116H218V115L216 116V115H215L216 117H215V118H212V119L210 120V118L213 117V115H214L215 112L218 113V112L221 110V109H220L221 107H220L219 105L222 104V102H224V100H226ZM247 98H248V99H247ZM257 98H258V99H257ZM1 99H2V101H1ZM35 99H36V100H35ZM38 99H39L41 102H39ZM50 99H51V100H50ZM57 99L59 100V103H57V102H58ZM72 99H73V100H72ZM95 99H96V101L94 102ZM214 99H215V100H214ZM223 99H224V100H223ZM245 99H246V100H245ZM12 100H13V101H12ZM14 100H15V101H14ZM43 100H44V101H43ZM71 100H72V103L74 102V104H73V105H75V106H74V109H72L73 106H72V108H71V105H69V101H71ZM75 100H77V101H75ZM80 100H81V101H80ZM107 100H108V101H107ZM197 100H198V101H197ZM207 100H208V101H207ZM217 100H218L220 103H217V102H218ZM220 100H221V101H220ZM222 100H223V101H222ZM242 100H243V101H242ZM248 100H249V101H248ZM50 101H51V102H50ZM65 101H66V102H65ZM67 101H68V102H67ZM78 101H79V102H78ZM106 101H107V102H106ZM109 101H110V102H109ZM237 101H239L240 103H239V102L237 103ZM38 102H39L41 105H40ZM43 102H44V103H43ZM48 102H50V103L48 104ZM54 102H55V103H54ZM75 102H76L77 104H76ZM85 102H86V104H85ZM105 102L108 103L107 106H106V103H105ZM195 102H196V103H195ZM205 102H206V103H205ZM242 102H243V103H242ZM35 103H38V104L36 105V106H38V107H37L38 109H37L36 106L34 105ZM45 103H46V106L44 105ZM51 103H52V104H51ZM60 103H61V104H60ZM67 103H68V104H67ZM83 103H84L85 105H84ZM89 103H90V104H89ZM194 103H195V104H194ZM208 103L210 104V106H209ZM214 103H215V104H214ZM236 103H237V104H236ZM42 104L44 105V107H43ZM57 104H59V105H57ZM62 104H63V105H62ZM78 104H79V105H78ZM81 104H82L83 106H82ZM100 104L103 105V106H102L103 108H104V107L107 108V110H106L105 108H104V109H101V108H100V107H101ZM193 104H194V105H193ZM201 104H202V105H201ZM204 104H205V105H204ZM216 104H217V105H216ZM244 104H245V105H244ZM50 105H52L53 107H54L55 105L57 106V107L55 106L56 108H54V109H56V110H53V111H52V113H51L52 116H50L51 114L46 113V112H48V111L45 112V110L48 109L47 107H48V106L50 107ZM96 105H97V106H96ZM235 105H236V106H235ZM242 105H243V106H242ZM6 106H8V107L10 106V107L7 109ZM58 106H59V108L61 107L60 110H59ZM81 106H82V107H81ZM85 106H87V107H85ZM94 106H95V107H94ZM199 106H198V107H199ZM203 106H204V107H203ZM205 106H206L208 109H207ZM213 106H214V107H213ZM218 106H219V108H218ZM234 106H235V107H234ZM34 107H35V109H34ZM63 107H64V108H63ZM75 107H76V110H77V111H74V112H73V110H75ZM79 107L81 108L82 111H81V110H78V109H80ZM90 107H91V110H92L93 113H92V112L90 113L91 110H90V109H87V108H90ZM96 107H97V108H96ZM5 108H6V109H5ZM10 108H11V109H14V110L11 112V109H10ZM15 108H16V107H15ZM41 108H42V109H41ZM62 108H63V109H62ZM82 108H85V109H82ZM95 108H96V109H95ZM214 108H215V109H214ZM27 109H28V107H27ZM43 109H44V110H43ZM99 109H100V110H99ZM209 109H210L211 111H209ZM24 110H25V111H24ZM33 110H34V111H33ZM63 110H64V111H63ZM84 110H85L86 114L84 113ZM98 110H99V113L101 112V114H103V115H101V114L99 115ZM101 110H102L103 112H102ZM26 111H28V112L31 111V112H30L31 115H30V113H28V112H26ZM36 111H39V112H38L39 114H38ZM41 111H42V112H41ZM54 111H55L56 116H55V114H54ZM57 111H58L59 113H58ZM70 111H71V112H70ZM80 111H81V112H80ZM25 112H26V113H25ZM44 112L46 113V114H45L46 116H45L44 114H42V113H44ZM76 112H77L78 114H77ZM104 112H105V113H104ZM210 112H211V113H210ZM61 113H62V114H61ZM66 113H68V114L66 115ZM72 113H74V114L72 115ZM79 113H80V114H79ZM81 113H84V114H82V116H81ZM87 113L93 118V121H94V122H93L92 120H90V119H92L91 117L88 116V118H86V117H87ZM25 114H27V115L29 114L28 116L26 115L27 119H26V117L24 116ZM32 114H33V115H32ZM36 114H37L38 116H37ZM47 114H48V115H47ZM58 114H60L59 117L61 116V117H60L61 119H58V118H59V117L57 116ZM95 114H96V115H95ZM108 114H110V115H108ZM175 114H176V112L174 113V115H175ZM212 114H213V115H212ZM251 114H252V115H251ZM34 115H35V118L38 117V118H36V120H38L37 124L39 123V124H38L39 126L36 124V120H35V118H34V117L31 118V116H34ZM53 115H54V116H53ZM62 115H63V116H62ZM76 115H78V116H76ZM79 115L81 116L80 118L83 117L84 120H86V121L84 122L85 124H84V123L82 124V122H83L84 120H83V118H82V121H80ZM84 115H85V116H84ZM92 115H93V116H92ZM179 115H180V116H179ZM179 115L177 114L178 117H177V116H176V117H177V118H181V120L185 119L184 113H183V115H182L181 113H180ZM181 115H182V116H181ZM198 115H199V114H198ZM210 115H211V116H210ZM229 115L233 116L232 118H234V119H233L234 121L232 120L231 116H229ZM3 116H4V118H3ZM7 116H8V117H7ZM23 116H24L25 118H24ZM75 116H76V118H75ZM96 116H97V117H96ZM99 116H100V117H99ZM104 116H106V117H104ZM10 117H11V118H10ZM29 117H30V118H29ZM39 117H40V118H39ZM50 117H52V118L55 117L56 120H55V118L51 120ZM57 117H58V118H57ZM67 117H68V118H67ZM71 117H72V118L74 117L73 120L71 119ZM176 117H175L176 122H175V119H173V120H174V121H173L171 118H169L170 120H172L173 122L176 123V124L174 125L172 122H170V123L172 124V126L169 125V126H170L171 128H173L174 131H175V132H174L172 129L169 128L171 131H173V133H175V134H173L171 131H169V132H171V134L174 135V138H173V135H171V134H169V133H168L169 135L167 134V131H166V130H167L168 128H167V129L165 128V130L162 129V131H161V130L158 131V129H156L158 132H160V133L162 132V133H161V136H162V137L160 136L159 139H156V140L154 139V140H152V143H153V144H152V145H153L152 147L154 148V152H153V153H154V154H153V155H154V158H153V156H152V157H149L148 160H146V163H145V168H146V169H144V171L142 172L143 175H145V177H144L143 175H142L143 177L140 175V177H141L142 179H140V177L137 178L138 184H140V185L145 184V186H146V184H147V185L150 186V185L152 184V182H153L152 180L154 179V178H153L154 176H158L159 174L162 175V173H163V169H162V172H160L161 169H159V168H163V166H165V168H166V165H168V161H166V159H169L170 156H171L170 159H172V157H173V159H174L175 154L178 155V153H176V152H178V151L180 152V151L182 150V148H183L182 151L184 152V154H187V153H188L189 156H190V155L192 156V155H195V154H196V151H197V149H196V147H197V146H196V142H192L191 140H189V138H188L187 135H186L187 138L185 137V135H183L185 138H183V136L179 135V133H182V131H183V129H182V131H181V129H179V128H183V126H181V125L183 124V121H185V120H183V121H181V120H180V121H177V118H176ZM183 117H184V118H183ZM206 117H207V118H206ZM262 117H263V118H262ZM262 117H260V118L258 119V121H257V131H258V130L261 131V130H262L261 127L264 129V126H263L264 124H262V122H264V115H263ZM17 118H16V119H17ZM33 118H34V121H35V122L33 121ZM42 118H43V119H42ZM62 118H63V119H62ZM77 118H78V119H77ZM85 118H86V119H85ZM95 118H96V119H95ZM97 118H100V119L97 120ZM173 118H174V117H173ZM7 119H6V121H7ZM22 119H24V121H23ZM28 119H29V120H28ZM30 119H31V120H30ZM44 119H45V120H44ZM47 119H49V120L47 121ZM68 119H70V121H69ZM221 119H222V121H221ZM223 119H224L225 121H224ZM228 119H229V120H228ZM261 119H262V121H261ZM27 120H28V121H27ZM50 120H51V122H50ZM54 120H55V121H54ZM60 120H61V123H62L63 125L60 123ZM67 120H68L69 122H68ZM71 120H72L73 122H72ZM88 120L93 122V123L90 122V124H91L92 127L90 126ZM100 120H101V121H100ZM170 120H169V121H170ZM178 120H179V119H178ZM213 120H212V122H213ZM17 121H19V123H18ZM31 121H32V123H33L34 125L31 123ZM42 121H43V122H42ZM46 121L48 122V126H49V127H51V125L56 126V127H51V128H49V130H48V128L46 127L47 125H45V124H47V123H45ZM52 121H54V122H56V123H55V124H54V123L52 124ZM58 121H59V122H58ZM74 121H75V122L78 121V122H77V123H74ZM79 121H80V124H79L80 127H79L78 125H76V124L79 123ZM87 121H88V122H87ZM169 121H168V122H169ZM218 121H219V123H218ZM230 121L232 122L231 125L227 123V122L231 123ZM24 122H25V123H24ZM27 122H28V123H27ZM41 122L44 123V124H42ZM49 122H50V124H49ZM180 122H181V123H180ZM58 123L61 124L63 127H62L61 125L59 126ZM86 123H87V125L89 124V126H87V127H88L87 129H88V130L90 129V133H91V134H90V133H89V134L87 133L88 130L86 129ZM178 123H180V125H179ZM223 123H227V124L229 125L228 128H227V124L225 125V124H223ZM259 123H260V125H259ZM2 124H3V126H2ZM9 124H10V127H11L12 129L9 128ZM15 124H14V125H15ZM29 124H31L32 126H36V125H37V127H33V128H35V129H33V128L31 129V127H29V126H31V125H29ZM64 124H65V125L68 124V126L70 125V126H72L73 128H71V127L68 128V127L65 126ZM81 124H82V125H81ZM4 125H5V126H4ZM25 125H26V126L29 125V126L26 127ZM74 125H75V126H74ZM83 125H85V126H83ZM173 125H174V127H173ZM176 125H177V126H176ZM258 125H259V126H258ZM44 126H45V128H44ZM58 126H59V128L61 127L60 129H62V130H63V128L66 127V130H65V129H64L63 131L60 130V131H61L60 133L64 134V135L61 134L60 138H59V136H58L59 131H57V130H59V129H57ZM178 126H180V127H178ZM24 127H25V128H24ZM74 127H76V128H74ZM81 127H82V128H81ZM83 127H85V129H84ZM89 127H90V128H89ZM175 127H176V129H175ZM177 127H178V128H177ZM219 127H220V126H219ZM230 127L233 128V129H231ZM19 128H20V129H19ZM21 128H23V129H21ZM27 128H28V129H27ZM29 128H30V129H29ZM37 128H38V129H37ZM46 128H47V129H46ZM53 128H56V129H53ZM77 128L79 129L78 132H77ZM259 128H260V129H259ZM52 129H53L54 131H53ZM68 129H69V130H68ZM72 129H73V130H72ZM228 129H229L230 132L228 131ZM235 129H236V128H235ZM22 130H23V132H25V136H23L24 133L22 132ZM25 130H26V131H25ZM27 130L29 131V133L32 131V134L29 135V133H28ZM35 130H36V133H37L38 135L40 134L39 136L34 132ZM37 130H40L41 133L38 132ZM43 130H44V131H43ZM46 130H47V131H46ZM50 130H52V131H50ZM55 130H56V133H55ZM81 130H82V132H81ZM83 130H84V131H83ZM86 130H87V132H85ZM176 130H177V131H176ZM178 130H180L181 132H179ZM4 131H5V133H4ZM12 131H13V132H12ZM67 131H68V133H67ZM69 131H70V132H69ZM73 131H75V132H73ZM79 131H80V132H79ZM226 131H227V133H226ZM262 131H263V132H262ZM262 131H261L260 133H262L263 135L261 136V134H260V135H259V138H260V136H261V138L264 137V130H262ZM10 132H11V133H10ZM33 132L35 133L34 135H33ZM47 132H48V135H47ZM52 132H53V133H52ZM63 132H64V133H63ZM176 132H177V133H176ZM220 132H221V133H220ZM228 132H229V133H228ZM2 133H4V135H3ZM17 133H18V134H17ZM21 133H22V134H21ZM27 133H28V136H29V137H26V136H27ZM43 133H44V134H43ZM49 133H50V135H49ZM70 133H71V134H70ZM75 133H76L77 136H78V134L80 133L79 136H80V137H83L81 140H84V141L82 142V141L78 140V139L80 138L79 136H78L79 138L76 137L77 139L75 138V139H76V140H75V139H74V137L76 136ZM81 133H82V134H81ZM163 133L167 134V135L169 136V139H168V136L165 135V134H163ZM20 134H21V135H20ZM53 134H54L55 136H54ZM67 134H68V136H67ZM85 134L87 135V137H86L87 139L84 138V135H85ZM177 134H178V135H177ZM225 134H227L231 139H230L229 137H225V136H227V135H225ZM35 135L38 137L39 140H38V139H37V140H36V139L34 140ZM41 135H42V136L44 135V136H46V137H44V136L42 137ZM51 135H53V136H54L53 138H55V139H51V138H52ZM65 135H66V139H64V138H65V137H64ZM73 135H75V136L72 137ZM86 135H85V136H86ZM170 135H171V138L174 139V140H176L175 138H177V136H178V138H177L178 140H177V141H173V140L170 138ZM176 135H177V136H176ZM224 135H225V136H224ZM30 136H31V138H30ZM33 136H34V137H33ZM40 136H41V137H40ZM48 136H50L51 138L48 137ZM57 136H58L59 139H57ZM164 136H167L166 138H167L168 140L165 139ZM179 136H180V137H179ZM21 137H22V138H21ZM23 137L26 138V139L28 138V140H25ZM39 137L44 139V143H45V146H46L45 148H44V145H43L44 143L42 142L43 139L40 140ZM62 137H63V138H62ZM15 138H16V140H18V141H21V140L23 139L22 142L27 141V143H29L30 145L25 144L26 142H25V143L20 142V143H21V145H20V143H19L18 141H17V142L15 141ZM20 138H21V139H20ZM45 138H46V139H45ZM48 138H50V139H48ZM70 138H71V139H70ZM160 138H161V139H160ZM222 138H223L224 140H223ZM225 138H226V140H225ZM228 138H229L230 140H229ZM10 139H11L12 141H11ZM13 139H14V140H13ZM29 139H31V140L29 141ZM60 139H61V140H60ZM67 139L69 140V142H68ZM72 139L75 140V142H74ZM162 139H163V140H162ZM182 139H184V140L181 141ZM186 139H187V140H186ZM218 139H219V140L221 139V140H220V143H218V142H219ZM227 139H228V140H227ZM253 139H255V138H253ZM253 139H252L251 141H250V139H248L245 143H243V144L246 145V146L244 145V147H246L245 150H247L248 148H250V149H248L250 152L247 150V151H246V152H247V155L245 154V155L247 156V158H248V157L250 158V156L253 155V153H252V149L254 150V149L257 148V147L259 146V144H260V143H259L260 141L258 142V140H254V141H257V142H258V143H257V142L254 143ZM263 139H264V138H263ZM1 140H3V141H1ZM8 140H10V141H8ZM24 140H25V141H24ZM32 140H34L35 142L33 143ZM46 140H47V141L49 140L50 143H49V141L47 142ZM55 140H56V141H55ZM66 140H67V142H66ZM70 140L73 142L72 144L70 143ZM160 140H161V142H160ZM171 140H172V141H171ZM210 140H211V139H210ZM217 140H218V141H217ZM222 140H223V141H222ZM231 140H232L233 142H232ZM14 141H15L16 143H15ZM37 141H38V142H37ZM39 141H40L41 143H43V144H42V145H43L42 147H41V144L39 143ZM52 141H53V142H52ZM64 141H65V142H64ZM86 141H87V142H86ZM179 141H180V142H179ZM184 141H185V142H184ZM188 141H189L190 144L188 143ZM190 141H191V142H190ZM228 141H229L230 143L232 142V143L230 144V148L228 147L229 149H227V145L229 144ZM237 141H239V140H237ZM248 141H249L251 144H249ZM252 141H253V142H252ZM8 142H10V143H8ZM12 142H13V143H12ZM30 142H32L33 144L30 143ZM51 142H52L53 144H51ZM77 142H79V143H81V144L78 143L79 145L77 144L78 146L75 148L74 146L76 145L75 143H77ZM170 142H171V143H170ZM173 142H174V143H177V144H174ZM181 142H182V144H181ZM183 142H184V143H183ZM216 142H217V143H216ZM221 142H222V143H221ZM223 142H225L226 145H225V143L223 144ZM14 143H15V144H14ZM17 143L19 144V145H18L19 147L17 146ZM69 143H70V144H69ZM85 143L87 144L86 146H85ZM172 143H173V144H172ZM185 143H186V144H185ZM187 143H188V145H187ZM194 143H195V144H194ZM227 143H228V144H227ZM252 143H254V144H252ZM2 144H1V146H0V148H1L0 150H2ZM11 144H12V145L14 144V145H16V146H14V145L12 146ZM22 144H23V145H27V148H25L26 146L24 147ZM31 144H32V145H31ZM47 144H48V145H47ZM49 144H51V146H50ZM65 144H67L68 146L65 145ZM73 144H74V146L71 147V145H73ZM157 144H158V145H157ZM161 144H162L163 146H162ZM170 144H171L172 146H173V145H176V147H175L176 150L174 149V146H173V148H170ZM183 144H185V145H183ZM221 144H222V145H221ZM247 144H248V146H247ZM34 145H40V146L37 147V148H39V147H40V148L37 149L36 146H34ZM52 145H53V146H52ZM56 145H57V148H53V147L56 146ZM64 145H65V148L62 149V147H64ZM80 145H82L83 148H82ZM83 145H84V146H83ZM156 145H157V146H156ZM164 145H165V146H164ZM177 145H180V146H177ZM182 145H183V146H182ZM192 145H193L194 147H193ZM214 145H215V146H214ZM223 145H225L226 147H223ZM250 145H251V146H250ZM21 146H22V147H21ZM31 146H32V147L34 146L38 152L41 151V150L43 149V150H42L43 152L41 151L42 153L39 152V153H41L42 155L44 154L43 157H42L41 154H39L37 151H36V152H37V154H36V152L34 151L35 149H34V148L31 149ZM49 146H50V147H49ZM59 146H60L61 148H60ZM160 146H161V147H160ZM213 146H214V147H213ZM217 146H218L219 148H218ZM253 146H255V147H253ZM256 146H257V147H256ZM16 147H17V148H16ZM28 147H30V148H28ZM58 147H59V149H58ZM164 147H165V149H164ZM185 147H186L187 151L185 150ZM22 148H23V149H22ZM41 148H42V149H41ZM46 148H47V149H46ZM52 148H53V149H52ZM73 148L79 150V153H78L77 156H74V154H75L78 150L73 151ZM79 148H82L83 150L80 151ZM84 148H85V150H84ZM157 148H158V149H157ZM168 148H169V149H168ZM177 148H178V149H177ZM179 148H180L181 150H179ZM222 148H223V149L226 148L227 150L225 151V150H223ZM9 149H8V150H9ZM24 149H25V150L28 149L29 152H28V151H24ZM33 149H34V150H33ZM55 149H57V150H55ZM167 149H168V150H167ZM173 149H174V150H173ZM11 150H12V149H11ZM30 150H33V151L30 152ZM59 150H60V151H59ZM62 150H64V151H62ZM70 150L73 151V152H71ZM88 150H90V149L87 148L86 151H88ZM155 150H156V151H155ZM169 150H170V151H169ZM171 150H172L173 152H172ZM214 150H215L216 152H215ZM228 150H229V151H228ZM14 151H15V150H14ZM45 151H47V152H45ZM51 151H53L54 153L56 152V153H55L56 155H58V153H60V154H61L60 157H59V155H58L57 158H56V155H54V153H52ZM69 151H70V152H69ZM160 151H161V152H160ZM164 151L167 152V154H166V153H163ZM224 151H225V154H224ZM6 152H7V150H6ZM33 152H34V153H33ZM66 152H67V153H70V155H72L71 157L74 156V157H73V160L71 159L72 161L70 160L71 157H69V155H68ZM155 152H156V153H155ZM158 152H159V153H158ZM191 152H192V153H191ZM219 152H223V153H222V154H221V153L219 154ZM248 152H249V153H248ZM29 153H30V154H29ZM31 153H32V154H31ZM45 153H46L47 155H46ZM51 153H52L53 155H52ZM213 153H215V155H214ZM227 153H229V154H227ZM250 153H251V155H248V154H250ZM3 154H4V155H3ZM33 154H34V155H33ZM50 154H51L52 156H50ZM66 154H67V155H66ZM160 154H161V155H160ZM164 154H165V155H164ZM188 154H187V156H188ZM226 154L229 155V156L226 157V156H227ZM14 155H15L16 157H13ZM29 155H30V156H29ZM39 155H40V157H39ZM48 155H49V156H48ZM63 155H64V156L66 155V156L64 157ZM75 155H76V154H75ZM157 155H158V156H157ZM168 155H169V157H168ZM196 155H197V154H196ZM211 155H212V156H211ZM213 155L216 156L215 158H217V159L213 158V157H214ZM217 155L220 156L221 158H222V156H223V158H224L225 155H226V156H225L224 159L222 158V161H221V159H218ZM8 156H7V157H8ZM21 156H22V158H23V162L21 163V160H20L19 165L22 164L23 167H24V165L26 166V164L28 163V160H29L30 158H31V159H33V158L37 159V160H38V164H40V163H39V162H40L39 160L42 161V158H44L45 160H47V161H45V160L43 159L44 161L39 165V167H38V164H37V162H36L37 165L35 164L36 166H35V165L33 166L34 169L31 168L33 172L35 171V172H34L35 174L37 173L36 177L39 178L38 180H39L40 182H41V181L44 182V183L41 182L42 185H40L39 181H37V178H36V180H35L33 183H30V184H29V182H28L27 180L24 179V176H25V174H24L25 171H24V170H25V169L22 168V165H21V167H18V165H16V163L19 162V159H21ZM23 156H24V157H23ZM27 156H29V158H28ZM36 156H37V157H36ZM46 156H47V157H46ZM164 156H165V157H164ZM17 157H18V158H17ZM19 157H20V158H19ZM38 157H39V158H38ZM49 157H50V158L54 157V158H52V159H55V160H54V161H51L52 159H48ZM61 157L63 158V162L61 163L62 165H61L60 162H59V161L62 160ZM163 157H164V158H163ZM167 157H168V158H167ZM220 157H219V158H220ZM46 158H47V159H46ZM58 158H61V159H58ZM67 158H68V161L70 160V161L73 163L74 166H73V165H70V164H72V163L67 162ZM158 158H159V159H158ZM11 159H14L15 161L13 160V161H14V162H13ZM16 159H18V160H16ZM24 159H25V160H24ZM56 159H58L59 161H57ZM64 159H65L66 161H65ZM170 159H169V162L173 161V159H172V160H170ZM0 160H1V159H0ZM5 160H6L7 162H6ZM8 160H9V161H8ZM26 160H27V161H26ZM37 160H36V161H37ZM215 160H218L220 163H219V162H216ZM16 161H17V162H16ZM25 161H26L27 163H24ZM55 161H57L58 164L61 165V167H60L58 164H56ZM245 161H246V159H245ZM245 161H244V162H245ZM44 162H45V163H44ZM51 162H52V163H51ZM54 162H55V163H54ZM74 162H75V163H74ZM155 162H156V163H155ZM162 162H164V165L162 164ZM244 162H243V164H242V168H243V165L245 166V163H246V162H245V163H244ZM9 163H11L12 166H11ZM23 163H24V164H23ZM46 163H48V164H46ZM53 163H54L55 165H53ZM67 163H69L68 165H70V167H71V168L69 167V169H70V171H69V172H70V176H71L72 173H74L75 171L78 170L77 172H75L76 176H75V174H72L71 177L68 176V173H69L68 170H69V169L67 168V167H68ZM76 163H77V165H78L79 167H77V166L75 165ZM207 163H208V164H207ZM210 163H211V165H210ZM217 163H218V167H217ZM17 164H18V163H17ZM43 164H44V165H43ZM45 164H46V167H45ZM63 164H64L65 166L67 165V167H65V166L63 167ZM146 164H147V166H146ZM148 164H149V165H148ZM206 164H207V165H206ZM214 164H215L216 166H215ZM219 164H220V165H219ZM3 165H4V166H3ZM8 165H9V170H8V167H7ZM15 165H16V166H15ZM150 165H151V166H150ZM161 165H162V166H161ZM186 165H187V166H186ZM221 165H222V166H221ZM10 166H11V167H10ZM13 166H15V167L13 168ZM57 166H58V167H57ZM72 166L74 167V170H75V171L73 170V167H72ZM148 166H149V168H148ZM152 166H153V167H152ZM156 166H157V167H156ZM37 167H38L39 169L41 168V169H40L41 171H40V170L37 171V170H36V169H38ZM44 167H45V168H44ZM47 167H48V170H49V171H48V170L46 171V168H47ZM49 167H50V168H49ZM76 167H77V168H76ZM158 167H159V168H158ZM213 167H214V168H213ZM5 168H6V170H5ZM15 168H16V169H15ZM18 168L21 169V170L23 169V172H24V173L20 170V171L22 172L23 175L21 174L20 171H16V173H15V170H17ZM35 168H36V169H35ZM63 168L66 169V171H67L66 174H67L68 177L64 174L65 170H64ZM147 168H148V170H149V169H152V170H151V171L149 170V171L147 172V171H145V170H147ZM153 168H154V169H153ZM216 168H217V169L219 168V170L217 171ZM10 169H11V170H10ZM44 169H45V171H44ZM51 169H52V171H51ZM59 169H61V170L59 171ZM62 169H63L64 172L62 171ZM67 169H68V170H67ZM76 169H77V170H76ZM156 169H157V171H158V169H159V171H158V172H160L159 174H158V172L156 171ZM185 169H186V171H185ZM214 169H215L216 171H213ZM13 170H14V171H13ZM55 170H56V175H57V173L59 172V174H60L59 176H58V175L55 176ZM57 170H58V171H57ZM71 170H72V171H71ZM153 170H155L156 172H155V171L152 172ZM203 170H205L206 173H205ZM207 170H208V172H207ZM7 171H8L9 173H8ZM36 171H37V172H36ZM39 171H40V173L43 172V173H42L43 175H42V174H38ZM81 171H82V170H81ZM183 171H184V173H183ZM12 172H14V175H15L14 178L17 177V176H16L17 172H18V174H19V172H20L19 176L22 175V177H21V176H20V177L23 178L25 181H24L23 179L21 180V178H20L19 176H18L19 178L17 177L18 179H17V178H15V179L12 178V179L10 180V179H9L10 176H9V178H8V175H10ZM44 172H45V174H47V173H48V174H47V175H44ZM71 172H72V173H71ZM49 173L51 174L50 177H49V175H50ZM142 173H141V174H142ZM154 173H155V175L153 176ZM182 173H183V174L186 173V174H185L186 177H185ZM202 173H203L204 175H203ZM209 173H211L212 175H210ZM3 174H4V175H3ZM53 174H54V175H53ZM63 174H64L65 177H64V176H63V177H60V176L63 175ZM151 174H152V176H151ZM201 174L204 176V178H200V177H203V176H201ZM38 175H39V177H38ZM41 175H42V176H48V179L45 178V177L42 178ZM148 175H149V176H148ZM216 175H217V176H216ZM1 176H3L4 178L1 177ZM40 176H41V177H40ZM52 176H53V177H52ZM146 176H147V177H146ZM56 177H57V178H56ZM69 177H70L71 179H70ZM148 177H149V179H148ZM183 177H184V178H183ZM206 177H209V178L207 179ZM216 177H217V178H216ZM228 177H229V176H228ZM236 177H237V179H238V176H236ZM7 178H8L9 181L7 180ZM54 178L56 179V182H55V181L53 182V180H55ZM60 178H61V179H60ZM68 178H69V179H68ZM72 178H73V180H72ZM185 178H186V179H185ZM199 178H200V179H199ZM234 178H235V177H234ZM19 179H20V180H19ZM43 179H46V180H48V181L45 182V180H43ZM57 179H60L61 181H60V180H57ZM67 179L69 180V182L71 181L70 184L68 183ZM175 179H176V181H175ZM201 179H202V180H203V179H206L207 182H206V180H205V182H206V183H205L204 180L201 181ZM211 179H212V180H211ZM215 179H216V180H215ZM18 180H19V181H18ZM141 180H142V184L140 183ZM173 180H174V181H173ZM214 180H215V182H214ZM221 180H222V181H221ZM227 180H228L229 182H228ZM6 181H7V182H6ZM16 181H18V182L21 181V182H22V185L20 184L21 182L19 183V184H20V185H19V184H17L18 182L16 183ZM26 181L28 182L29 185H28L27 183H25ZM72 181H73V182H72ZM143 181H145V183H143ZM198 181H199V182H198ZM200 181H201V182H200ZM212 181H213V182H212ZM216 181H217V182H216ZM226 181H227V182H226ZM3 182H6V184H5L6 187H7V188H8V187L10 188V189L8 188L9 191L6 190L5 185L3 186ZM8 182H9V183H8ZM14 182H15V183H14ZM23 182H24V183H23ZM36 182H37V183H36ZM62 182L65 183V184H63ZM180 182H181V183H180ZM185 182H186V183H185ZM188 182H189V183H188ZM194 182H195V183H194ZM203 182H204L205 185L202 184ZM225 182H226V184H225ZM238 182H239V181H238ZM258 182H259V180H257V182H256L258 185H261V184H262V183H261L262 181L259 182L260 184H259ZM10 183H11V184L13 183V184H12V185H13V187H12L13 189H11V186H10L11 184H10ZM47 183H46V184H47ZM60 183H61L62 185H61ZM74 183H75V184H74ZM174 183H176V184H174ZM192 183H193V184H192ZM196 183H197V184H196ZM211 183H212V185H211ZM216 183H217V184H216ZM223 183H224V186H225L226 188L222 185ZM228 183H231L232 185H230V184H228ZM233 183H234V184L237 183V184H235V189H236L235 191L233 190V189H234V187H233ZM7 184H9V185H7ZM33 184H34V185H33ZM38 184H39V185H38ZM46 184H45V185H46ZM56 184H59V185L57 186ZM66 184H69V185H66ZM71 184H72V185H71ZM194 184H195V185H194ZM198 184H199V185H198ZM218 184H219L220 186H219ZM24 185H26V188H24V187H25ZM30 185H31L32 187H31ZM49 185H51V186H50L51 189L54 187V185H55L56 187H54V189L51 190L50 187H49ZM63 185H64V186H63ZM172 185H173V187H172ZM177 185H178V187H177ZM209 185H211V186H209ZM237 185H238V186H237ZM258 185H257V187H258V188H259V187L261 188L262 185H261V186H258ZM22 186H24V187L22 188ZM28 186H30V187H29V188H30L29 190H31V191L27 190ZM149 186H148V187H149ZM199 186H202V187L204 186V189H203V192H202V193H201V191H200V189L202 190V187H199ZM207 186H208V187H207ZM230 186H231V187H230ZM57 187H58V188H57ZM64 187H65V192L67 191L66 193L64 192V193H65V196L63 195V194H64V193H63V191H64V190H63ZM66 187H67L68 189H67ZM187 187H188V188H187ZM190 187H191V188H190ZM194 187H195V188H194ZM197 187H198V188H197ZM219 187H220V189H219ZM2 188H3V190H2ZM183 188H184V189H183ZM186 188H187L188 190H187ZM189 188H190V189H189ZM192 188H193V189H192ZM221 188H223V191H226V192H222V193H220L221 190H222ZM14 189H15V190H14ZM20 189H21V190H20ZM24 189H25V190H24ZM48 189L50 190V193H49V194H48V191H49ZM55 189H57V190H55ZM176 189H177V190H176ZM179 189H181V191H180ZM191 189H192V190H191ZM198 189H199V190H198ZM208 189H209V190H208ZM213 189H214V190H213ZM228 189H229V190H228ZM230 189H231L232 191H234V193L236 192L235 195L232 194V193H233L232 191L230 192ZM4 190H5L7 193L11 192L12 190H13V191H16V192H18V191H20V192H18V193L14 192V193H13V191H12L10 194H4V193H6V192H4ZM10 190H11V191H10ZM26 190H27V191H26ZM54 190L56 191V193H55ZM170 190H171V191H170ZM194 190H195L196 192H195ZM212 190H213V191H212ZM215 190H216V191H215ZM219 190H220V191H219ZM24 191H25V193H29L28 195L30 196V197H29V196H27V194H26V196H27V198H25L26 200H23V198L25 197V195H24L25 193H23ZM61 191H62L63 194L61 193ZM198 191H200V192H198ZM204 191H205V192H204ZM227 191L230 192V193H227ZM30 192H31V193H30ZM52 192H53V195L55 196L54 198L51 197ZM144 192H145V190H144V188H143V189L140 191V193H138V195H137V200H139V202H140V204H139V209H136L135 207H132V208H131V209H133V213H135V214L137 213V214H136L137 216H136L135 214L132 213V211H131V209H129V207H126V206L124 207V209H125V208H126V210L128 209V211H127V215H128V216H127V218H126V219H128V221L126 220V222H125V223H128V224H124L125 226L123 225V229H122L123 231L119 233V234H120V237H119V239H118L119 242L116 241V245H115V241H114V245H113V243H112L113 241H111V242H110V245H109V246H110V249H112V247H113V248L115 247L116 249H115V248L112 249L113 251L110 250V251H109L110 253L108 252L109 254H108V255H105V256H103V255L100 256L101 252L98 253V255H97L96 259H95V262H93L92 264H103V261H106L108 257H109V259H108L106 262H104V264H126V263L129 261V260H127V258H126V256H125V255H127V254H126V251L123 250V249H125V243H126L125 241H127L126 239H128V238H125V237H126V236L128 237L127 234H129V232H130V230H131V227H133V226L135 225V223H136V222L138 221V219H139V214H140L141 206L143 205V198H142L143 196H142V195H144ZM184 192H185V193H184ZM191 192H192V193H191ZM210 192H211V193H210ZM214 192H215V194H216L217 196H216L215 194H214V196H213V193H214ZM216 192H217V193H216ZM15 193L18 194V195H20L19 193H21L20 197H19L18 195L16 196ZM22 193H23L24 197H23ZM203 193H204V194H203ZM225 193H226V196H227V195L229 196V194H230L229 197L227 196L229 199H228L226 196H225V198H224ZM2 194H3V195H2ZM50 194H51V195H50ZM56 194H57V195H56ZM60 194H61V196H60ZM66 194H67V195H66ZM175 194H176V195H175ZM183 194H184V195H183ZM190 194H191V195H190ZM198 194H201L200 196H202V195H203V196L200 197ZM221 194H222V195H221ZM8 195H9V197L11 198V200H14V199L16 200V201H14V202L17 203V207H16V204H15L13 201H12V202H13V203H12L10 200H8V199H10V198L8 197ZM13 195H14V198H13ZM181 195H182V196H181ZM195 195H197V196H195ZM2 196H3V198H2ZM4 196H7L8 199H7L6 197H4ZM11 196H12V197H11ZM21 196H22V197H21ZM47 196H48V197H47ZM63 196H64V197H63ZM134 196L136 197V194H135ZM175 196H176V197H175ZM178 196H179V197H178ZM193 196H194V197H193ZM205 196H206V197H205ZM222 196H223V197H222ZM232 196H234V198H233ZM17 197H18V198H17ZM50 197H51V198H50ZM59 197H60V199H59ZM135 197H134V198H135ZM173 197H174V198H173ZM230 197H232L233 199L231 200ZM1 198H2V199H1ZM4 198H5V199H4ZM21 198H22V200H21ZM176 198H177V199H176ZM223 198H224V199H223ZM63 199H64V200H63ZM182 199H183V200H182ZM189 199H190V200H189ZM198 199H199V200H198ZM211 199H213V200H211ZM17 200H18V201H17ZM27 200H28V201H27ZM45 200H46V201H45ZM173 200H174V201H173ZM184 200H185V202H184ZM191 200H192V201H191ZM194 200H195V201H194ZM200 200H201V201H200ZM225 200H226V201H225ZM4 201H5V202H4ZM8 201H9V202H8ZM23 201H24V202H23ZM57 201H58V202H57ZM181 201H182V202H181ZM196 201H198V202H196ZM202 201H204L205 203L202 202ZM230 201H231V202H230ZM3 202H4V204H7V205H8V203H10V202H11V203H10L9 206H7V205H4ZM6 202H8V203H6ZM18 202H20V204H19ZM26 202H27L28 204H27ZM179 202H180V203H179ZM226 202H227V203H226ZM228 202H229V203H228ZM47 203H50V205H48ZM57 203H58V204H57ZM187 203H188V204H187ZM193 203H194V204H193ZM198 203H199V204H198ZM201 203H202V204H201ZM11 204H12L14 207H13ZM46 204H47V206H46ZM184 204H185V205H184ZM203 204H204V205H203ZM210 204H211V206H210ZM20 205H21V207L23 206L22 209H21ZM27 205H28V207L30 208L29 210H28ZM168 205H169V206H168ZM175 205H176V206H175ZM180 205H181L182 207H181ZM186 205H187V206H186ZM188 205H189V206H188ZM193 205H195V206H193ZM197 205H198V206H197ZM199 205H200V206H199ZM201 205H202V207H201ZM206 205H207V206H206ZM5 206H6V207H5ZM49 206H50V208H49ZM177 206H178L179 208H178ZM192 206H193V207H192ZM204 206H206V207H204ZM223 206H224V205H223ZM225 206H224V207H225ZM229 206H228V207H229ZM9 207H11V208H13V209H9ZM19 207H20V212H22L23 214H21L20 212H18V211H19ZM180 207H181V209H180ZM190 207H191V208H190ZM198 207H199L200 209H199ZM208 207H209L210 209H209ZM23 208H25L26 210L23 209ZM134 208H135V210H134ZM188 208H190V209H188ZM196 208H197V209H196ZM7 209H8V210H7ZM47 209H45V211H46ZM185 209H186V211H185ZM202 209H203V210H202ZM213 209H214V210L216 209L215 211H216L217 214H218V215H216V212L214 211L216 217H215V215H213V214H214V213L212 212ZM5 210H6V211H5ZM13 210H14V211H13ZM22 210H24V211H22ZM48 210H47V211H48ZM136 210H138V211H136ZM191 210L193 211V213H192ZM195 210H196V211H195ZM197 210H198V211H197ZM28 211H29V212H28ZM129 211H131V212H129ZM178 211H179L180 213H179ZM181 211H182V212H181ZM189 211H191V212H189ZM200 211H202V212L199 213ZM218 211H219V212H218ZM11 212H12L13 215H9V214H8V213H11ZM16 212L19 213L21 216H22V215H25V216H22V218H23L24 220H22L21 216L18 215ZM25 212H26V213L28 212V213L25 214ZM138 212H139V213H138ZM159 212H160V213H159ZM184 212H185V214H184ZM203 212H204V213H203ZM205 212H206V213H205ZM130 213H131V215H130ZM158 213H159V214H158ZM171 213H172V214H171ZM186 213H187V214H186ZM189 213H191V214H189ZM211 213H213V214H211ZM58 214H59V213H58ZM182 214H183V216L181 217ZM200 214H201V215H200ZM203 214H205V215H203ZM219 214H220V217H221V220H222L223 224H222V222H221V220H220ZM5 215H8V217H7V216L5 217ZM17 215H18V216H17ZM168 215H169V216H168ZM184 215H185V216H184ZM187 215H189V218H190V219L188 218ZM195 215H196V217H194ZM211 215H212V217H211ZM3 216H4V217H3ZM10 216H11V217H10ZM13 216L17 217V218H16V220H17V222H18L17 224H19V223H21V224H25V223H26V226H28V227H25V226L23 225V229H24V230L22 229L23 231L18 232L17 235H14V234L18 231V228H19V231H20V229H21L22 226H21V225H14L13 223H12V225H11V221H12ZM27 216H28V217H27ZM30 216H31V217H30ZM51 216L56 217L57 219L59 218V215H57V212H56V215H55V213H54V214L51 215ZM134 216H136V218H134ZM160 216H161V217H160ZM164 216H166L167 218H165ZM186 216H187V217H186ZM200 216H201V217H200ZM205 216H206V217H205ZM213 216H214V218H213ZM9 217H10V219H11L10 221L8 220ZM19 217H20L21 219H20ZM53 217H50V219L52 220V223L50 222L51 220H49V222H48V221H47V222H48L49 225H50V224H51V225L53 224L54 226H56V225H55V222L58 223V220H57L56 218H53ZM137 217H138V218H137ZM168 217H169L170 219H169ZM191 217H192V218H191ZM204 217H205V220H204ZM222 217H223V218H222ZM5 218H8V219H5ZM52 218H53V219H56V220H53ZM129 218H130V219H129ZM133 218H134V219H133ZM160 218H161V219L163 218V219L161 220ZM179 218H180V219L183 218V222H182V219L180 220ZM184 218H185V220H184ZM187 218H188V219H187ZM195 218H196V219H195ZM212 218H213L214 220L218 221V222H215V223L210 222ZM218 218H219V219H218ZM263 218H264V217L260 218L261 220H259V221H260V222H263ZM4 219H5V220H4ZM27 219H31V220H32V221L30 220L31 222H29L30 225H29V223L27 224V222L29 221V220H27ZM131 219H133V221H131ZM136 219H137V220H136ZM157 219H158V220H157ZM166 219H167V221H166ZM191 219H192V221H191ZM209 219H210V220H209ZM217 219H218V220H217ZM6 220H7V221H6ZM26 220H27V221H26ZM160 220H161V221H160ZM196 220H198V221H200V222H197ZM201 220H202V221H201ZM214 220H212V221L214 222ZM3 221H4V222H3ZM8 221H9V222H8ZM19 221H20V222H19ZM22 221H23V222L25 221V223H23ZM54 221H55V222H54ZM177 221H178V222H177ZM193 221H194V222H193ZM219 221L221 222V223H220L221 225L219 224ZM6 222H7V224H9L11 227H9V225H7ZM12 222H13V221H12ZM53 222H54V223H53ZM134 222H135V223H134ZM164 222H165V223H164ZM196 222H197V223H196ZM201 222H202V224H201ZM32 223H33V224H32ZM57 223H56V224H57ZM173 223H174V224H173ZM179 223H180V225L178 226ZM192 223H195V224H192ZM211 223H212V224H211ZM129 224H130V225H129ZM196 224H197V225H196ZM204 224H205V225H204ZM214 224H215V225H214ZM218 224H219L220 226H219ZM32 225H33V226H32ZM45 225L47 226V224H45ZM49 225H48V226H49ZM51 225H50V226H51ZM127 225H128V226H127ZM160 225H161V226H160ZM198 225H199V227H198ZM212 225H213V227H217V228L215 229L216 232L214 231V229H212L214 232L211 230L210 227H212ZM216 225H217V226H216ZM223 225H224V227H223ZM13 226H14V227H13ZM29 226H30V228H29ZM130 226H131V227H130ZM167 226H168V227H167ZM231 226H232V225H231ZM31 227H32V228H31ZM125 227H126V228H125ZM170 227H171V228H170ZM180 227H182V228L185 227V228H183V229H184V232H182L183 229L180 228ZM186 227H187V228H186ZM213 227H212V228H213ZM221 227H223V228H221ZM228 227H229V226H228ZM12 228H14L15 230H14V229L12 230ZM129 228H130V230H129ZM190 228H191V229H190ZM220 228H221L222 230L226 228V231L223 230V231H224V232H223ZM231 228H232V227H231ZM30 229H31V230H30ZM126 229H127V230H126ZM206 229H207V230H206ZM219 229H220V230H219ZM2 230H3V231H2ZM25 230H26V231L28 230V231L26 232ZM29 230H30V232H29ZM172 230H173V231H172ZM194 230H195V231H194ZM196 230H197V231H196ZM201 230H202V231H201ZM217 230H218V231H217ZM11 231H13V232H11ZM14 231H16V232L14 233ZM125 231H127V232H125ZM188 231H189V232H188ZM10 232H11V234H10ZM50 232H51V233H50ZM163 232H164V233H163ZM168 232H169V233H168ZM200 232H201L202 234H199ZM211 232H212V233H211ZM21 233H22V234H21ZM27 233H28V234H27ZM32 233H31V234H32ZM45 233H46L45 236H48V235H49V236H51V238H52V235H53V232H52V231L49 230V234H47V233H48L47 231H46ZM114 233H115V231H114ZM174 233H175V234H174ZM195 233H197L198 236L195 235ZM209 233H210V234H209ZM223 233H224V234H223ZM225 233H226V234H225ZM26 234H27V237H28V238L26 237ZM115 234H117V233H115ZM185 234H186V235H185ZM187 234L189 235V237H188ZM216 234H217V235H216ZM240 234H241V235H240ZM5 235H6V236H5ZM8 235H9V237H8ZM12 235L15 236V238H16L15 240H14V237H13ZM22 235H23V236H22ZM123 235H124V236H123ZM191 235H192V236L194 235V237H192ZM201 235H202V236H201ZM208 235H209L210 238H208ZM210 235H213V236H212V239H215L216 236H218L221 240H218L219 238H216L215 241L217 240V241H220V242L222 241V242H221V243L219 242V244H217L216 242H214V240L211 239V236H210ZM215 235H216V236H215ZM221 235H222V237H221ZM238 235H239V236H238ZM53 236H54V235H53ZM166 236H168L169 238H167ZM170 236H171V237H170ZM180 236H181V237H180ZM195 236H196V237H195ZM206 236H207V237H206ZM17 237H18V238H17ZM23 237H24L25 239H23ZM152 237H153V238H152ZM174 237H175V238H174ZM186 237H187V238H186ZM226 237H227V238H226ZM12 238H13V240H12ZM45 238H46V237H45ZM120 238H121V239H120ZM158 238H159V239H158ZM162 238H163V239H162ZM165 238H166V239H165ZM176 238H178V239H176ZM199 238H201V239L199 240ZM206 238H207V239H206ZM230 238H231L232 241H229ZM232 238H233V239H232ZM21 239H22V241H21ZM47 239H50V237H49V238L47 237ZM124 239H125V240H124ZM164 239H165V240H164ZM170 239H171V240H170ZM187 239H188V240H187ZM195 239H197L199 242L196 240L197 243H195V242H196ZM203 239H204V240H203ZM228 239H229V240H228ZM10 240H11V241H10ZM28 240H29V241H28ZM159 240H160V241H159ZM205 240H206V241H205ZM210 240H212L213 242L210 241ZM224 240H225V241H224ZM151 241H152V242H151ZM153 241H154V242H153ZM168 241H169V242H168ZM171 241H172V242H171ZM179 241H180V242H179ZM202 241H203V243H202ZM223 241H224V243H226V242H230V243L223 244ZM19 242H20V243H19ZM56 242H57V243H56ZM56 242H55V243L49 248V250L46 252V255H44L43 259L41 260V261H42V262H41L42 264H43V263H44V264H45V263H46V264H61V262H63V259H64L63 257H64V256L62 257V254H63V251H64V250H63L64 247H62L61 242H59L58 240H57ZM58 242H59L60 244H59ZM163 242H164V244H163ZM170 242H171V243H170ZM193 242H194V243H193ZM200 242H201L202 244H201ZM258 242H259L260 244L258 243V244H256V245H254V246L257 247V248L253 247V249H254V250L256 249L255 251H257L256 253L254 252V253L252 254V255H254V256L251 255L253 258H251V256H248V255L246 254V255H244V257H243V258H244L243 260H245V261H244L243 263H241V264H264V239L261 238ZM34 243H35L37 246H35ZM118 243H119V244H118ZM120 243H121V244H120ZM123 243H124V244H123ZM150 243H152V246L150 245ZM166 243H167V247H166ZM168 243H169V245H168ZM183 243H184V244H183ZM186 243H187V244H186ZM189 243H190V244H189ZM199 243H200V244H199ZM208 243H209V246H207ZM261 243H262V244H261ZM1 244H4V246H2ZM153 244H155V245H153ZM172 244H173V245H172ZM177 244H179V245H177ZM193 244H195V246H194ZM203 244H204V245H203ZM213 244H214V245H213ZM215 244H217V246H216ZM222 244H223V245H222ZM14 245H15V246H14ZM21 245H22V246H21ZM59 245H61V246H59ZM112 245H113V246H112ZM120 245H121V247H120ZM186 245H187V246H186ZM188 245H190V246H188ZM192 245L196 248V250H197L196 253H195V250H194V249H193L194 251L190 249V248H193V247H191ZM198 245H199L200 248L198 247ZM205 245H206V246H205ZM20 246H21V247H20ZM34 246H35V247H34ZM57 246H58V247H57ZM116 246H117V247H116ZM161 246H162V247H161ZM179 246H180V247H179ZM210 246H211V247H210ZM218 246H219V248H218ZM258 246H259V247H258ZM3 247H4V248H5V247H7V248L11 247V248H9V249L5 248V249H4ZM19 247H20V248H19ZM52 247H54V249H55V247H57L55 250H57V252L60 251L61 253H60V252L57 253L56 251H54V249H53ZM61 247H62V248H61ZM123 247H124V248H123ZM151 247H152V248L154 247V248L152 249ZM156 247H157V248H156ZM174 247H175V248H174ZM185 247H186V248H185ZM206 247H207V249H206ZM209 247H210V249H211L212 247H214V248L216 247V248H215L216 250L214 249L215 251L211 249V251L214 252L213 254H212V252L210 251V249H208ZM51 248L53 249L54 252H52V250H50ZM147 248H149V249H147ZM187 248L189 249L188 251H186ZM201 248H203V249H201ZM260 248H261V249H260ZM11 249H13V250L16 249V252L12 254V253H11V252H12ZM150 249H151V250H150ZM183 249H186V250H183ZM198 249H199V250H198ZM6 250H7V251H6ZM115 250L117 251V253L114 252ZM118 250H119L120 252H119ZM164 250H167V251L164 252ZM174 250H175V251H174ZM180 250L183 251V252L186 251L187 253L184 252V253H185V254H184V253L182 252V253H183V254H182ZM202 250H203V251H202ZM204 250H205V251H204ZM206 250H207V252H206ZM220 250H221V251H220ZM9 251H10V252H9ZM123 251H124L125 253H124ZM157 251H158V252H157ZM176 251H177L178 254L175 253ZM190 251H191V254H192V255L189 257L188 255H190V253H189ZM216 251H217V253H216ZM225 251H226V252H225ZM262 251H263V252H262ZM7 252L9 253L8 255H10V256L7 255ZM13 252H14V251H13ZM55 252L57 253V255H55ZM113 252H114V253H113ZM121 252H122V254H120ZM202 252H203L204 254H203ZM205 252H206V253H205ZM210 252H211V254H210ZM10 253H11V254H10ZM19 253H20V252H19ZM118 253H119V254H118ZM144 253L146 254V256H145ZM161 253H162V255H161ZM180 253H181V255H179ZM193 253H194V255H193ZM207 253H208V254H207ZM215 253H216V254H215ZM238 253H239V254L247 253V249L242 250V251H239ZM258 253H259V254H258ZM260 253H261V254H260ZM15 254H16V255H15ZM117 254H118L119 256H118ZM148 254H149V255H148ZM174 254H175V255L177 254V256H175ZM205 254H206V255H205ZM224 254H225V255H224ZM12 255H14V256H12ZM49 255H50V256H49ZM60 255H61V256H60ZM79 255L81 256V254H79ZM112 255H113V256H112ZM114 255H115V256H114ZM143 255H144L146 258H145ZM156 255H157V256H156ZM182 255H184L185 258H184ZM220 255H221V257H219ZM11 256H12V258H10ZM75 256H77V255H75ZM75 256H74V257H75ZM80 256H77L78 258L76 257V258H73L72 260H73L76 264H77V263H80L79 261H80V259H82ZM116 256H117V257H116ZM158 256H159V257H158ZM171 256H172V257H171ZM174 256H175V258H177L176 260H178V257H179L180 259H181V257H182L181 260H183V262H182L181 260H178V261L176 262V260L173 259ZM192 256H194L195 261L197 260V263L194 261V259H193ZM199 256H200V257H199ZM214 256H215V257L218 256V257H217L218 259L215 258ZM255 256H256V257H255ZM7 257H9L10 260H9ZM13 257H14V258H13ZM37 257H38V256H37ZM37 257H35V259H36ZM46 257H47V258H46ZM98 257H99V258H98ZM103 257H105L106 260H103V259H104ZM110 257H112L113 259L110 258ZM118 257H119V259H118ZM122 257H123V259H124V257H125L126 260H125V259L122 260ZM138 257L140 258L139 260H141L142 258H143V259H142L141 261H139V260L137 259ZM198 257H199L200 260L197 259ZM201 257H202V258H201ZM204 257H205V258H204ZM206 257H207L208 259H207ZM209 257H210V258H209ZM50 258H51V259H50ZM59 258H60V259H59ZM61 258H63V259H61ZM115 258H116V259H115ZM144 258H145V259H144ZM169 258H170V259H169ZM171 258H172V260H171ZM190 258H191V259H190ZM245 258H246V259L248 258V259L246 260ZM11 259H12V260H11ZM35 259H34V260H35ZM44 259H45V260H44ZM56 259H57V260H56ZM74 259H75V260H74ZM76 259H77V260H76ZM98 259H99V260H98ZM166 259H167L169 262H168ZM202 259H203V260H202ZM205 259H206V260H205ZM214 259H216V260H214ZM26 260H27V262H26ZM34 260H33V261H34ZM43 260H44V261H43ZM52 260H54V261H52ZM58 260H59V261H58ZM72 260H71V261H72ZM96 260H97L98 262H97ZM110 260H111V261H110ZM120 260H121V261H120ZM132 260H131V261H132ZM134 260H136V261H134ZM137 260H138V261H137ZM173 260H174V261H173ZM184 260H186L187 262H186V261L184 262ZM189 260H190V261H189ZM211 260H212V261H211ZM220 260H221V261H220ZM256 260H257V261H256ZM259 260H260V261H259ZM71 261H70L69 264L74 263L73 261H72V262H71ZM113 261H114V262H113ZM143 261H144L145 263H144ZM163 261H164V262H163ZM191 261H192V263H191ZM193 261H194V262H193ZM200 261H201V262H200ZM203 261H204V262H203ZM216 261H217V262H216ZM246 261H248V262L250 261V262H249V263H248V262L246 263ZM7 262H8V263H7ZM23 262L26 263V264H29V258L27 257V255L25 256V260H23V261L21 262V264H22ZM81 262H82V260H81ZM96 262H97V263H96ZM109 262H110V263H109ZM111 262H112V263H111ZM119 262H120V263H119ZM123 262H124V263H123ZM142 262H143V263H142ZM170 262H171V263H170ZM211 262H212V263H211ZM258 262H259V263H258ZM75 263H74V264H75ZM128 263L130 264V262H128ZM128 263H127V264H128ZM134 263H133V264H134ZM62 264H63V263H62ZM80 264H84V262H82V263H80ZM85 264H86V263H85ZM131 264H132V262H131Z\"/></svg>","mask_w":264,"mask_h":264}]
</instances>
